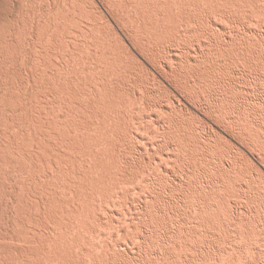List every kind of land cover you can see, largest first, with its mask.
Instances as JSON below:
<instances>
[{"label":"bare ground","instance_id":"1","mask_svg":"<svg viewBox=\"0 0 264 264\" xmlns=\"http://www.w3.org/2000/svg\"><path fill=\"white\" fill-rule=\"evenodd\" d=\"M24 1V3H25V1L26 2H28L27 0H23ZM44 1V0H43ZM53 1H56V0H53ZM59 1V0H58ZM58 1H56V2H58ZM71 1H73V0H71ZM78 1L79 0H77V2H76V4L78 5ZM86 1V0H85ZM85 1H83V2H85ZM88 1V0H87ZM86 1V2H87ZM90 1H92L91 3H94V0H90ZM90 1L88 2V3H90ZM104 1V0H103ZM106 1H108V0H106ZM105 1V3H106V5H105V3L104 2H102L103 4H101V5H104L103 6V9H104V7L105 6H107L108 7V2H106ZM114 1H116V0H113V2ZM136 0H134V2H135ZM261 1V0H260ZM257 1V0H137V2H139V4H140V6L138 7V5L136 6L135 4H137V2L136 3H134L133 2V0H131V1H128V0H126V1H124V3L125 4H127V2H131V3H129L130 5H131V7H133V8H131V9H129V7H128V4L125 6V8L123 7V9H122V7H117L115 4H118L117 3V1H116V3H114V5H115V8L117 9H120L119 10V12H117V10L115 9V12L114 13H116V14H114L113 12V14L114 15H116V16H113L112 17V13H111V15H110V18H113L111 21H113L114 20V18H115V20L117 21H119V24H116V26H120V24H122V23H124L125 22V24L127 23V27H129L127 30H125L126 31V34H127V32H128V36H129V39H128V44H127V42H125L124 40H123V38H122V36L121 35H119L120 33H122L123 34V30L126 28V27H124V29L123 30H121V32L120 33H118V31H117V29H116V27L113 25V24H111L110 22H108L107 20H108V18H107V20H106V24L108 25V27H107V25L104 27V25L102 26V24L103 23H99L98 21L99 20H101L100 18H101V16H102V19H103V11L101 10V5L100 4H98L97 6H94V5H96L95 3H97V2H95L94 4H93V6H92V4L90 3V6L88 5V6H86L87 4L85 3V5H81V4H79V6H77L76 5V7L74 6L75 5V0L73 1V3H70L71 5L73 4V7L70 5H67L68 4V1L66 0H64V1H60V3L59 4H61V8L58 6H56V4H55V2H53L54 3V6L55 7H57V9H59L60 8V10H62V5H64V3L65 2H67V3H65L66 4V6H64L63 7V9L64 8H66V11L65 10H62V11H65V13H67V14H64V19H63V17H62V13H64V12H62V11H60L59 10V12H58V10L55 8V9H53V3L51 4V3H49V2H47V1H44V2H46V4H49L50 6H52V8H51V10L53 9V11L51 12L50 11V9L48 8L49 7V5L47 6V5H45V3H44V6H40V7H42V8H37V9H46L45 8V6H47V10H49V12H47V13H50V14H47L46 15V17L48 18V21L50 22V21H52L51 23H48V25H44V27H46V26H48L47 28H45L44 30H43V28L42 27H40L39 26V24H41L42 26H43V24L42 23H38V21L37 20H39L40 22L42 21V18H43V21L45 20L44 19V17L43 16H45L44 14H43V16L41 15V13L44 11H40V12H38L37 14H35V15H38V14H40L41 16H42V18H41V16L40 15H38V16H40V19L38 18V19H35L36 21H37V24H38V26L44 31V34H43V31H42V37L43 38H41V36L39 35V38L37 37V39L39 40H34L33 38H35V34H39V32H37V33H35V31H34V37L33 38H31V39H29V40H27V41H25V40H23V42L25 41V44L24 45H26V42L27 43H29V42H36V43H40V39H44L46 36H47V32L49 31V32H51V34L50 35H52V33L53 32H56L57 31V33L59 32V31H62V27H65V30L67 29V28H69V26L71 27H73V23L71 22V21H69V17H71L72 19V21H77V23H75L74 24V28H72V29H74L76 32H79V34H77L75 31H73V30H69V29H67V30H69V31H64V34L65 33H68V36L69 35H71L72 34V36L74 35V36H76V35H79V38L81 37L82 38V40L84 39V37H87L86 38V40H85V42H82L78 37H76V38H74V36H73V40H70V39H72V36H71V38H70V36L68 37V38H70L69 40L70 41H73V43L72 44H74V40L75 39H79L78 41L80 42V44H82V45H79V43L78 42H76L73 46L71 45V43H70V49L69 48H67V47H69V43H68V45L66 46L65 44H64V42H66V37H61V39H63V40H61L60 42H62L63 41V43H62V45H59V44H61L60 42L58 43V41H57V38L55 37L54 38V36L56 35L55 33V35L52 37V38H54V42H56V43H58V47L59 48H56V46L55 45H57L56 43H55V45H54V47L56 48H54L55 49V51L56 50H59L60 49V51H61V47H63L64 46V48L66 47V49L68 50V51H66V53L64 52V50H66V49H64L63 48V52L65 53L64 55V57H60V59L62 58V62L60 63V61H58V59H59V57L56 59V57H51V56H49L48 55V57L46 56V58H50L51 57V59H49V60H51V64L49 63V64H46V62H48V61H45V60H47V59H40V61H39V59L37 58V56L38 57H40L37 53L39 52V48H40V46H38L37 47V53L35 52L36 50H34V51H32L33 49H36V48H30L29 47V45L28 46H25L27 49H32L30 52H33V54L35 53V56H36V58L38 59V60H36V58L34 59V60H36L37 62H39V63H36V61L35 62H32V60L30 59V62L32 63V64H34V63H36V64H42L43 66H41V67H39L40 68V70H39V68L38 67H32L30 64V62H28V63H30L29 64V66L31 67V70L33 69V70H39V71H41L42 70V74L41 73H39L38 72V70H37V73L41 76H43V77H48L47 79H45L44 80V78L43 77H41V78H39L38 76H37V74L35 73L36 72V70H35V72L33 71H31L30 70V67H29V71H28V73L29 74H27L28 75V77H29V79L28 80H30V81H33L35 84L34 85H36V86H34V87H37L38 88V90H40L39 88H41V86H43L42 88H41V91H43L42 89H44L45 90V93H46V88H47V90L49 91V88L48 87H46L45 88V86H49L50 85V83L52 84V82H53V86L56 84V83H58V84H56L54 87L56 88V86H57V88L55 89L54 87H52L51 85V89H50V91L49 92H47L46 93V95L49 97V100H48V97L46 98V95L44 94V95H42V97H44V98H38V97H40L39 95L41 94L36 88H33V86L31 87V89L30 88H28L29 86H26L27 88L25 89V86H24V81L22 82V80L20 81V80H16V84H19L18 82L20 81L21 83H23V85L20 87H17V88H22L23 86V88H22V90L21 91H23L24 92V94H23V96L26 94L27 95V97H29V96H32V93L34 94V96L36 95L34 92H36V91H38V93H39V95L37 94V96H35V98H36V101H37V99L39 100V101H32L34 104H35V106L34 107H37L38 105V107L40 108V110L42 109V111L41 112H43V111H45L46 112V108L48 109V112H47V117H46V115L44 114V116L42 115V113H40L41 114V117L40 116H37V117H39L40 118V120L38 121L37 119H39V118H37V119H35V117H34V112H33V117L32 116H29V113H30V115H31V112H29L28 113V111H29V109L28 108H30V111L32 110V109H36V108H32L31 109V105H34L33 103L29 106V102H31V100H32V98H34V96L33 97H30V101H29V99L27 100L26 98H25V96H24V98L27 100H24V101H26V102H23V100H22V102H23V106H22V109L23 110H25V111H23V110H21L20 108H21V106L19 105V104H21V103H18V105L20 106V108H19V106H18V108H19V110H21V112L18 110V108H17V110H16V107H17V104L15 105V104H13V105H11V101H12V99L11 98H8V97H11L12 95H13V89H12V92H11V90L10 91H8L7 89L9 88L8 86L9 85H6L7 86V89H3V87L1 88L0 87V89H1V91L3 90V91H5V90H7L8 92L7 93H9V95L6 93V92H4L6 95H5V98L3 97L4 96V93L2 94L3 96H1V94H0V97H2L1 99H3V103L4 104H8V105H10V106H12L11 108H13L14 109V105H15V110L16 111H19L20 113H18V115L17 114H14L13 112H14V110H13V112H12V110H11V112L13 113V115H16V116H23L22 115V111L24 112L23 114H24V116L25 115H27V116H29V118H28V120H26L25 118H23V117H19L20 119H25L26 121V124L28 123V121H29V123L27 124V125H24L25 123H24V120H23V122H22V120L20 121L19 120V123L21 124V126L23 125V126H25V127H27V128H25L26 129V133L27 132H30V131H32V132H30V133H33L34 132V138L37 140V139H39V141H38V143L40 144L41 143V141H42V143H41V145H42V147L39 145V144H37L36 142V144H34L35 145V151L33 152H30V153H28L29 151H27V153H24V156L25 157H23V158H25V159H27V160H29L30 161V163L32 164V166L31 167H38V165L40 164L39 163V161H36V160H38V159H34V158H36L38 155L37 154H39V153H37L36 152V146L37 145H39L38 147H40V148H42V149H44V147L45 148H48V149H52V152L49 150V152L47 153V154H49L50 152V154H52V156H50V155H47V154H45V150H44V154L43 153H41L40 155V161L42 162V163H44V164H42L41 163V165H39L40 167V170L37 168V169H34V171H32L31 172V175L32 174H36V176L37 177H35V174L33 175L35 178H33V176L32 177H30L31 179L33 178L34 180L36 179V178H38L39 176H40V174L39 173H41V172H39V171H41L42 170V172L44 173H41V174H43L44 175V177H45V179L47 178H51L52 177V174L51 173H53L52 171H51V167H52V170H53V167L56 165V167L54 168V170L57 168V167H60V168H64V164L67 162V161H69L68 163H66V165L67 164H73V168L70 170V171H72L73 169V174L74 175H76L75 177H77V178H75V177H71V176H74L73 174H71V173H68V172H70V171H68L71 167H67L66 165V167H67V173L68 174H66L67 176H68V178L69 179H67V177L65 178V181H62V182H60V184H62V185H60V186H63L64 188H65V190H67V192L68 191H70V192H72V193H70V192H68V194L70 193V194H72L71 196H72V199L74 198H77V199H75V200H77V202L76 203H74V204H76V205H73L72 204V206H69L70 204H69V201L70 200H72V199H65V197L68 195V194H66L65 192H64V194H65V196H64V199H60V202L63 204V205H67L68 204V207H66V209L64 210V212H60V215H59V213L57 212V213H55L52 209H50L51 211H49V209H48V207L49 208H51V206H49L50 204H52L53 202H56V198H57V196H58V194H59V192H60V190L61 191H64L63 190V188H59L58 187V185H57V182L59 181V178H62V175H64L65 176V171L66 170H62V169H60V173L62 174L63 172H64V174H58L59 176H58V178H56L58 181L56 182V185L57 186H51V189H52V187H54L55 189H53L54 190V192L55 193H53V194H56V198H55V195L51 198V200H50V202H48V204L49 205H47L48 207H46L47 208V210H46V208H43L42 209V213H44L45 214V216L47 215H49L48 217H51V218H49V222H52V223H54V221H55V223L57 222H60L61 220H63L64 221V219H63V217L62 216H67V217H69V220L74 224V223H76V221H77V219H76V217L78 218V215L80 216V214H81V219H79V221H77V222H79L80 224H84V225H86V224H88V223H84V222H88L89 221V223H90V221L93 223L94 221H96L98 218H100V217H98V215H96V214H98L95 210L96 209H94L95 207L97 208L98 207V209H99V207L101 206L102 207V205L103 204H106L105 202L106 201H108V198H109V194H110V191H111V194L113 193V194H115L114 192L115 191H112L111 190V188L113 187V186H117V184L115 183L116 182V180H117V178H118V180H120L121 178H122V176H121V174L123 173V172H126L127 173V171L126 170H123V169H125V168H121V166H123V165H125V164H127V165H130V166H133V167H135V170H132V171H134V173L136 172V170H137V168L139 169V166L140 165H147V166H149L150 168V170L152 171V173L154 172V174H155V178L156 179H158L157 178V175H156V171H153L154 169H152V168H155V169H157V171L160 173L162 170H163V173L165 172V175H166V177H164V179L166 178L167 180L169 179V177L171 178V179H176L175 178V176L177 175V173L179 172V173H181L179 176L182 178L183 176H182V174H186L185 175V177L184 178H186V179H188V177L189 178H191V182L189 181V179L188 180H186V179H184V178H182V179H184L183 180V182L184 181H189V183L187 182V186H188V189H183L184 191H183V193H182V191H181V193H182V195H181V197H182V199H180V200H183V198H185V199H187L186 201H188V200H190L191 202H193V204L192 203H189V204H192L193 205V207H192V209L190 208V207H188V206H190V205H188L186 202H183L184 204L186 203L188 206H186V208H184L183 206V208L182 209H184L183 211L184 212H186V213H184L185 214V216L183 215V217H186L185 218V220H184V218L182 217V220H184V221H188L189 219H187V217H189L190 215H188V216H186L187 215V211H189L188 213L190 214L192 211L194 212V214H196V215H198V213H200L204 218H202V219H204V221L205 222H207V228H208V225H210V224H212V226L214 225V224H216V226H214V227H212V229H215V230H219L220 228H227L228 226V224H231L230 222L231 221H235V222H237L236 221V219H237V217H239L240 218V216H238V215H243V213L242 214H240L239 213V211H241V209L239 210V208L241 207H243V206H238V207H236L235 205L233 206V204H232V206L230 205V201H232V200H230V199H234L235 201H236V199L232 196V195H234L235 196V194L236 195H239L240 193H242L243 192V190H242V188L244 189V190H248V189H251L252 190V188L254 187V189H256L257 188V184H255V186H254V184H253V182L254 181H258V185H259V188H260V190H259V192L260 193H262V192H264V141H262L261 139H263V138H261L260 140L257 138V137H254V128H255V126H254V124H253V126H252V123H249V126H244L245 125V123L247 122L246 120L247 119H249V116L251 117V118H253V116L255 117V115H249V116H247L248 114V112L246 111V110H248V109H244L245 107H247V106H245V104L247 103V101H248V103H247V105L248 106H251L252 105V103H253V101L250 103L249 102V100H254V99H249L248 98V100H245L246 101V103H244V102H242V100L241 99H239L238 98V94L236 95V93H234L235 95L234 96H237V98L239 99V100H241V102L242 103H244L243 105L245 106L243 109L247 112V113H244V115L245 114H247L246 116H244V115H242L243 113H241V112H239V111H243L242 109H240V108H242L243 107V105L239 108L240 110L238 111L237 109H233V107H234V105L233 104H235V102H233V101H231V102H233L231 105L233 106H230L232 109H233V111L235 110H237L236 112H239V113H241V115L243 116V117H241L240 118V116L238 117L237 115H240L239 113L236 115V114H234L233 113V111L231 112V110H230V108H229V110L228 109H226V110H223V108H222V106L223 107H226V105L227 106H229L228 104L229 103H227L226 105H222V103H223V100L225 99L224 97H220L221 99H223L222 101H221V99H219L220 101H218L219 103H221V108L218 106V103L216 104V92L217 91H219V90H221V89H219V87L218 86H220L221 85V83H223L224 84V82L223 81H228V79H229V76H227V74L229 73V71L231 70V72H232V75H233V69H235V70H237V68L238 67H243V68H251V70H253L254 71V73L256 72V67L258 66V64L259 65H262L263 64V66H264V30H263V28H261L262 26L261 25H259V26H261V27H259V28H261V31H262V33H260L261 31H260V29H257V30H259L260 32H259V35L257 34V32H254V30H252L253 29V25H252V23H251V21L252 20H249L250 22H247V23H244V19H245V17L243 16V12H244V9H241V10H243V12L242 11H240V13H238V10H236V8L238 9L239 7H241V8H245L246 10H248V11H250V9L249 8H251V7H253L254 8V12H255V14H258V16H262L261 15V12L262 11H264V10H261V9H258L259 8V4H258V2L260 3V5L262 4V6L264 7V4H263V2H264V0L263 1ZM20 2H21V0H20ZM31 2V1H30ZM33 2V3H32ZM32 2H31V4H33V5H37V3H40L38 0H37V2L35 1V3L36 4H34V1L32 0ZM62 2V3H61ZM70 2V1H69ZM98 2H100V0L98 1ZM113 2H111V3H113ZM119 2H121V0H119ZM134 4H133V3ZM16 3H19V2H17L16 1ZM57 3V4H58ZM81 3V2H80ZM227 3H228V5H229V3H232V4H234L235 5V7H233L234 5H229L228 7H230V6H232L231 7V9L230 10H232V8H234L236 11H235V13H230V11L229 10H227L228 9V7H227ZM21 6L23 5V2H21V3H19ZM27 4H30L29 2L27 3ZM40 4H43V3H40ZM40 4H38V6L40 5ZM83 4V3H82ZM121 5H122V3H120ZM247 4V5H246ZM248 4L249 5H251V7L250 6H248ZM19 5V6H20ZM24 5H26V4H24ZM23 5V9H27L25 6ZM100 5V10L98 9V11H97V7ZM109 5H110V3H109ZM120 5V6H121ZM124 5V4H123ZM122 5V6H123ZM129 5V6H130ZM207 5H209V6H207ZM237 5V6H236ZM17 6H18V4H17ZM31 6L32 5H30V7H29V10L31 9L32 10V12L31 13H29L28 15H30V14H34V11H36L37 12V10H34L33 8H31ZM111 6H113V4L112 5H110L109 7L111 8V10L112 11H114L113 10V7H111ZM118 6H119V4H118ZM207 6V7H206ZM239 6V7H238ZM245 6H248L247 8L245 7ZM262 6H260L261 8H263ZM25 7V8H24ZM69 7L70 8H72L71 10H69ZM208 7H210V9L213 11V12H211V10H207V9H209ZM19 8H21V7H19ZM21 8V10H23ZM67 8H68V10H67ZM109 8V9H110ZM106 9V8H105ZM256 9V10H255ZM264 9V8H263ZM34 10V11H33ZM107 11H108V9H106ZM239 10H240V8H239ZM246 10H245V13H247L246 12ZM257 10H260V11H257ZM25 12V11H24ZM23 11H18V13H23V15H20V17L19 18H17L18 16H19V14L18 13H16V11H15V13L18 15L16 18L18 19V20H20L21 19V16L23 17V16H25L26 15V13H24ZM35 12V13H36ZM77 12H79V13H77ZM81 12H82V14L84 13V14H86V16H84V14H83V17H85V19L87 20V18H88V15L90 14V15H92V17L94 18L96 15H95V13H99V14H101V15H98V16H100V18L99 17H97V18H99L98 20H96V21H94V22H92V20H90L91 22H89L88 20L91 18H88V24H87V21L84 19V23L85 24H87L86 26H84L83 25V23H79L80 21H79V19L77 20L76 19V17H80V19H81ZM105 12V11H104ZM110 12V11H109ZM109 12H107V14L109 13ZM209 12H211L214 16H215V14H217L219 17H217L216 18V16H215V18L216 19H214V17H213V15L211 14V13H209ZM231 12H233V11H231ZM242 12V13H241ZM251 12H253V11H251ZM253 12V13H254ZM258 12H260V15H259V13ZM44 13V12H43ZM52 13L53 14H55L56 15V13H59V22H61L60 20L61 19H63V20H65V19H67L68 18V21L67 20H65V21H67L68 23L69 22H71L72 24L71 25H67V22H65L66 24H64V26H59V24H61V25H63V23H64V21H63V23H59L58 24V22H57V20L56 21H54L55 20V18L57 19V16H55L54 17V20L52 19V17H51V15H52ZM77 13V14H76ZM236 13H238V16H240L241 14H242V16H243V18L244 19H241V20H244V21H239L237 18H238V16L236 15ZM25 14V15H24ZM79 14H81V15H79ZM104 14H106V13H104ZM233 14H235L237 17H234V15ZM240 14V15H239ZM248 15H249V13H247ZM251 14V13H250ZM263 15H264V12L262 13ZM51 17V19L52 20H50L49 19V16ZM58 15V14H57ZM61 15V16H60ZM69 16V17H65V16ZM78 15V16H77ZM94 15V16H93ZM53 16V15H52ZM108 16V15H107ZM198 16L201 18V21H202V19L204 20L203 22H198V19H200V18H198ZM242 16H241V18H242ZM253 16V15H252ZM257 15H254V17L253 18H256V20L258 21H261L262 20V17H264V16H262V17H260V19H258V16L256 17ZM31 17L33 18V15H31ZM30 17V18H31ZM62 17V18H61ZM83 17H82V19H83ZM117 17H118V19H117ZM224 17V18H227V20L228 19H231V20H228V21H231V23H228L227 22V20L226 19H222V18ZM251 17V16H250ZM13 18H15V17H13ZM13 18H11V19H9V20H11V21H13L12 19ZM15 18V19H16ZM26 18H27V15H26ZM26 18H23V21H24V19H25V22L27 21V22H29V17H28V20H26ZM31 18V19H32ZM35 18V17H34ZM74 18H75V20H74ZM96 18V17H95ZM94 18V19H95ZM220 18V20L222 21H224V20H226V23H228V25L230 26L229 28H228V26L227 27H223V21L221 22L220 20L219 21H216V20H218ZM246 18H248V16L246 15ZM252 18V19H253ZM14 19V21L12 22V24L13 23H16V22H18V21H16ZM120 19V20H119ZM240 19V18H239ZM114 20V21H115ZM123 22H122V21ZM246 20H248V19H246ZM254 21H256L255 19H253ZM21 21H22V19L20 20V22H18L19 24L21 23ZM22 21V23H24L25 24V22H23ZM33 21H34V19H33ZM33 21H31L30 20V22L31 23H29V25H31L32 23H33ZM46 21V20H45ZM79 21V22H78ZM83 21V20H82ZM86 21V22H85ZM103 21V20H102ZM113 21V22H114ZM115 21V22H116ZM117 21V22H118ZM120 21H121V23H120ZM173 21V22H172ZM177 22V23H175V22ZM200 21V20H199ZM256 21V22H257ZM7 22V21H6ZM10 22V21H9ZM26 22V23H27ZM47 22V21H46ZM57 22V23H56ZM112 22V23H113ZM206 22V23H205ZM217 22V23H216ZM222 23V24H220V23ZM225 22V21H224ZM243 22V23H242ZM262 22L264 23V19L262 20ZM3 23H5V22H3ZM34 23H35V21H34ZM45 23V22H44ZM218 23L221 25V26H219L218 25ZM225 23V24H226ZM251 23V24H250ZM262 23V25H264ZM9 24V23H8ZM12 24H9L8 26L10 27V25H12ZM19 24H17L16 23V25H18L19 26ZM23 24V25H24ZM37 24H32V25H34V26H37ZM70 24V23H69ZM78 24H80V25H83V27L81 26H79ZM110 24V25H109ZM248 24V25H247ZM261 24V23H260ZM14 25V24H13ZM22 25V24H21ZM22 25V26H23ZM79 26V27H77V26ZM227 25V24H226ZM225 25V26H226ZM252 25V26H251ZM7 26V27H8ZM18 26H16V27H18ZM34 26H32L33 28H34ZM119 26H118V28H119ZM122 26V25H121ZM123 26H125L124 24H123ZM255 26V25H254ZM13 27V26H12ZM15 27V26H14ZM13 27V29H14V31H15V29L16 28H14ZM21 27V26H20ZM24 27L25 26H23V28L21 27V29H24ZM29 27V26H28ZM60 27H61V29H60ZM67 27V28H66ZM250 27H252V28H250ZM19 28V27H18ZM17 28V29H18ZM26 28V27H25ZM108 28V29H107ZM174 28V30H176V33L179 35V38L181 39V41H182V39H183V41L181 42V41H179V42H181V43H183V44H186V46L184 45H182V47H180L181 46V44L180 43H178L179 44V46L178 47H180V48H177L176 47V50L177 49H179V50H177L176 52H175V47L173 46L172 48H171V45L169 46L168 44V42L169 41H171L170 39H171V37H174V35H176V37L178 36L176 33L174 34V30H172L173 31V33L170 31V29H173ZM228 28V29H227ZM11 29V28H10ZM20 28L18 29V30H21ZM27 29V28H26ZM34 29H37V27L36 28H34ZM122 29V28H121ZM254 29H255V27H254ZM25 30V29H24ZM23 30V32L25 33L26 31H28V30H25L24 31ZM45 30H46V32H45ZM97 30H100V31H97ZM119 30V29H118ZM256 30V31H257ZM8 31H10V30H8ZM7 31V32H8ZM17 31V30H16ZM15 31V32H16ZM30 31H33V29H31V26H30ZM29 31V32H30ZM39 31H40V29H39ZM63 31L62 32H60V33H58V34H60V35H62L63 34ZM72 31L73 32H75L74 34L72 33ZM167 31L170 33V34H174V35H171L170 36V34H167ZM11 32V31H10ZM9 32V33H10ZM13 32V31H12ZM17 32H19V31H17ZM17 32H16V34H17ZM21 32H22V30H21ZM28 32V33H29ZM98 33V32H100V33H98V34H96V33ZM144 32H146L148 35L149 34H151V35H149V38L147 37V36H145V33ZM2 33L3 32H1V35H2ZM5 33V32H4ZM45 33H47V34H45ZM62 33V34H61ZM80 33H81V36H80ZM167 34L166 36H169V37H166V38H164L163 37V35L164 34ZM30 34V33H29ZM57 34V35H58ZM64 34L62 35V36H64ZM96 34V35H95ZM125 34V33H124ZM123 34V35H124ZM143 34H144V36H143ZM146 34V35H147ZM0 35V37H2V36H4V37H2V38H6V36L5 35H2L1 36ZM20 36V38H21V36L23 35H21V34H17L16 36ZM25 35V34H24ZM24 35H23V37H24ZM44 35V36H43ZM49 35V34H48ZM56 35V36H57ZM187 37L188 38V40L190 41L192 38H191V36L192 35H194V37L195 36H198V38L196 39H194V41H195V44L193 43V44H190L189 46L187 45L188 44V41H187V38L185 39L186 41H187V43H185L186 41L184 40V37ZM251 35H257V36H253L252 38H254V39H257V41L256 40H253L252 42H250V40H248L249 39V37L251 36ZM11 36H13V35H11ZM18 36V37H19ZM29 36V35H28ZM38 36V35H37ZM66 36V35H65ZM88 36H93V37H95V38H90V37H88ZM126 36V35H125ZM125 36H123V37H125ZM128 36H127V38H128ZM181 36H182V38H181ZM201 36V37H200ZM10 37V36H9ZM29 37H31V36H29ZM60 37H59V39H60ZM146 37L148 38V39H151L150 37H154V38H152V39H155V40H157L156 38L158 37V40H157V43H159L158 41H159V37L160 38H164L165 40L168 38L169 40L167 41V45H152L151 44V42H150V40H148V39H146ZM193 37V36H192ZM257 37V38H256ZM1 38V42L3 41V43L4 42H6L7 41V38H6V40L4 41L3 39ZM49 38V37H48ZM48 38H45L44 40H46L45 41V43H47L48 44V41H50V38H49V40H47ZM51 38V39H52ZM94 39V42H95V40H96V43L98 44H100V46L99 45H97V46H94L95 44H94V42L91 40V41H87V39L88 40H90V39ZM126 38V37H125ZM126 38V39H127ZM179 38H178V40H179ZM191 38V39H190ZM251 38V37H250ZM251 38V39H252ZM17 39H19V38H17ZM23 39H26L25 37L23 38ZM36 39V38H35ZM151 39V40H152ZM11 40V39H10ZM19 40H21V39H19ZM30 40H32V41H30ZM34 40V41H33ZM154 40V41H155ZM173 40V39H172ZM174 40H175V37H174ZM22 41V40H21ZM53 41H51V44L52 43H54ZM68 41V40H67ZM70 41H68V42H70ZM160 41L162 42L163 40H161L160 39ZM185 41V42H184ZM196 41H197V43H196ZM15 41H13V43H14ZM23 42H22V44H23ZM44 42V41H43ZM42 42V43H43ZM165 41H163L162 43H164ZM191 42V41H190ZM189 42V43H190ZM193 42V41H192ZM191 42V43H192ZM254 42V43H253ZM13 43L11 42V44H12V46H14L15 45V47H12L11 46V44H10V46H8L9 45V43H8V47H10V50H8L9 48L8 47H6L5 48V46H3L4 44H7V42L6 43H4V44H2L1 45V43H0V45L1 46H3L5 49H6V51L8 50V52H12V50L13 51H16V48H18V50L19 49H21L20 50V52L21 51H23V49L25 48L24 47V45L22 46V47H24V48H19V46H17L16 47V44L14 43V45H13ZM17 43V42H16ZM19 44L21 43V42H18ZM67 43V42H66ZM90 43H93L92 45L90 44ZM155 43H156V41H155ZM156 43V44H157ZM162 43H159V44H162ZM177 43V42H176ZM64 44V45H63ZM91 46H90V45ZM172 44V43H171ZM175 44V43H174ZM205 44V47H206V44H208L207 46L208 47H210V49L208 50V48L206 49L207 51L206 52H204V51H202L204 48H203V45ZM21 45V44H20ZM48 45H50V42H49V44ZM173 45V44H172ZM1 46H0V48H1ZM52 46V48H53V45H50V46H47L46 44H45V46H44V49L46 50L45 52H47L48 50H51L52 48H50ZM74 46H76V47H74ZM92 46H94L93 48H92ZM101 47V48H99V47ZM115 46V47H114ZM128 46H130V47H132V48H134L135 46L138 48V50L140 51H137L136 50V48H134L135 49V52H132L131 50H129V48H128ZM134 46V47H133ZM175 46H177V45H175ZM2 47V49H4ZM36 47V46H35ZM91 47V48H90ZM8 48V49H7ZM90 49L91 51H90V54L92 53V57L88 54V53H86V52H88V51H86L85 49ZM98 48V49H97ZM203 48V49H202ZM2 49H0V51H2ZM4 49V50H5ZM15 49V50H14ZM26 49V50H27ZM29 49V50H30ZM42 49V48H41ZM54 49H52V50H54ZM93 49V50H92ZM115 49H116V52H115ZM133 49V50H134ZM84 50L86 51V52H84ZM113 50V51H112ZM205 50V49H204ZM28 51V50H27ZM27 51H26V56L28 55V54H32V53H27ZM54 51V52H55ZM59 51V52H60ZM78 51H80V53H78ZM17 52V51H16ZM41 52H43V50L41 51L40 50V53ZM45 52L43 53V57L45 56L44 54H45ZM59 52H57V53H59ZM81 52H83L82 54H81ZM112 52H114L115 54H112ZM141 52H143V53H141ZM86 53V54H85ZM14 54H15V52H14ZM20 54V53H19ZM32 54V55H33ZM48 54V53H47ZM60 54V56H61V52L59 53ZM82 55V56H84V54H85V56L88 54L89 55V57H91L90 59H92V58H94L96 61L94 62V63H91V65L90 66H94V67H90L89 66V63L90 62H93V61H87V57L85 58L86 60H84V59H80L79 58V55ZM117 54V55H116ZM210 54V55H209ZM10 56L12 55L13 56V54H9ZM18 55V54H17ZM41 56H42V54H40ZM58 55V54H57ZM80 55V56H81ZM116 55V56H115ZM193 55V56H192ZM213 55V56H212ZM1 56V55H0ZM2 56H3V53H2ZM1 56V57H2ZM6 57V59H5V57ZM4 56H3V59H5L6 61L8 60L7 59V56L4 54ZM10 56L8 57V58H10ZM16 56V55H15ZM14 56V57H15ZM31 55H29V56H27L28 58H32V57H30ZM34 55H33V57H35ZM53 56H55V55H53ZM63 56V55H62ZM84 56V57H85ZM127 56H130V57H134L133 58V62H134V59H135V62L137 61L138 63H140V65H141V68H139L137 65H139V64H137V65H134V63L133 64H131V63H129V62H131V58H129V57H127ZM210 56H212L213 58H211ZM0 57V58H1ZM14 57H12V59H14ZM20 57H21V55H20ZM43 57H41V58H43ZM83 57V58H84ZM89 57H88V59H89ZM150 57H153V59H152V61L154 60V58L155 59H158L157 61L159 62V64H155V63H153L152 61H151V59H150ZM197 57H200V58H203V59H201V60H204V61H202L201 63L199 62L198 63V60L199 61H201L200 60V58H197ZM18 58H19V55H18ZM24 58V57H23ZM63 58H65V60H63ZM125 58H126V60H127V58H129V62H128V60L126 61L125 60ZM194 58H195V60H196V58H197V63H195L193 60H194ZM19 59H21L20 61L22 62V63H25L26 61H27V59L25 60V59H22V58H19ZM54 59L56 60V63H54L53 61H54ZM79 59H80V62H79ZM94 59H92V60H94ZM4 60V62L3 63H5V65H3V66H6V61ZM10 60H11V58H10ZM10 60H8V62L10 61ZM15 60V59H14ZM14 60H11L12 62L14 61ZM25 60V61H24ZM33 60V61H34ZM82 60H84L85 62H89L88 63V65L87 64H85ZM1 62L0 63H2V59L0 60ZM17 61H19V60H17V56H16V63L18 64V62ZM24 61V62H23ZM29 61V60H28ZM57 61L59 62L58 64H57ZM75 61V62H74ZM82 61V62H81ZM127 63H126V62ZM157 61H155V62H157ZM217 61V62H216ZM7 62V63H8ZM20 62V63H21ZM76 62H78V65H77V63ZM204 62H210V64L208 63V64H205ZM2 63V64H3ZM27 62H26V64H22V65H27L28 64ZM52 63H54V64H52ZM73 63V64H72ZM81 63V64H80ZM103 63V64H102ZM204 64V66L203 67H201V64ZM2 64H0V66H2ZM36 64H34V65H36ZM46 64V65H45ZM75 64V65H74ZM79 64H80V66H79ZM92 64H95V65H92ZM102 64V65H101ZM129 64V65H128ZM8 65V64H7ZM21 64H19V66H21V67H23ZM33 65V66H34ZM39 65H37V66H39ZM44 65H45V68H49L50 67V65H51V67L53 68V66H56V67H54V73L52 72V73H49V72H51L50 70L51 69H49L48 71L46 70V69H44L43 67H44ZM47 65H49V66H47ZM77 65V66H76ZM238 65H240V66H237ZM2 66V67H3ZM47 66V67H46ZM73 66V67H72ZM78 66L80 67V69L78 70V71H82V75H83V72H85V70L86 69H90V68H92L90 71L88 70V71H86V73L87 74H85L84 76H82L79 72H77L78 74H75L76 72L74 71V70H76L77 68H78ZM233 66H235L234 68H233ZM255 66V67H254ZM2 67H0V68H2ZM20 67V68H21ZM26 67H28V66H26ZM50 67V68H51ZM58 67V69H56ZM74 67H76V68H74ZM100 67V69L98 70L97 68H99ZM101 67H102V69H101ZM252 67H254L253 69H252ZM262 67V66H261ZM260 67V68H261ZM4 69V71L6 72L7 70H6V68L5 67H3ZM18 70H19V68H18V66L16 67ZM43 68V69H42ZM259 68V67H258ZM258 68H257V70H258ZM259 68V69H260ZM55 69L57 70L56 72H55ZM85 69V70H84ZM240 69H242V68H240ZM239 68H238V70H240ZM262 69H264V67H262ZM22 71H23V69H21ZM20 70V73L22 74V71ZM72 70L74 71L72 74H71V72H72ZM84 70V71H83ZM98 70V71H97ZM247 70V69H246ZM1 71V70H0ZM4 71H1V72H4ZM53 71V70H52ZM70 71V72H69ZM77 71V70H76ZM140 71H142L141 72V74H140ZM245 71V70H244ZM250 70L248 69V71L247 72H249ZM4 72V73H5ZM64 72V73H63ZM70 73V74H68V79H66V77H65V75L67 74V73ZM89 72L91 73V74H89ZM137 72H139V74H140V76H138L137 75ZM226 72H227V74H226ZM234 72H236V71H234ZM240 72H241V74H240V77L242 76V74H243V72L240 70ZM239 72V73H240ZM247 72H245L246 74H248ZM251 72V71H250ZM263 72H264V70L262 71L261 70V75H263ZM24 73V72H23ZM27 73V72H26ZM64 74V76L63 77H65V78H63L61 75L62 74ZM66 73V74H65ZM244 73V74H245ZM260 73V72H259ZM3 74V73H2ZM6 74V73H5ZM73 74L76 76H78L79 75V77H73V79L72 78H69L70 76L72 77L73 76ZM243 74V75H244ZM257 73H255V75H256ZM1 75V74H0ZM6 75H9V73H7ZM70 75V76H69ZM80 75L83 77V79L85 78V80L83 81V79L82 78H80ZM87 75V76H86ZM89 75H91L90 77L92 78V79H90V84L92 83L91 81L93 80L94 81V83H92L91 85L92 86H87V84H85L86 83V81H88L89 82ZM124 75H126L127 76V78H129L130 80H131V82H130V85L128 86L127 85V83H129V82H125L124 80ZM226 75V76H225ZM234 75H236V74H234ZM1 76H3V77H1ZM0 77H1V79H0V81L1 80H3L4 81V85H2V86H5V83L6 84H9L10 83V79H11V75L9 76V77H5L4 76V74L3 75H1ZM37 76V77H36ZM126 76H125V78H126ZM230 76H231V73H230ZM251 77H252V74L250 75ZM5 77V78H4ZM225 77V80H223V78ZM227 77H228V79H227ZM237 77H238V75H237ZM237 77L235 78V80H237V81H239V79H240V77H238L239 79H237ZM243 77V76H242ZM258 77V76H257ZM262 76H260V78H261ZM264 77V76H263ZM3 78V79H2ZM7 78H9L8 79V81L6 82V80H7ZM25 78L27 79V76H25ZM37 78H39V80L37 81ZM74 78H76V80L73 82L72 80H74ZM77 78L78 79H80V81H81V79H82V83H79V80H77ZM86 78H87V80H86ZM126 78V79H127ZM232 79H234V77H231ZM231 78H230V83H231ZM246 78H247V76H246ZM246 78H244L243 80H245ZM249 78V77H248ZM254 78H255V76H254ZM6 79V80H5ZM20 79H21V77H20ZM40 79H42V83H38V82H41V80ZM52 80V82H50V81H46V80ZM64 79H66V81H68L69 83H70V81H72V91H70V90H68L69 88L71 89V87H69L68 86V82H67V86L69 87H65V85H66V81L64 80ZM72 79V80H71ZM129 79H127L128 81H129ZM227 79V80H226ZM258 80H260L259 79V77L257 78ZM256 79V80H257ZM262 79V78H261ZM27 80V81H28ZM70 80V81H69ZM126 80V81H127ZM242 80V79H241ZM257 80V81H258ZM36 81V82H35ZM44 81H46V82H50L49 84L48 83H45ZM61 81H64V87L65 88H68L67 89V92H69L68 94H70L71 95V97L73 98V96H74V99H75V97H76V101L77 100H79V98L81 97V96H77V95H83V94H86V96L88 95L89 96V100H88V96H87V99H84V100H86L85 102L83 101L82 102V100H83V98H82V100H80V102L79 101H77L78 103H77V105L73 102V104L77 107L78 106V109H79V112L80 113H82L81 115H80V118H82V117H86L85 115H87V111H89L88 113H89V115H87V116H89V117H86V119L87 118H91V117H93V119L91 120V119H88L89 121H86L85 120V118H83V120H85V122H86V124H85V122L82 120V119H78V117H76V115H78V112H76V111H78V109L76 108L75 110V115H72V113H74V109H71V108H73V106L74 105H71L72 103H70L69 105H67V103H68V98L67 97H70V95H66L67 97H64V94H65V92H66V89L64 88V87H62V82ZM76 81H78V83L79 84H81V86H79L78 84H77V82ZM2 82V81H1ZM1 82H0V86H1ZM9 82V83H8ZM11 82H14L13 81V79H11ZM75 82H76V86H79V87H77V88H74V86H73V83H74V85H75ZM87 82V83H88ZM253 82H255V80L253 81ZM253 82H251V83H253ZM32 83V82H31ZM36 83H38V84H40L41 86L40 87H38L37 86V84ZM45 83V84H44ZM59 83H62V84H59ZM132 83H133V85H132ZM233 83V82H232ZM235 83H237V82H235ZM234 83V84H235ZM245 83H247V82H245ZM250 83V82H249ZM262 83H264V81H261V84ZM3 84V83H2ZM13 84V83H12ZM33 84V83H32ZM31 84V85H32ZM48 84V85H47ZM82 84H85V85H82ZM89 84V83H88ZM222 84V85H223ZM238 84V83H237ZM248 84V83H247ZM254 84V83H253ZM255 84H258V83H255ZM254 84V86L252 85L251 86V84L249 85V86H251L252 88L254 87L255 88V85ZM260 84V82H259V85H261ZM11 85V84H10ZM30 85V86H31ZM59 85H61L60 86V88H59ZM132 85V86H131ZM231 85V84H230ZM233 85V84H232ZM5 86V87H6ZM14 86V84L12 85V87ZM75 86V87H76ZM229 86V85H228ZM239 86V85H238ZM262 87H260V88H262L263 89V87H264V85L262 84L261 85ZM11 87V86H10ZM11 87V88H12ZM61 87L63 88V89H65L64 91H63V93H62V91H61ZM225 87V86H224ZM239 87H241V86H239ZM238 87V88H239ZM257 87H259V86H257ZM256 87V88H257ZM11 88H9V89H11ZM34 90H33V89ZM54 88V89H53ZM60 89V90H57V89ZM138 88L140 89H142V90H139V91H137L138 90ZM217 88V89H216ZM226 88H227V85H226ZM226 88H222V91H225L226 92V90H223V89H226ZM234 88V86H232V89ZM24 89V90H23ZM62 89V90H63ZM155 89V91H160V94L163 96V98L165 97V99L164 100H166L167 99V101H168V103L167 102H165V107H166V105L168 104V105H170V107H169V109H168V111H166V109H165V111H163L164 110V108H162L161 107V105H160V103H161V101L163 100L162 99V96H159V95H157V93H156V96L155 97H160L162 100L159 102V101H157V100H159L160 98H158V99H153L152 98V96L151 95H153V93L152 92H154L153 90ZM219 89V90H218ZM229 89V90H228ZM228 92L230 91V89H231V86L230 87H228ZM231 89V90H232ZM235 90H237V88H234ZM233 89V90H234ZM240 90L242 89V88H239ZM19 90V91H20ZM36 90V91H35ZM56 90V91H55ZM240 90H238V92L237 93H239V91ZM244 90V92H245V89H243ZM2 91V92H3ZM34 91V92H33ZM58 91H60V92H58ZM144 91V92H143ZM221 91V94H220V96H225L226 94H224L223 92ZM253 91H254V89H253ZM261 91V90H260ZM11 92V93H10ZM22 92V93H23ZM61 95V96H63L64 98H67L66 99V101L65 102H67L66 104H65V102L63 101H59V97H60V95H58V93ZM67 92H66V94H67ZM72 92H73V94L74 95H72ZM139 92V93H138ZM144 94H143V93ZM220 92V91H219ZM219 92H218V96H219ZM232 93L234 92V91H231ZM241 92H243L242 90H241ZM243 92V95H242V97L244 96V93ZM247 92V91H246ZM22 93L20 94V92H19V96H18V99L19 100H21L22 99V97H21V99H20V96L22 95ZM43 93H44V91H43ZM224 95H223V94ZM12 94V95H11ZM63 94V95H62ZM139 94H141V95H139ZM143 94V95H142ZM154 94H155V92H154ZM159 94V93H158ZM242 93H240V95H241ZM247 95H248V92L246 93ZM258 94V93H257ZM259 94H261V92H259ZM7 95H8V97H7ZM229 95V94H228ZM228 95H227V97H228ZM246 95V96H247ZM14 96V95H13ZM12 96V97H13ZM85 95H83V97H86ZM230 96H232L231 95V93H230ZM229 96V98H231ZM249 96V95H248ZM247 96V97H248ZM63 97L60 99V100H63ZM70 97V100H69V102L70 101H73L72 100V98ZM78 97V98H77ZM226 97V96H225ZM241 97V96H240ZM245 97V96H244ZM259 97H262V96H260L259 95ZM259 97L257 98V100L259 99ZM8 98V99H7ZM46 98V99H45ZM80 98V99H81ZM234 98H236V97H234ZM255 98V99H256ZM262 98H264V97H262ZM6 100V103H5V100ZM9 99H10V101H9ZM13 99H14V97H13ZM228 99V98H227ZM232 99H233V97H232ZM231 99V100H232ZM244 99H246V98H244ZM243 99V100H244ZM33 100H35V99H33ZM41 100V101H40ZM44 100V101H43ZM74 100V101H75ZM130 100V105L131 104H135L136 105V103L137 102H140L141 101V103L139 104H137L138 105V108H140V107H142V109H147L146 111H149V110H151V111H149V112H146V113H149L150 114V112H152V115H153V112L154 111H152V110H155L156 111V113L154 112V114H155V117H153V116H151V114H150V116L147 114V116L146 115H144V112H145V110L143 111L141 108L139 109V113L141 114V116H140V114H138V108L137 107H135V109H134V106L135 105H131V107H133L132 108V110L133 111H137V113L136 114H134L132 111L130 112V111H128V108H131V107H128L129 106V103H128V106H126L127 104V102ZM136 102H134V101ZM184 100V101H183ZM218 100V99H217ZM226 100V99H225ZM225 100H224V102H225ZM228 100H230V99H228ZM228 100H226V101H228ZM238 100V101H239ZM256 100V101H257ZM264 100V99H263ZM263 100H262V102H263ZM8 101H9V103H8ZM17 102H20V101H18V100H16ZM15 101V99L12 101V102H14V103H17ZM47 101H48V104H47ZM49 101H50V103H49ZM53 101H58L57 103H64L63 104V106L62 107H66L65 105H67V109L69 110V112L70 113H66V114H71L72 116H74L75 118H73V120L72 121H74V123L76 124V125H80L81 127L83 126V123H84V126H85V128H86V125L87 126H89V127H91L93 130L92 131H94V133L91 131V129L89 128V130H88V128H82L83 130H84V132L83 131H80L79 129L81 128V127H79V129H78V131L77 132H79L80 131V133H78L79 134V136H77L76 137V132L74 133V131H75V129L77 130V128H78V126H76L74 123H72V125H74L73 126V129H74V131H73V129H71L70 127V124H68L69 122H66V126L68 125L69 126V128L68 127H66L65 129L66 130H64L63 128H64V122L65 121H68V115H66V117L67 118H65V120H63V118L65 117L64 115L65 114H63V115H61L62 113H64V112H66L67 110H65L64 108V111H61V110H63V109H59V107H57L58 105L60 106V104H56V106H54L55 105V102H53ZM75 101V102H76ZM235 101V100H234ZM237 101V100H236ZM255 101V100H254ZM0 102L2 103V101L0 100ZM36 102V103H35ZM39 102V103H38ZM40 102L42 103H44V102H46L45 103V105L43 104V106H42V108L40 107ZM54 103V105H53V108H52V106H50L51 105V103ZM134 102V103H133ZM164 102V101H163ZM185 102H188V103H190L189 105H192L191 107H195L196 108V111H199L198 113H199V115H200V112H201V114H202V116L203 117H200L199 116V118L198 119H201V123L199 122V120L198 119H194L195 121H197L198 123H199V125H200V128L198 129L197 127H199V125L195 128V126L197 125V123H196V125H195V121L194 120H192L191 118V120H192V123H193V121H194V125L190 122V123H188V121H186L184 118H185V116H181V114H184L183 112L185 111V108L186 107H188L189 105L186 103L185 104ZM229 102V101H228ZM241 102H240V104H241ZM259 102V101H258ZM3 103H2V105H3ZM52 103V104H53ZM238 103V102H237ZM255 103V102H254ZM6 104V105H7ZM36 104H38V105H36ZM1 105V106H2ZM5 105V107H4V105H3V107H1L3 110H1V113L3 114V112L5 111V109L4 108H6V107H9V106H6ZM136 105V106H137ZM141 105H143V106H141ZM163 105H164V103H163ZM162 105V106H163ZM188 105V106H187ZM238 105V104H237ZM237 105H235V106H237ZM256 105V103L254 104V105H252V106H255ZM260 104H258V105H256L255 106V108H257L258 109V107L257 106H259ZM261 108L263 107V103H261ZM28 106V107H27ZM47 106V107H46ZM74 106V107H75ZM146 108H145V107ZM179 106H181V108H182V106L184 107L185 106V108H184V111H180L179 109H178V107ZM251 106V107H252ZM38 107H37V109H38ZM46 107V108H45ZM54 107H56V110H55V108ZM159 107V108H158ZM164 107V106H163ZM190 107V108H191ZM10 107L8 108V109H11ZM45 108V110H43ZM80 108H81V111H80ZM160 108H161V110L164 112V113H162V111H160ZM180 108V109H181ZM189 108V107H188ZM188 108H187V110H188ZM236 108V107H235ZM248 108V107H247ZM250 108V107H249ZM8 109H6L7 111H9L10 112V110H8ZM52 109H53V111L55 110L56 112H58V110H60L62 113L61 114H58V113H52ZM83 109H87V111L85 110H83ZM178 109V110H177ZM192 109L193 108H191V111H192ZM257 109H256V111H257ZM260 109V108H259ZM258 109V110H259ZM28 110V111H27ZM40 110H39V112H40ZM71 110L73 111V112H71ZM129 110H131V109H129ZM140 110H142L141 112H140ZM182 110V109H181ZM194 110V109H193ZM250 110V109H249ZM255 110V109H254ZM262 109H260V111H261ZM263 110H264V107H263ZM15 111V112H16ZM33 111V110H32ZM82 111H84V112H82ZM130 112V113H128V112ZM177 111H179L178 113H179V115H180V117H182L184 120L183 121H185L186 122V124H192L193 126H194V128H192L191 129V127L189 128V125H187L186 127L185 126H183V124L182 123H185V122H182L181 123V125H180V122L177 120V121H174L173 119H172V115H174L175 113ZM190 110L189 111H187V115H188V113L189 112H191ZM234 111V112H235ZM259 111V112H260ZM8 112V113H9ZM158 112H160V114H157ZM175 112V113H174ZM264 111H262L261 113H263ZM0 113V114H1ZM5 113H6V111H5ZM11 113V114H12ZM26 113H28V114H26ZM44 113V112H43ZM51 114V116H55V118L56 117H58V115L60 116V118L63 120L62 121V124H63V127H62V125L61 124H59V123H61V119L58 117V118H56V119H58V120H60V122L58 123L57 122V120H55V118H54V120L52 121V122H56L57 123V125L59 124V128L57 129V127L58 126H56L55 124V122L53 123V124H51V120L53 119V117L52 118H50L49 119V116H50V114ZM60 113V112H59ZM92 114V116L90 117V115ZM145 113V114H146ZM167 113V114H166ZM174 113V114H173ZM178 113H176V114H178ZM194 113H195V111H194ZM249 113H253V112H250L249 111ZM1 114V115H2ZM7 114V113H6ZM10 114V113H9ZM39 114V115H40ZM56 114H57V116H56ZM85 114V115H84ZM161 114H162V116H161ZM166 116H165V115ZM176 114H175V116H176ZM191 114V117H193V118H195L194 116L196 115V116H198L197 115V112L195 113V114H193V111L190 113ZM190 114H189V116H187V117H190ZM254 114V113H253ZM8 115V114H7ZM70 115V116H71ZM139 115V116H138ZM156 115H160V117L163 119V117L165 118V117H167V119L165 118V119H163V120H159V118L156 116ZM261 114H259V116H260ZM50 116V117H51ZM148 116L150 117V118H152V119H150V121H151V123L148 125V122H150L149 120H148ZM172 116V117H171ZM259 116H257V117H259ZM264 116V114L262 115V116H260L261 118ZM5 117V116H4ZM3 116L1 117V118H3V119H1V120H3L4 121V119L5 120H7V121H5V123L6 122H8V121H10L9 119L10 118H13L12 117V115H11V117L10 116H8V117H6V118H4ZM10 117V118H9ZM15 117V116H14ZM26 117V116H25ZM146 117H147V119H146ZM176 117H178V115L176 116ZM213 117H215V118H213ZM245 117H248V118H246V120H245ZM257 117H255V118H257ZM259 117V118H260ZM8 118V119H7ZM71 117H69V121H70V123L72 122L71 121V119H70ZM174 119H175V117H173ZM197 118V117H196ZM216 118L218 119V120H216ZM244 119L245 120V123H244V125H243V123H242V121H241V119ZM255 118H254V122H256L255 121ZM260 118V119H261ZM264 118V117H263ZM15 119H17V118H15ZM74 119H76V121L74 120ZM128 121H127V120ZM187 119V118H186ZM189 119V120H190ZM13 120V119H12ZM31 120V121H30ZM182 120V119H181ZM243 120V121H244ZM17 121H18V119H17ZM78 121H80L79 122V124L77 123ZM83 121V122H82ZM129 121H131V123H130V125H132V127H134L133 126V124H134V122H135V127L137 128V127H139V128H141L140 129V131H141V134H147V133H143V131H148L149 133H150V131H151V129H149V128H151V127H153L152 129H154V130H152L151 131V135L152 134H157V133H160L159 135H163V137L162 138H164L163 139V141H162V139H161V137H160V139H159V137L157 136V135H153L152 136V138H154V139H156L157 140V142H158V140H159V143L161 142L162 144H160V145H158V146H154V144L153 143H155L154 141V139H152V140H154L153 142H152V144L153 145H151L150 143H148V140H147V143L144 141L142 144L144 145V146H142V149L141 150H135V152L136 151H138L137 152V155H135V157H133L134 156V154H132V156L131 157H133V159H130V160H132V161H125L124 163L125 164H123V165H120L119 163H120V161L119 160H121V159H119L118 160V158H119V156L118 155H120L121 156V154H120V152L121 151H124L123 153L125 154L127 151L129 152V151H131L130 149L133 147V145L131 146V148L129 149V147L127 146V147H121V146H123V144H126V143H124L125 141L127 142L128 141V138L126 137V139H125V137H124V139H125V141H124V139H121V141H122V143L120 142V140L118 141V142H120L122 145L120 146V144L118 145V143H117V140L115 139V138H113V136H111L110 135V133H112V132H114V135L115 136H118V137H120L121 136V138H122V135H123V131H125L126 133H129L128 131H130L129 129L130 128H132V127H129V124H128V122ZM133 121V122H132ZM163 121V122H162ZM250 121V119L248 120V122ZM261 122L263 121V120H260ZM259 121V122H260ZM16 122V121H15ZM14 122V124H19L18 122L17 123H15ZM22 122V123H21ZM48 123V125H47V128L49 127L50 129H48V131L46 130L47 128L45 127L46 125H45V123ZM153 122H155L154 124H156L157 123V125L155 126L154 124H152ZM179 122V123H178ZM247 122V123H248ZM253 122V121H252ZM258 122V123H259ZM260 122V123H261ZM1 123V122H0ZM4 122L3 123H1V124H4V125H7V124H5ZM24 123V124H23ZM31 123V124H30ZM136 123H137V125H136ZM247 123H246V125H247ZM14 124H13V127H12V129L10 128V130H9V134L11 135V136H13V135H16V133H18L17 134V136H15L16 138H11V137H7V136H10L9 134H7V136H5V138L7 137V138H11V139H8V140H11L10 141V143H8V141H7V143H8V145H10L11 144V146H7V143H6V141L5 140H2V142H0V151L1 150H3L2 149V147L5 149L6 147H10V148H6L5 150H6V152H5V150L3 151V152H1L0 153V157L3 155V159H6V158H4V156L5 155H10V157H11V153L12 152H14V151H17L16 150V147H12V145H14L15 146V144L17 143V142H15V140L17 141L18 139H20V142H22V141H24L25 139H23V138H25V137H27L26 135H28L29 136V134L27 133L26 135L24 134V129H23V126L22 127H20V125L19 126H17L18 127V129L17 128H14V127H16V125L14 126ZM30 124V125H29ZM110 125L109 127V129H107L108 128V126L107 125ZM153 125V126H151V127H149L150 125ZM186 124H184V125H186ZM256 125H257V123H255ZM262 124H264V121H263V123ZM12 125V124H11ZM29 125V126H28ZM32 125H34V127H31ZM52 126V128H51V126ZM250 125H251V129L253 130H251L252 132H253V134H252V132L249 130V127H250ZM35 126H36V129H35ZM56 126V127H55ZM83 126V127H84ZM106 126V127H105ZM191 126V125H190ZM216 126V127H215ZM260 126H261V124H260ZM2 127H5V126H3V125H1V128ZM43 127H45L46 129L44 130V128ZM75 127H77V128H75ZM123 128V129H126V130H120L119 129V132H118V128ZM135 127H134V129H135ZM147 127H149V128H147ZM154 127H157V130H155L156 128H154ZM257 127H258V125H257ZM256 127V128H257ZM262 128L264 127V125H262L261 126ZM0 128V129H1ZM14 128V129H13ZM30 129V131H27V130H29ZM31 128H33L34 129V131L33 130H31ZM54 128V129H53ZM56 128V129H55ZM63 129V131H61L62 129ZM146 128V129H145ZM218 128V129H217ZM259 128V127H258ZM257 128V129H258ZM15 129H17V131L18 132H16V130ZM52 129H53V131H52ZM59 129H60V131L61 132H68L69 131V134L71 135V133H70V131H73L72 133L73 134H75V135H73L72 134V138L69 136V134L66 132V134H68V135H66L65 133L63 134H61V132L59 131ZM133 129V130H134ZM147 129H149V130H147ZM2 130V129H1ZM1 130H0V132H1ZM12 130H14L13 132H14V134H13V132H12ZM19 130H21V131H19ZM56 130H58V131H56ZM86 130H88V131H91L89 134L87 133L88 131H86ZM110 130V132L109 133H107V135H110V138H108L109 136H107L106 135V132H108V131ZM128 130V131H127ZM133 130L131 131V132H133ZM143 130V131H142ZM221 130V131H220ZM260 132H258V134L259 133H262L261 131H263V129L262 130H260V128L258 129ZM257 130V131H258ZM22 131H23V136H25V137H23L22 136ZM49 131H50V133H52V136H50L51 138L54 136V134H55V136H54V139H51L50 137H48L47 138V135H49L48 133H49ZM106 131V132H105ZM112 131V132H111ZM136 131H138V128L136 129ZM140 131H138V133H140ZM202 131L203 132H205V133H207V136L205 135V139H201V135L200 134H204V133H202ZM3 132V131H2ZM19 132H21V133H19ZM58 132H59V134H58ZM130 132V133H131ZM255 132H256V130H255ZM87 135H92L91 137L90 136H86L85 134ZM119 133H121V134H119ZM125 133V134H126ZM129 133V134H130ZM133 133H135V132H133ZM133 133H131L130 135H132ZM137 133V132H136ZM137 133V134H138ZM226 134L228 137H226L225 138V135L224 134ZM2 134V133H1ZM0 134V135H1ZM20 134H21V136L23 137V138H21V136H20ZM77 134V135H78ZM128 134V135H129ZM141 134H140V136L139 137H141ZM59 136V138H58V140L60 139V135H63V140H64V137L65 136H68V137H70L69 139H68V137L66 138V139H68V142L70 141V139H74L75 140V138H81V139H83L85 136V138H84V141L83 140H73L74 142H73V144H72V142L71 143H67V145H68V150H66V139L63 141L62 140V136H61V143L60 142H58L57 140H56V142H57V144H56V146L58 147V149H62V150H58V149H55L56 147H53V145L55 146V144L53 143L54 142V140L56 139V136ZM65 135V136H64ZM105 135V136H104ZM112 135H113V133H112ZM127 135V134H126ZM125 135V136H126ZM127 135V136H128ZM128 136L129 138L131 137V136ZM143 135H142V137H143ZM148 135V134H147ZM146 135V136H147ZM262 135V134H261ZM263 135H264V131H263ZM262 135V136H263ZM20 136V137H19ZM30 136H32V134H30ZM30 136H29V139H30ZM73 136H75V138H73ZM103 136H104V138L106 137L107 139H105L110 145H113L111 148H115L114 146H117L116 148H118L119 146V148H121L120 149V152H119V154L117 153V151L115 152L114 151V153L115 154H117V161H119V162H115L116 160H112V161H114V162H112L111 160H110V165H112L113 163H117V164H119L120 166L118 167L117 166V168L119 169H121L123 172L122 173H119V175H116V167H115V164L113 165V168L116 170H114L113 168H112V166H111V168H112V170L114 171V173L112 172H106V171H108V170H106L107 168H105L104 166L106 165V167L107 166H109L110 167V165H108V159L110 158L111 159V157H113L114 155H111V157H109L110 156V153H111V151L113 152V150L112 149H108V150H105L106 148V145L108 144L106 141H104V140H102L103 139ZM114 136V137H115ZM135 135H133L132 136V139H133V137H134ZM138 136V135H137ZM145 136V137H146ZM149 136V135H148ZM255 136H259V135H257V133L255 134ZM262 136H259V137H262ZM83 137V138H82ZM90 137L91 138V142H90V140L89 141H87L88 140V138ZM117 137V138H118ZM136 137V136H135ZM135 137H134V139H135ZM151 136H149V138H150ZM158 139H157V138ZM203 137H204V135H203ZM202 137V138H203ZM89 138V139H90ZM112 138H113V141L115 142V143H110V142H112V141H110V140H112ZM27 139H28V137H27ZM49 139V140H48ZM87 139V140H86ZM131 139V138H130ZM22 140V141H21ZM51 140H53V141H51ZM92 140L94 141V143H92ZM135 140H138V138L137 139H135ZM139 140H142L143 141V139L142 138H140ZM139 140H138V142H139ZM145 140V139H144ZM152 140H150V141H152ZM201 140H203V142L201 141ZM222 140V141H221ZM225 140V142L224 143H226V145H224V143L223 144H221L223 141ZM19 141V140H18ZM79 141V143H77V144H79L80 145V142L82 143L80 146L81 147H83V146H85V144L88 142V144L86 145L87 147H88V145H90V144H93V145H95L96 144V146H92V145H90L91 147H92V150H91V153H87V156H88V159L87 160H85V162L83 163V161L81 160V158H83V156L85 157L86 156V152L87 151H89V148H90V146H89V148L87 149V150H85V153H84V148H81L80 146H74V144L76 143V142H78ZM83 141V142H82ZM86 141V143L85 144H83L84 142ZM124 141V142H123ZM130 141H132L131 143H130V145L134 142L133 140H129V142ZM142 141H140V142H142ZM221 142V143H219V142ZM19 142V143H20ZM62 142H64L65 143V147H61V146H63V145H60V146H58V143L59 144H63ZM90 142V143H89ZM137 141H135L134 143H135V146L134 147H137V149H138V146H140L141 147V145L139 144V143H136ZM218 142V143H217ZM6 144L5 146L3 145V144ZM19 143H17L16 144V146L17 147H19L20 145H19ZM25 143H27L26 142V140L24 141V144ZM116 143H117V145H116ZM217 144V145H223L224 147L225 146H227L226 147V150H225V148H223V146H222V149H224V151L223 150H221V148H220V150L217 148V145H215V144ZM3 146H2V145ZM76 144V145H77ZM136 144L138 145V146H136ZM156 144V143H155ZM23 145V144H22ZM47 145L49 146V147H47ZM73 145V148L75 147V149H76V147L78 148V150L80 149H82L81 151L83 152V156L82 155H79V157H76V154L74 153V152H78L77 151V149H76V151H74L73 150V148L71 147ZM127 145V144H126ZM126 145H124V146H126ZM128 145H129V143H128ZM202 145H203V147H202ZM24 146V145H23ZM29 145H27V147H28ZM44 146V147H43ZM50 146H51V148H50ZM70 146V147H69ZM98 146H99V148H101L100 146H103L102 148H101V150L100 149H98ZM155 148H154V147ZM201 146V147H200ZM216 147V148H214V149H217V150H214V149H212V147ZM60 147V148H59ZM80 147V148H79ZM86 147V148H87ZM95 147H97V148H95ZM108 147V146H107ZM133 147V148H134ZM11 148H13V150H12V152H10V149ZM64 148H65V150L69 153V148H70V150H71V148H72V150H73V153L72 154H70L71 152H72V150L70 151V153L68 154L69 155V157H71V155H73V154H75L74 156H72L71 158H70V160L68 159L69 157L65 154H63L64 156H62V152L64 151ZM105 148V149H104ZM110 148V147H109ZM125 148V149H124ZM126 148H128V150H126ZM133 148H132V150H133ZM255 148H258V149H256V151L258 152V153H256L255 154V152H253L252 150H254ZM38 149V148H37ZM53 149H55L54 151H53ZM91 149V148H90ZM124 149V150H123ZM167 149H169L170 150V154H168L169 153V151H168V153H165L164 152V150L166 151ZM27 150H30V147L27 149ZM41 150V149H40ZM38 151V152H42V151ZM56 150H58V151H56ZM117 150V149H116ZM125 150H126V152H125ZM134 150L133 151H131V153L132 152H134ZM8 151L10 152V153H8ZM31 151V150H30ZM59 151H62L61 153H57V152H59ZM66 151H64L63 153H66ZM81 151H79L78 153H77V156H78V154L80 153L81 154ZM106 151H109L108 153L106 152ZM219 152L218 154H217V152ZM53 152H54V154H56L54 157L56 158V160L57 161H59L58 159H61L62 157L63 158H67V161H65L66 160V158L64 159V160H62L63 161V163H64V161H65V163L62 165V166H60V163L62 162L61 160H60V163H58L57 161V164H59L58 166H57V164H56V162H55V158L53 157ZM127 152V153H128ZM134 152V153H135ZM167 152V151H166ZM171 152H173V153H171ZM7 153V154H6ZM22 152H20V154H21ZM36 153V154H35ZM122 153V152H121ZM2 154V155H1ZM15 154H17L16 152H14V153H12V157H14V156H16V157H18L17 155H15ZM34 154V155H33ZM61 154V157L60 158H58L59 157V155ZM91 154V155H90ZM112 154V153H111ZM129 154H130V152H129ZM129 154H128V156H129ZM213 154V155H212ZM259 154V155H258ZM14 155V156H13ZM23 155V154H22ZM37 155V156H36ZM58 155V156H57ZM108 155V156H107ZM127 155V154H126ZM126 155H125V159H126ZM33 156H34V158H33ZM57 156V157H56ZM87 156H86V158H87ZM91 156H93V159H92V161L93 162H91L90 164H91V166H90V164H89V162H88V160H89V158H92ZM122 156H124V155H122ZM171 156H172V158H171ZM173 156H175L174 158L176 159V162L175 163H177V168H176V170H177V173L175 172L176 170L174 169V173H176V174H172L171 175V173L167 170V167L165 166V165H168V163H170L169 162V160L170 159H173ZM9 157V156H8ZM7 157V158H8ZM8 158L7 160L9 161V162H7V161H5V160H1L0 162H2L1 163V165H3V163H4V166L6 165L5 163L7 162L8 164L9 163H11L12 161V157L11 158ZM16 157H14L13 158V161H14V159L16 158ZM20 157H22V156H19L18 158H20ZM81 157V158H80ZM107 157H109V158H107ZM80 158V159H79ZM85 158V159H86ZM114 158V157H113ZM112 158V159H113ZM128 158V157H127ZM130 158V157H129ZM129 158H128V160H129ZM168 158H170V159H168ZM22 158H20L19 160H17L16 159V162H18V163H16V162H12V164L13 163H15V164H17V166H20L21 164L22 165H24L25 163L23 162V163H21L22 162V160H21ZM114 159H116V157L114 158ZM168 160L167 162H166V160ZM83 160H84V158H83ZM105 160V164H104V161ZM107 160V161H106ZM122 160H123V158H122ZM165 160V161H164ZM229 162H228V161ZM19 161H20V165H19ZM23 161H24V159H23ZM72 161V162H71ZM86 161H87V163L89 164V165H86ZM89 161H91V159L89 160ZM162 161H164V162H166L167 164H162L163 162ZM171 161V160H170ZM174 160H172L171 162H173ZM25 162H26V160H25ZM74 162L76 163V165H78V164H80L81 166H82V169H86L87 168V170H80L81 172H83V171H85V174H87V177L83 174L82 175V173L81 172H79V171H76V167H80V165H78V166H76V165H74ZM103 162V163H102ZM106 162H107V164H106ZM123 162V161H122ZM121 162V163H122ZM229 163V164H227V163ZM39 163V164H38ZM45 163H48V165L47 164H45ZM78 163V164H77ZM174 163V164H175ZM6 165L5 166V168L6 167H8L9 165ZM11 164V165H12ZM102 164H104V166L102 165ZM173 164V163H172ZM172 164L170 163V165L172 166ZM10 165V166H11ZM21 165V166H22ZM47 165V166H46ZM51 165V166H50ZM143 165V166H144ZM162 165H164L165 167H166V169L165 168H163V166ZM169 165V166H170ZM10 166L8 167L9 169H10ZM13 166V165H12ZM11 166V167H12ZM15 166V165H14ZM20 166V167H21ZM41 166H45V169L46 170H44V167H43V169H42V167ZM71 166V165H70ZM76 166V167H75ZM102 166V167H101ZM129 166V167H130ZM147 166H144V168L145 167H147ZM174 166V165H173ZM175 166H176V164H175ZM1 168L3 167V166H0ZM23 168H24V166H22ZM21 167V168H22ZM65 167V168H66ZM98 167H101L102 169H101V172H99V170H98ZM109 167H108V169H109ZM125 167H127L128 169H129V167L128 166H126L125 165ZM142 167V166H141ZM140 167V169H139V173H141V172H143V171H141V168ZM159 168V170H158V168ZM0 168V170H2ZM8 168H6V169H8ZM15 168H17L16 166H15ZM26 168V167H25ZM105 168V169H104ZM143 168V169H144ZM162 170H161V169ZM170 167H168V169H169ZM174 168V167H173ZM5 169V171H6V173L7 174H4V175H8L9 177V179L11 180V183H9L10 182V180H9V182H7L5 185H4V183L3 184H1V188L0 189H3L2 187H4V189H6V191H8V189H7V187H8V185L10 184L11 186L13 185L12 184V182H15L14 184H16V180H13V178H17V180H20V178H21V175H23L22 177H28V176H26L25 174H27V173H30V171L29 172H27V170L25 171V172H23V174H21V175H19L20 173H22V172H20V171H23L24 169H21L20 170V168H19V174L18 173H15V174H18V176H20L19 178H18V176L17 177H14L13 176V174L14 173H12V177H11V172H12V170H13V168H11L9 171L8 170H6ZM31 169H33V168H31ZM50 169V170H49ZM80 169V168H79ZM103 169H104V171H105V173H103L102 171H103ZM127 169V170H128ZM134 169V168H133ZM147 169H148V167H147ZM146 169V170H147ZM171 170H172V167L170 168ZM169 169V170H170ZM234 169H236V173H234L233 171H234ZM15 170H17L18 171V169H15ZM14 170V172H17V171H15ZM35 170H36V172H37V170H38V173H36L35 172ZM47 170H49V171H47ZM63 172H62V171ZM78 170V169H77ZM150 170H148V171H145V172H149ZM3 173H5L4 172V168H3ZM1 171V172H2ZM87 171V172H86ZM88 171H93L96 175H97V178L96 179H94L93 181H88V174H89V172ZM109 171H111V169H109ZM129 171H131L130 169H129ZM128 171V172H129ZM131 171V172H132ZM141 171V172H140ZM151 171H150V173H151ZM9 172H10V175H9ZM27 172V173H26ZM51 172V173H50ZM116 172V173H115ZM118 172H119V170H118ZM121 172V171H120ZM145 172H143L144 174V176H143V178L145 179V177H147V180H149V177H148V175L150 176V173H145ZM173 172V171H172ZM2 173V174H3ZM109 173H111V175L109 174ZM126 173H124L125 175H127ZM133 173V172H132ZM130 174V175H135V176H137V173H135V174ZM158 173V174H159ZM38 174H39V176H38ZM112 174H114L113 176H112ZM30 174H29V176H31ZM42 175V176H43ZM61 175V176H60ZM112 177L111 179H113V180H111L109 177L110 176ZM123 175V174H122ZM129 175V174H128ZM140 175V177H142ZM164 174H163V176H165ZM170 175V176H169ZM188 175V176H187ZM42 176H40L38 179H40V178H42ZM85 176V177H84ZM115 176V178H113ZM117 176H121V178H119V177H117ZM135 176H133V177H135ZM151 176H152V174H151ZM162 175H161V177H163ZM167 176H168V178H167ZM178 176V175H177ZM178 176V177H179ZM187 176V177H186ZM191 176V177H190ZM44 177H43V180H45L44 179ZM126 177V176H125ZM125 177H123V180H127V179H124ZM131 177V179L132 180H134L135 181V179H133L132 178V176H130ZM137 177H139V176H137ZM137 177H135V178H137ZM139 177V178H140ZM152 177H154V175L152 176ZM179 177V178H180ZM7 177H5V179H6ZM73 178V180L74 181H72L71 179ZM76 180H75V179ZM139 178H137V180L139 179ZM143 178H141V180L139 179L138 181L140 182V183H144V181L146 180H142ZM151 178V177H150ZM155 178H154V180H155ZM178 178V179H179ZM194 179V181H193V179ZM32 179V180H33ZM47 179L45 180V181H47ZM77 179H78V181H77ZM109 179L111 180V181H113V183H114V185H112L111 186V184L112 183H110V185L108 184V182H110L109 181ZM152 179V178H151ZM150 179V180H151ZM161 179V178H160ZM159 179V184H160V180ZM173 179V180H174ZM177 179V180H178ZM242 179H244V181L242 180ZM257 179V180H256ZM70 180V181H69ZM117 180V182H118V185H121V183H123L124 181L121 179L120 181H121V183L119 184V181ZM132 180H130V182H132ZM136 180V181H137ZM146 180V181H147ZM153 180V179H152ZM153 180V181H154ZM171 181V180H168V181H171L170 182V184H172L173 182H176L175 184H179L180 182H179V180L178 181ZM71 181H72V183H71ZM75 181H77V183H78V185L80 184V186H77V183L75 184H73V182H75ZM107 182V184L105 183L104 184V186H102L103 185V182ZM123 181V182H122ZM135 181V185H132V186H134L133 187V189L135 188V186H136V184H138V182H136ZM145 181V182H146ZM239 181H243V184H244V182L246 183V184H244L246 187H247V189L246 188H244L245 186L241 183H239ZM3 182V181H2ZM21 182H23L22 180H21ZM25 182V181H24ZM23 182V183H24ZM35 182H36V180H35ZM42 182V181H41ZM44 182V181H43ZM90 182V183H89ZM126 182V181H125ZM149 184H151V182H149V181H147ZM167 182V181H166ZM165 181L163 182V179H162V182L161 183H163V185H164V183H166ZM179 182V183H178ZM186 182H184V183H186ZM22 183V185H26L27 183H24L23 184ZM139 183V186L141 187V190H142V188H143V190H149V191H143V192H141L140 190V192L138 193V195L136 194V192H137V190L138 189H136L135 191V193L133 192V193H130V194H132V195H134V196H138V198H139V200H140V202L142 203V201H144L143 200V197H145L144 195L148 192V193H150V192H153V191H151L155 186H156V181H155V183H153L152 182V184H155L154 186H152V184H151V187H152V189L150 190V186L148 185V184H146L145 183V185H147L148 187L146 188L144 185L143 186H141V184ZM169 183V182H168ZM181 183H182V180H181ZM184 183H182V186H183V184ZM239 183V184H238ZM8 184V185H7ZM41 184V183H40ZM58 184H59V182H58ZM102 184V185H101ZM126 185H128V187H126V185L125 186H123V187H125L124 188V190L126 189L127 191H129L130 189H129V185H130V188L132 187L131 186V184L128 182H126L125 183ZM132 184H134L133 182H132ZM158 184V183H157ZM167 184V183H166ZM170 184H168L169 185V187L167 186V189H169L170 188V186H171V188H173L172 187V185H170ZM174 184V187L176 186ZM251 184L253 185V187H251ZM4 185V186H3ZM7 185V186H6ZM43 185V184H42ZM88 185H91V186H89V187H94L97 191H98V189H99V191L101 192V186H102V188L103 187H105V185H107V188H109L108 187V185L111 187V188H109V190H108V192H107V194H108V198H106L107 196H103L104 194L106 195V192H103V193H101L100 194V192L98 191V193L100 194V195H102L101 197H104L105 199H107V200H105L104 198L102 199L101 197H100V195L97 193V195H99V197H100V199H102V200H104V202L102 201V200H99V197H98V201H96V202H98L97 203V205L99 204V201L100 202H103V203H101V205H99V206H93L94 208V211H93V209L92 210H89L88 208H89V206L87 207V203H88V199H87V196L89 195V192L91 193V190L93 189L94 190V188H90V190H89V188L87 189V187H88ZM123 185H124V183H123ZM161 185V184H160ZM14 186V185H13ZM12 186V187H13ZM30 186H32L31 184L29 185V187H23L24 189L26 188V192H27V190L28 189H31L32 190V188L30 187ZM78 188H77V187ZM84 187L87 191H88V193H87V191H85L84 192V190H83V192H82V190H81V188L82 187ZM87 186V187H86ZM138 186V187H139ZM179 186H181V184L180 185H178V187ZM187 186H185V187H187ZM12 187H8V188H10L9 189V191L8 192H4L3 190H0V194H2V193H8V196L5 194H2V195H0V196H7L6 198L8 199V200H6V198H5V200L3 201V199L4 198H0V200L1 201H3V203L1 202L0 203V207L3 209L4 208V210H6V211H4L3 210V212H5L6 214H3V215H6V220L4 219V217L2 216V217H0V218H3V220L1 221L2 223L4 222V221H6V225L4 226V224L3 225H1V223H0V225H1V228L5 231L6 230V232L8 233L9 231H11V234L14 232H16V233H19L20 231H21V229L22 230H24L22 233H23V235L21 234V232L19 233V235L22 237L23 236V238L24 237H26V234L25 233H27V234H29V233H31L30 231H28L27 230V232L25 231L28 227H27V225H32L34 228H35V226L38 224V223H36V222H39V221H41V220H44L45 221V219H47V216L45 217V219H43L44 218V216H42V213L41 214H37V215H34V214H36L35 212H37V211H35V210H33L32 209V211H30L31 210V208H29V207H34V209H35V199H34V201H33V203L34 204H32L31 206L29 205L28 206V203L29 204H31L28 200L27 201H25L24 199V201H22V202H20L21 203V205L19 204V202L17 201V200H20L21 201V198H19V196L20 195H13V192H15V191H13L14 189L16 190V188L18 189V187L16 186V188H14V189H11ZM56 187H58V189H60V190H58L57 191V188ZM79 187H81V188H79ZM121 187H122V185H121ZM139 187V188H140ZM162 187V186H161ZM184 187V188H185ZM256 187V188H255ZM23 188H22V190H23ZM84 188H82V189H84ZM98 188V189H97ZM106 188V187H105ZM120 188V187H119ZM119 188H117L119 191H120V189ZM128 188V189H127ZM157 188H160L159 187V185H158V187ZM171 188L168 190V191H170L171 190ZM181 189H182V187H180ZM180 188H178V189H180ZM259 188H257V189H259ZM113 189V188H112ZM123 189V188H122ZM122 189H121V191H122ZM132 189V190H133ZM174 189V188H173ZM172 189V190H173ZM180 189V190H181ZM253 189V190H254ZM255 190V191H257L258 192V190ZM22 190H20L21 191V193H23L22 192ZM123 190V192L125 193L126 191H124ZM153 190H156V189H153ZM158 190V189H157ZM176 190H177V188H176ZM16 191H18V190H16ZM20 191L19 192H17L18 194H20ZM29 192H31L30 190H28ZM52 191V190H51ZM117 191V190H116ZM118 191V192H119ZM131 191V190H130ZM134 191V190H133ZM159 191H161V189H159ZM158 191V192H159ZM178 191V190H177ZM255 191H253V192H255ZM26 192H24V194H27V196H29L30 194H32V193H26ZM33 192V191H32ZM94 192V191H93ZM92 192V193H93ZM122 192V195H123V198H124V193ZM155 192V191H154ZM157 191H156V193H158ZM161 192H164V193H166L167 191H165V186H164V190L162 189V191ZM172 192H174V191H172ZM171 192V193H172ZM180 192V191H179ZM179 192H177V194H179ZM249 192H252V191H250L249 190ZM256 192V193H257ZM16 193V192H15ZM16 193V194H17ZM61 193V192H60ZM73 193H74V195H75V197H74V195H73ZM86 195H85V194ZM95 193V194H96ZM128 192H127V194H129ZM143 193H145L144 195H143ZM176 193V191L174 192V194ZM180 193V194H181ZM238 193V194H237ZM244 193H245V191H244ZM23 194V195H24ZM38 194V193H37ZM53 194H51V195H53ZM70 194H69V196H67V198H70L71 196H70ZM112 194V195H113ZM117 194V195H116ZM115 195H116V197L118 196V193H116ZM119 194H121L120 192H119ZM126 194V193H125ZM141 194L143 195V197H142V199H140V197H141ZM159 194H160V192H159ZM158 194V195H159ZM161 194H163V193H161ZM169 194V193H168ZM173 194V193H172ZM174 194L172 195V196H174ZM246 194V193H245ZM244 194V195H245ZM250 194H253V193H250ZM250 194H248V195H250ZM62 195V194H61ZM115 195H113V196H115ZM122 195H119V199L120 198H122ZM147 195V194H146ZM171 195V194H170ZM170 195H168V197H171ZM254 195H255V193H254ZM259 195H261V194H259L258 193V195H255V197H259ZM263 195H264V193H263ZM15 196V197H14ZM17 196V197H16ZM90 196L91 195H89V198H90ZM121 196V197H120ZM126 196H128V195H125V197ZM131 196V195H130ZM136 196V197H137ZM149 196V195H148ZM152 196H153V194H152ZM156 196V197H155ZM155 196H153V197H155V201L157 200V198H158V200H159V196L157 197V195H155ZM163 196V195H162ZM161 196V198H163V197H166V196H163L162 197ZM178 196V199H179V195H176V197ZM232 196V198H230ZM242 196V195H241ZM253 196V195H252ZM252 196L250 197V196H248V197H250V198H252ZM31 197V195L29 196V198ZM37 197H39V196H37L36 195V198ZM61 196H60V194H59V198H60ZM80 197L82 198V199H80ZM95 197L97 198V196L95 195ZM115 197V198H116ZM132 197V196H131ZM135 197V198H136ZM246 197V196H245ZM254 197V198H255ZM257 197V198H258ZM262 197H264V196H262ZM18 198V199H17ZM50 198V197H49ZM53 198H55V199H53ZM58 198V199H59ZM86 198V199H85ZM111 198H113L111 195H110V200H111ZM128 197H126L125 198V200L124 199H122V200H124L125 201V203L126 202H129V201H132V198H131V200L129 199H127ZM174 198V197H173ZM240 198V197H239ZM253 198V199H254ZM261 198V197H260ZM58 199H57V203H59V201H58ZM74 199L72 200V201H74ZM78 199H80V201L81 200H83V201H81L80 203H79V200ZM117 199H118V197H117ZM145 199V198H144ZM148 199H150V198H148ZM147 196H146V199H145V203H144V206L143 207H145V209H146V206L145 205H148V204H146V203H148V202H146L147 200ZM164 199V198H163ZM162 199V200H163ZM168 199V198H167ZM177 199V200H178ZM184 199V200H185ZM238 199V198H237ZM242 199V198H241ZM247 198H243V200H246ZM263 199V198H262ZM261 199V200H262ZM46 200V198L45 197H42V198H40V202L41 203H44V201ZM85 200H87L86 201V203L84 202ZM113 200V201H112ZM111 201L112 202H114V204H117L116 203V201H114V199H112ZM126 200H128V201H126ZM134 200V199H133ZM137 200V199H136ZM139 200L136 202V204H138V202H139ZM142 200V201H141ZM157 200V201H158ZM169 200V199H168ZM174 200V202H175V199H173ZM251 200V199H250ZM249 200V201H250ZM258 200H259V198H258ZM260 200V201H261ZM14 201H15V203H17L16 205H15V203H14ZM117 201H119V200H117ZM124 201L122 202L121 200L119 201V202H122L123 204H124ZM155 201L153 202V204L155 203ZM156 201V202H157ZM160 201V200H159ZM189 201V202H190ZM237 201H239L240 202V199L239 200H237ZM242 201V200H241ZM247 201H248V199H247ZM247 201L245 202V205H246V207H251V206H254V207H257V202L255 203V205H254V203L253 202H249V203H247ZM252 201V200H251ZM255 201H257L256 200V198H255ZM260 201H258V203L260 202ZM26 202V203H25ZM28 202V203H27ZM84 202V203H83ZM90 202V201H89ZM112 202H111V204H110V206L111 205H113L112 204ZM119 202H118V204H119ZM162 202H164V201H162ZM173 201H170V202H167V200H165V203H163V205L164 204H166V203H172ZM173 202V203H174ZM178 202V201H177ZM181 202V203H182ZM242 202H244V201H242ZM241 202V204H243ZM262 202V201H261ZM13 203H14V205H15V210L13 209V207H14V205H13ZM37 203V202H36ZM61 203H60V206H61ZM71 203V202H70ZM121 203V204H122ZM130 203V202H129ZM132 204H133V201L131 202ZM130 203V204H131ZM152 204V201H150L149 202V204ZM158 203V202H157ZM160 203H161V201H160ZM170 204V205H173L172 207H174L175 205L174 204ZM178 203H180V201L178 202ZM233 203H234V201H233ZM248 204V206H247V204ZM263 203H264V200H263ZM19 204V207L17 206ZM25 204V205H24ZM26 204H27V207L26 208H23V209H21L22 207H25L26 206ZM89 204V203H88ZM96 204V203H95ZM107 204H109V203H107ZM130 204H125L123 207H124V209L126 210V206H128V205H130ZM151 204H150V208H154L153 206H151ZM183 204V205H184ZM235 204L236 205H238L236 202H235ZM240 203H239V205H241ZM260 204V203H259ZM258 204V205H259ZM3 205V206H2ZM24 205V206H23ZM120 205V204H119ZM118 205V206H119ZM141 205H143V204H141ZM159 205H162V203L161 204H159ZM244 205V204H243ZM250 205V206H249ZM13 206V207H12ZM20 206H22V207H20ZM107 206H109V205H107ZM106 206V207H107ZM116 205H114V208L116 209V210H118L117 212H115L116 214H124V213H121V212H123L122 210L120 211V208H123V207H119V209H117L116 207H118V206H116ZM140 206V205H139ZM139 206H137V209L136 210H133V212H135L136 213V211H137V213H139L138 215H140L141 214V212H142V215H145V214H143V211H140V212H138V207ZM166 206H167V204H166ZM178 206V205H177ZM259 206H263V204L261 203V205H259ZM16 207H18V208H16ZM63 207V206H62ZM85 207H87V209L85 208ZM100 207V208H101ZM112 207V206H111ZM129 207V206H128ZM128 207H127V210H131V207H136L135 206V203H134V205H132L129 209H128ZM141 207V206H140ZM156 207V206H155ZM158 207V206H157ZM156 207V208H157ZM160 207V206H159ZM171 206H170V208H172ZM179 207H180V204H179ZM178 207V208H179ZM187 207H188V209L189 210H185V209H187ZM245 207V206H244ZM0 208V210H2ZM104 208V207H103ZM103 208H101L102 210H103ZM108 208V207H107ZM170 208H168L169 210H170ZM175 208V207H174ZM177 208V207H176ZM175 208V209H176ZM180 208V209H181ZM251 208H253V207H251ZM260 208V207H259ZM259 208H258V210L256 209V208H254L253 209V213L251 212V214H252V216L257 212V211H262L263 210V208H262V210L260 209L259 210ZM16 209H17V211H16ZM19 209H21L23 212H24V209H28V210H25V211H29V213H31V212H33V213H31V214H33L34 216H32L31 214H29V215H25V214H28L27 212H22V214H24V215H22V217L24 218V219H26L25 221H27V223L26 222H24L23 221V218H22V220H20L21 219V215H20V218H18L17 217V219H19L21 222H22V225L24 226L25 224H27V225H25L26 227L23 229V228H19V227H22V225L21 226H19L18 225V223H16V222H18L17 220H14L13 218L15 217L13 214H15L16 212H19L20 210ZM30 209V210H29ZM84 209L87 211L86 213H88L89 214V212H88V210L89 211H91L90 212V216L88 215V214H85V211H84ZM91 209V208H90ZM97 209V210H98ZM109 209H110V211H111V208L109 207ZM108 209V210H109ZM113 209V208H112ZM114 209V210H115ZM143 209V208H142ZM149 209V205H148V208H147V210ZM152 209H149L150 211L152 210ZM161 209V208H160ZM160 209L158 208V209H155L154 210V214H155V212L157 213V212H159L160 211ZM166 209V208H165ZM168 209H166V211L168 210ZM247 208H245V210H246ZM250 209V208H249ZM13 210L15 211V213H13ZM62 210V209H61ZM105 210V209H104ZM124 210V211H125ZM126 210V211H127ZM147 210H144V211H146V214L148 215V211ZM156 210H158V211H156ZM179 210V209H178ZM178 210H172L171 211V213H166V211H165V213L167 214L166 215V217L168 216V218H166L165 219V221H167L168 222V220L167 219H169L170 218V221H171V218L172 217H169L171 214H172V212L173 211H175L176 212V214H178ZM190 210H192L191 212H190ZM242 210H243V208H242ZM255 210H257L256 212H255ZM48 211V213H46ZM113 211V210H112ZM132 211V210H131ZM130 211V212H131ZM149 211V212H150ZM161 211H162V209H161ZM180 211V210H179ZM264 211V210H263ZM1 213H0V215L3 213L2 211H0ZM20 212V213H21ZM52 212H54V213H52ZM79 212H81L80 214H78ZM99 212H102V213H106V212H104V211H101V210H99ZM114 212V211H113ZM118 212H120V213H118ZM128 212V211H127ZM151 212V213H152ZM181 212V211H180ZM179 212V214H181L182 215V213H180ZM246 212H247V210L244 212L245 214H246ZM250 212V210H248V213ZM93 213H96L95 215L93 214ZM101 213V214H102ZM126 213V212H125ZM151 213H149V215H151ZM152 213V214H153ZM160 213V212H159ZM161 213H164V208H163V212H161ZM161 213L160 214H155V219H156V221L157 220H162V219H160V218H162V216H161ZM264 213V212H263ZM63 214V215H62ZM77 214V215H76ZM83 214H85V215H83ZM100 214V213H99ZM100 214V215H101ZM107 214L109 215V212H107ZM111 214H114V213H111ZM110 214V215H111ZM127 214V213H126ZM126 214H124L123 216H126ZM129 214V213H128ZM127 214V215H128ZM130 214H133L134 215V213H130ZM128 215V216H126L127 218H129V216H131V217H133V215ZM153 214V215H154ZM176 214H172L173 216H174V218L177 216V218H178V215H176ZM199 214V215H200ZM250 214V215H251ZM261 214V213H260ZM17 215V214H16ZM18 215H19V213H18ZM39 215H41L43 218H41V220H40V216ZM75 215V218L73 217ZM84 216V218L85 217H91L92 215H94V216H92V217H94V218H89V220L87 219V218H82L83 216ZM104 215V214H103ZM135 215H137V214H135ZM146 215V216H147ZM153 215H151L150 217H151V220H146L147 222H153L155 219H154V217H153ZM171 215V216H172ZM198 215V216H199ZM248 216H249V214H247ZM256 215H259V213H256ZM255 215V216H256ZM263 215V214H262ZM11 216H14V217H12V222L15 224V226H17L19 229H17L18 230V232L16 231V230H14L13 229V227L15 228V226H13V223L11 222ZM25 216H27V217H25ZM28 216H32L33 218L35 217V216H37V218H39V221H38V219L36 218H34V220H32V218L31 217H28ZM61 216V217H60ZM112 216H114L113 218L115 219V222L118 220L117 218H116V215H111V217ZM118 216V215H117ZM120 216V215H119ZM122 216V215H121ZM122 216V217H123ZM156 216H161V217H156ZM164 216H165V214H164ZM180 216V215H179ZM192 216V218L194 219V216L193 215H191ZM245 218L247 217L246 215H243ZM255 216H253V217H255ZM259 216H261V215H259ZM258 216V217H259ZM66 217V218H67ZM96 217H98V218H96ZM102 217V216H101ZM110 216H108V217H106V219L107 218H109ZM109 218V219H111V220H109V219H105L104 220V222L106 223L105 225L102 223H100V222H102V221H97L96 223H100L101 224V226L103 225V226H106V225H108V226H106L107 228L111 225H113V223H114V219L113 218ZM129 218V220L130 219H132V218ZM136 218H141V216L140 217H137V216H135ZM134 217V218H135ZM143 217V216H142ZM150 217H148V218H150ZM152 217H153V221H152ZM196 217V216H195ZM244 217H242V218H244ZM262 217V216H261ZM31 218V219H30ZM103 218H105V215L103 216ZM125 218V217H124ZM126 218V219H127ZM133 218V219H134ZM135 218V219H136ZM158 218V219H157ZM164 218V217H163ZM174 218H172L173 220H174ZM176 218V219H177ZM191 218V219H192ZM196 218H198V220L200 219L199 217H196ZM195 218V220L197 221V223H198V225H199V221L197 220ZM248 219H249V217H247ZM16 219V218H15ZM29 219H30V221L31 222H29ZM61 219V220H60ZM73 219H74V221H73ZM88 220V221H84V220ZM91 219V220H90ZM113 219V220H112ZM117 219V220H116ZM120 219V221L121 220H123V219H121V217L119 218ZM134 219V220H135ZM143 220L144 219H147L146 217H144V218H142ZM142 219H140L141 220V222H142ZM179 219V218H178ZM187 219V220H186ZM191 219H190V221H191ZM247 219V220H248ZM252 219V218H251ZM257 219V218H256ZM255 219V220H256ZM261 218H259V220H260ZM263 219V218H262ZM37 220V221H36ZM48 220V219H47ZM60 220V221H59ZM81 220L83 221V223L81 222ZM98 220H100V219H98ZM125 220V219H124ZM124 220H123V223L124 224H128L129 223V227H130V225H131V223L133 224V227H132V225H131V227L133 228V229H130V228H128L127 227V224H126V227H127V229H128V231L129 232H131V230H135V225H136V223H137V227H139V226H141V228H143L144 227V229L145 230H150L149 232L150 233H148V235H146L147 237L148 236H153V233H154V231L153 230H151L152 228H150L149 227V224L148 223H146V224H148V225H146L145 223H141L139 226H138V224H139V222H140V220L139 221H134L133 220V222H132V220H131V222L129 221H125L124 222ZM137 220V219H136ZM238 220V219H237ZM239 220H242V219H239ZM246 220V221H247ZM258 220V221H259ZM264 220V219H263ZM262 220V221H263ZM63 221H61L60 223H56V225H55V223L53 224V225H51L50 224V228L51 227H53L52 229H54L55 230V226H56V228L58 227V225H59V227L62 229V225H61V223L64 225V223H66V222H68V219H66V221L65 222H63ZM108 221V222H107ZM109 221H110V223H112L111 221H113V223L112 224H107V223H109ZM119 220H118V222L120 223V225L122 224V225H124L123 223H121ZM163 221H164V219H163ZM165 221H164V223H165ZM176 221L177 220H174L173 222L174 223H176ZM189 221V222H190ZM201 222H203L202 220H200ZM215 221V222H214ZM250 221V220H249ZM252 221H254V218H253V220H251L250 222H245L244 221V219H243V221L240 223V224H238L237 225V223H232L231 225L233 226H235V225H237V227H239V225L240 226H243V224L242 223H252L253 224V226H258V224L256 223L257 222V220H256V222L255 223H253ZM21 222H19L20 224H21ZM32 222H35L34 224L32 223ZM43 222V221H42ZM49 222H48V225H49ZM70 222V225H68V223H66L65 225H67L66 227H68V230H72L71 232L73 233V232H75V230H76V232H75V236L76 235H78V237L79 236H81L80 235V232L77 230V226H75V227H73V226H71V223ZM155 222V221H154ZM182 222V221H181ZM180 222V223H181ZM192 222H194V221H192ZM200 222V228H197V230H201V224H203V227L205 226L204 225V222L203 223H201ZM240 222V221H239ZM261 222V221H260ZM40 223V222H39ZM95 223V226H92V225H94V223L91 225L90 224V226L92 227H89V224H88V227L89 228H91L92 230H93V228L95 229V227H97V224ZM98 223V224H99ZM157 223H159V222H157ZM160 223H161V221H160ZM170 223V222H169ZM168 223V224H169ZM179 223V222H178ZM187 222H184V224H186ZM197 223H195V224H197ZM72 224V225H73ZM78 224V223H77ZM135 224V225H134ZM143 224H145V226H143ZM151 224V223H150ZM163 224V223H162ZM171 224H173V223H170V225ZM183 223H181V225H182ZM256 224V225H255ZM262 224H264V222H262L261 224L259 223V225H262ZM30 225V226H31ZM39 225V224H38ZM48 225H46L47 227H48ZM64 225V226H65ZM74 225H76V224H74ZM83 225V226H84ZM115 225V224H114ZM119 224H118V226H120ZM152 225V227L154 226L153 225V223L151 224ZM155 225H156V223H155ZM161 224H159V226H160ZM163 225H165V224H163ZM174 226H175V224H173ZM173 225H171L172 226V228L174 227ZM198 225H196L197 227H198ZM247 225V224H246ZM3 226H4V228H6V229H4L3 228ZM7 226V227H6ZM11 226H13V227H11ZM30 226H29V228H30ZM31 226V227H32ZM46 226H45V228H46ZM80 226V225H79ZM82 226V231L84 230V231H87L88 230V227L87 226H84L83 227ZM101 226H99L98 225V227L96 228L97 230L98 229H100V232H101V229L103 228H100ZM118 226H115L116 228H118ZM125 226V225H124ZM143 226V227H142ZM146 226H148V229H146L147 227ZM177 227L176 228H174L175 230L178 228V224L176 225ZM180 226V225H179ZM220 228H219V227ZM230 226V225H229ZM249 226H251V225H249ZM14 230V231H12L11 230V228ZM32 227V228H33ZM58 227V228H59ZM66 227H64L62 230H60V229H56L57 231H58V233L57 234H63V235H61V237H60V240H59V242L61 241V240H63V241H65L66 239H69V238H65V237H67V236H65L67 233H65L66 231H68L67 229H65ZM70 227H72V228H76V229H69ZM105 227V232H106V230H107V228ZM113 227V226H112ZM136 227V229L139 231L140 229H138ZM157 228H154L155 229V233H157L158 232V234L161 232V229L163 230V228L161 227V228H158V224H157V226H156ZM166 227H167V225L165 226V229H166ZM181 228L182 227H184V225L183 226H180ZM203 227H202V229H203ZM217 229H216V228ZM231 227V226H230ZM237 227H233V229L234 230H236V231H238L239 230V233H240V230H241V228H244V226L243 227H239V228H237ZM252 227V226H251ZM28 228V229H29ZM32 228H30L31 230H32ZM33 228V229H34ZM81 229V227H78V229ZM84 228V229H83ZM87 228V229H86ZM121 228V229H120ZM120 228H118V229H120V230H118V234H119V236L121 237L122 236V239H124L125 237L124 236H126V238H125V240H127V238H128V240H129V238L134 234L133 232V234L132 235H130L129 234V236L128 235H126V233L128 234L129 232H127V230L126 231H123V230H125L126 228H123V227H120ZM168 228H170V229H172L170 226H168ZM168 228H167V230L165 231V229L162 231L163 232V234H164V231H165V233L166 232H168ZM209 228H211V226H209ZM248 228V227H247ZM250 228V227H249ZM248 228V229H249ZM255 228V227H254ZM254 228L252 227V229L250 230V232L249 231H247L248 233L247 234H251V233H253L252 234V236L249 234V236H251L252 238H253V235L256 233V231L259 229V228H257L256 229V231H254ZM261 228V227H260ZM264 228V226L262 227V229ZM16 229V228H15ZM48 229H49V227H48ZM79 229V230H80ZM90 229V230H91ZM95 229V230H96ZM109 229V228H108ZM123 229V230H122ZM143 229V230H144ZM160 229V231H158ZM169 229V230H170ZM183 229V228H182ZM206 229V228H205ZM205 229H204V237H205V234L206 233H209V232H207V229H206V231H205ZM230 229V228H229ZM247 229V230H248ZM9 230V231H8ZM50 230L51 229H49V232H50ZM66 230V231H65ZM90 230L89 231H87V232H89L90 233ZM91 230V231H92ZM94 230V231H95ZM111 230H114V227L113 228H110V230H108L109 232L111 231ZM116 230L117 229H115V233H116ZM123 231V233L124 232H126V233H122V232H120V231ZM136 230V231H137ZM145 230H144V232H145ZM157 230V231H156ZM177 230H179V231H182V230H180V228L179 229H177ZM211 230V229H210ZM209 230V231H210ZM225 230H227V229H225ZM230 230H232V228L230 229ZM259 230H261V229H259ZM264 230V229H263ZM33 231V230H32ZM44 231V230H43ZM42 231V232H43ZM47 231V230H46ZM45 231V232H46ZM52 231V230H51ZM61 231V232H60ZM64 231V232H63ZM78 231V232H77ZM81 231V230H80ZM93 231V232H94ZM108 231L106 232V233H104V234H107L108 233ZM140 231H142V230H140ZM139 231V232H140ZM151 231H153V233H151ZM172 231H174V230H172ZM172 231H169V232H172ZM177 232V233H183V232ZM193 231H195V230H193ZM202 231V230H201ZM213 231V230H212ZM212 231L210 232V233H212ZM221 231H222V229H221ZM224 231V230H223ZM241 231H243V229L241 230ZM262 231V230H261ZM25 232V233H24ZM48 232V231H47ZM52 232H54V231H52ZM52 232H50V233H52ZM56 232V231H55ZM60 232V233H59ZM97 232V231H96ZM96 232L94 233V235L93 236H95V234H96ZM99 232V231H98ZM102 232H103V229H102ZM120 232V233H119ZM161 232V233H162ZM176 232V231H175ZM203 232V231H202ZM214 232H217V231H214ZM226 232H228V230L226 231ZM225 232V233H226ZM246 232V228H245V231H244V233ZM258 232V231H257ZM264 231H262V232H260V233H263ZM5 233V232H4ZM13 233V234H14ZM15 233V234H16ZM50 233H48L49 235L47 236V235H45L48 239L47 240H49V241H52L53 243H54V239L55 238H53L54 237V235L53 234H51L50 235ZM65 233V234H64ZM79 233V234H78ZM81 233H83V232H81ZM114 232H112V233H109V235H107V236H109V237H111V234H113ZM121 233H122V235H121ZM138 233V232H137ZM142 233V232H141ZM147 233V232H146ZM160 233V234H161ZM174 233V232H173ZM177 233H175V234H177ZM194 233H196V232H194ZM197 233H198V231H197ZM209 233V234H210ZM218 233H219V231H218ZM243 233V236H245V234ZM10 234V233H9ZM8 234V235H9ZM12 234V235H13ZM71 233L69 232V234H68V237L70 236V239L69 240H71V237H72V235H70ZM86 234H88V233H86L85 232V235ZM91 234V233H90ZM89 234V236H91ZM103 234V235H104ZM118 234H117V237L115 238V236H114V239L116 240V239H118ZM139 235H140V233H138ZM138 234H136V236H138ZM143 234V233H142ZM141 234V235H142ZM145 234V233H144ZM149 234H152V235H149ZM162 234V235H163ZM175 234H174V236H175ZM178 234V235H179ZM219 234H221L222 236H221V238L224 236L225 237V234H223L222 232L221 233H219ZM237 234H238V232H237ZM241 234V236L238 238L237 236L238 235H236V237L238 238H236L237 240H238V243H236V239H235V237H234V239H233V237H231L233 240H236L235 242L233 241V240H231V242L233 241L234 243H231V244H235L236 243V245L237 244H240L239 246H242L243 245V242L247 239V241L249 240V238H245V237H243V238H245V240L244 239H242V240H239V239H241L242 238V233H240ZM258 234H259V232H258ZM257 234V235H258ZM264 234V233H263ZM263 234H261L262 236H263ZM3 235V234H2ZM5 235H6V237H7V234L5 233ZM5 235H3V236H5ZM10 236L11 238H12V242H14V238H13V236H15V235H13V236ZM18 235V234H17ZM16 235V236H17ZM18 235V236H19ZM25 235V236H24ZM40 235H42V234H40ZM74 235H73V237H74ZM85 235H84V233H83V235L82 236H84L85 237ZM101 236H102V233L100 234ZM100 235L98 234H96V236L94 237V239L96 238V237H98L99 236V238H100ZM172 235V234H171ZM171 235H169V233H168V235H167V237H165L166 239L168 238V236L171 238ZM176 236V237H174V236H172V237H174V238H177V237H180L181 235H179V236ZM183 235V234H182ZM201 235V236H200ZM200 235H198L199 237H202L199 241L202 243V242H206L207 240H205V241H203L202 239L204 238L202 235H203V233H201ZM212 235V234H211ZM228 234L226 233V236H227ZM3 236H2V238H3ZM15 236V237H16ZM17 236V237H18ZM19 236V237H20ZM39 236V235H38ZM44 235H42V238L41 239H43L44 237H43ZM57 235H55V237H56ZM63 236H64V238L65 239H63ZM81 236V237H82ZM93 236H91L92 238H89L88 236H86L85 238H86V240H87V238H88V240H90V239H93ZM128 236V237H127ZM165 236V235H164ZM208 236H210V235H207V237ZM219 236V235H218ZM6 237H4V238H6ZM16 238V239H19V240H21V238ZM35 237H37V236H35ZM33 238L34 240L36 239V238ZM41 237V236H40ZM40 237H37V239H39L38 241H37V239H36V242L34 241V240H32V241H34L35 242V245L37 244V242H38V247H40V244L39 243H41L42 245H41V247H40V250H35V245H34V242H32L31 241V243L29 242V244H31V246H34L33 248L31 247L30 248V246L28 247V248H22L23 246H21V247H19V245H18V243L17 244H13L12 242H10L11 240H8L7 238V241L8 242H10V243H8L6 240V242H7V245L5 244L6 242L5 241H2V242H4V243H2V242H0V246L3 244V246L0 248V251L1 252H3V253H1L0 252V254H2V255H4L3 257H2V259H0V264H15L14 263V260H15V262H16V260L17 259H19V260H17L19 263H21V264H29L32 260V262H31V264L33 263V264H43L42 262H43V260L44 259H47L48 258V255L46 254V253H49L50 251H48V248L50 249V247H48V246H50L49 244H51L50 242H49V244H48V246H47V241H45V238H44V243H46V245L44 244V243H42L43 241H41V239H40ZM58 237V236H57ZM56 237V238H57ZM58 237V238H59ZM73 237H72V240H73ZM84 237L83 238H80L79 240L80 241H82L81 239H83V241L85 240L84 239ZM105 237H106V235H105ZM109 237H106V239L104 238V236H102L101 238H102V240H107V238L108 239H110L112 242H113V239H111V238H109ZM133 237V236H132ZM142 237V236H141ZM145 237V236H144ZM146 237V238H147ZM159 237V235L156 237V239H155V241L153 242V244H155L156 243V240H157V238ZM198 237V238H199ZM207 237H205L206 239H207ZM230 237V236H229ZM229 237H226L227 238V241H228V243H229ZM257 237H259L260 238V234L258 235V236H256L255 235V237H254V239L255 238H257ZM264 237V236H263ZM8 238H9V236H8ZM11 238H9V239H11ZM62 238V239H61ZM98 238V239H99ZM146 238H142V239H144V241H146L145 239ZM165 238H163V240L165 239ZM170 238H168V240L170 239ZM183 238V237H182ZM204 238V239H205ZM209 238H213L212 236L211 237H208V239ZM218 238V237H217ZM226 238H223V240L224 241H226L225 239ZM75 240V242L74 243H76L77 244V242L79 241L78 239H77V237L76 238H74ZM77 239V240H76ZM94 239H93V241H94ZM138 239H139V237L138 238H135L134 240H132V239H130V241H132L133 242V244L135 245V243L136 242H134V241H137L138 242ZM148 240H150V238L148 237L147 238ZM173 239V238H172ZM251 239V238H250ZM253 239V240H254ZM264 239V238H263ZM23 240V239H22ZM57 240V241H58ZM68 241V242H66V245L68 244V245H70V243L72 244V242L73 241ZM85 240V243L84 242H82L80 245H81V247H82V245H88V243L90 242V243H92L91 241H88V243H87V241ZM97 240V239H96ZM101 240V241H102ZM114 240V242L112 243H110V246H111V244H114V246H117V245H119V246H121V245H123V244H121L120 245V241H119V244L117 243L116 244V242H117V240L115 241ZM119 240V239H118ZM124 240V241H125ZM160 240V239H159ZM162 240V241H163ZM175 240V239H174ZM174 240H172V241H174ZM202 240V241H201ZM209 240H212V239H209ZM208 240V241H209ZM214 240V239H213ZM213 240H212V242H213ZM219 240H220V237H219ZM219 240L217 239V241H216V239L214 240V241H216V242H218L219 244H215L216 246H218L219 248H220V246H222L221 248L223 249L224 248V250H222V251H225V246H223V244L225 243L222 239V241H223V243L221 242H219ZM244 240V241H243ZM257 240H258V238H257ZM261 240H262V238H261ZM260 240V241H261ZM41 241V242H40ZM57 241H55V242H57ZM77 241V242H76ZM80 241L78 242V244L76 245V248H78L80 245H79V243H80ZM98 241V240H97ZM100 241V240H99ZM98 241V242H99ZM99 242L98 244H102L103 245V243H105V242H107L108 244H109V240H107V241H105V242ZM129 241V242H130ZM140 241H142V243H143V240H141L140 239ZM139 241V242H140ZM158 241V240H157ZM161 241V240H160ZM159 241V242H160ZM167 241V240H166ZM166 241H164V242H166ZM170 241V240H169ZM241 241V242H240ZM243 241V242H242ZM247 241H246V243H247ZM251 242H252V239L250 240ZM250 241L248 242V244H250ZM256 240H254L253 242H255ZM264 241V240H263ZM64 242V243H65ZM96 242V241H95ZM132 242H131V244H132ZM158 242V243H159ZM187 242H189V241H187ZM240 242V243H239ZM251 243V249H252V247L255 245L254 243ZM257 242H259V241H257ZM256 242V243H257ZM12 243V244H11ZM15 243V242H14ZM33 243V244H32ZM58 243V242H57ZM57 243H56V245H54L55 247L54 248H57L58 247V245H57ZM89 243V245L87 246V247H90V244ZM94 243V242H93ZM92 243V244H93ZM141 243V242H140ZM141 243V244H142ZM162 243V242H161ZM157 244V246L159 245L160 247L159 248H161V250H163V253L165 254V251H164V249H163V247H165V246H163V244H165V243H162V244ZM175 243V242H174ZM173 243V244H174ZM196 243V242H195ZM193 244L194 246H198V242H197V244ZM201 243H199L200 245L199 246H201L202 244ZM206 243H208V242H206ZM206 243H204L205 245H206ZM227 243V244H228ZM245 242H244V245L246 244ZM5 244V245H4ZM95 244H97V243H94V245ZM95 245V247H94V245H93V250L91 249V247H92V245H91V247L90 248H87L86 246V248L87 249H91L94 253H91V250L89 251L90 253H91V256L90 257H92V255L93 254H96L95 252H97L98 253V249H99V245ZM116 244V245H115ZM125 244V243H124ZM132 244V245H133ZM139 245V243L137 244V248L140 246V248H141V246L143 245ZM147 243L145 242V249H146V246H149L148 244L146 245ZM152 244V245H153ZM156 244H155V246H156ZM190 244H191V242H190ZM191 244V245H192ZM203 244V245H204ZM208 244H210V246L209 245H206V246H209V247H211V242L210 243H208ZM212 244H214V243H212ZM220 244H222V245H220ZM226 244V243H225ZM224 244V245H225ZM226 244V245H227ZM230 244V243H229ZM228 244V245H229ZM229 245L230 247L232 246V245ZM254 244V245H253ZM260 244H264V242H262V243H260ZM259 243L257 244L258 246L260 245ZM15 245H18L17 247L15 246ZM105 245V244H104ZM103 245V247H100L101 249L103 248L104 249V247L107 245H105L104 246ZM126 245V244H125ZM127 245H129V243H127ZM133 245V246H134ZM186 245H187V243H186ZM201 246V247H203L204 248V246ZM220 245V246H219ZM247 245V244H246ZM245 245V247H248V249H249V246L247 245L246 246ZM253 245V246H252ZM47 246L48 248H47V250L45 249V247ZM78 246V247H77ZM96 246H98V248L96 247ZM101 246V245H100ZM109 246V245H108ZM108 246H106V248L103 250V252L101 251V249H100V252H102V256H103V258L108 262V260L105 258V257H107L106 255L108 254H111V253H105L106 255L104 256L103 254H104V252H107L108 250H106V249H109V250H111V251H113L112 249H114L115 250V248H117L118 249V247H115L114 248V246L110 249V246L108 247ZM132 246V247H133ZM162 246V247H161ZM198 246V247H199ZM213 246V245H212ZM233 246H235V245H233ZM232 246V248L231 249H233L234 247ZM238 246V245H237ZM237 247V248H240V247ZM258 246H257V248H258ZM36 248V249H39V248ZM61 247V246H60ZM63 247V246H62ZM85 247L83 246V250L85 249ZM108 247V248H107ZM129 246H127V248H128ZM131 247V245H130V248H132ZM193 247V246H192ZM201 247H199V248H201ZM209 247H206V248H208L209 249ZM217 247V249H219ZM226 247H228V246H226ZM236 247V246H235ZM255 248H254V250L256 251V253H257V255L259 254V253H262L263 251L262 250H260V251H262V252H260V251H257L256 250V246H254ZM259 247H261V246H259ZM263 247H264V245H263ZM63 248H66V251L63 249L61 252L59 251V250H57L56 251V253L59 251V254H55V250L56 249H54V255H53V253H51L52 255H50V258H48V259H53V256H56V255H60V253H61V255H60V258H61V260H63V255H67L68 254V252H72V250L71 251H68L67 252V248L68 247H63ZM95 248H97V251H95L94 249ZM135 248V247H134ZM148 248V247H147ZM150 248V252H151V254H152V252L153 251H151V248H152V246H150L149 247ZM148 248V249H149ZM154 248V247H153ZM152 248V250H154ZM158 248V247H157ZM156 248V249H157ZM203 248H201V249H199V251L200 250H202ZM206 248H204V249H206ZM213 248V247H212ZM212 248H211V250H212ZM215 248V247H214ZM213 248V249H214ZM229 248V247H228ZM226 249V251L227 250H230V249ZM244 248V247H243ZM58 249H60V248H58ZM87 249L86 250H84V251H86L87 252ZM121 249H123V250H121ZM129 249V248H128ZM148 249H146V251H145V253L146 252H148V253H150L149 251H147ZM197 249V248H196ZM196 249H195V247H194V252L196 251ZM242 249V248H241ZM241 249H239V250H241ZM260 249H262V247L260 248ZM47 252H46V251ZM61 250V249H60ZM80 250H81V248H80ZM79 250V248L75 251V250H73V252L75 251L76 253H77V251H80ZM82 250V252L80 251V252H78L77 254L74 252V254H76L75 256H74V254H72L71 253V255H70V253L68 254V255H70V256H74V257H79L80 258V256H79V254H84V255H88V252H87V254L86 253H83L84 251ZM106 250V251H105ZM119 250V249H118ZM120 250L122 251V252H126V249H124V247L123 248H121L120 247ZM119 250V252H121ZM129 250H131V249H129ZM133 250V249H132ZM142 250V249H141ZM158 250H160V249H158ZM160 250V251H161ZM192 250V249H191ZM198 250V249H197ZM210 250V251H211ZM220 250V249H219ZM247 250V249H246ZM246 250H244L243 249V252H242V250H241V253H245V252H248V251H250V250H248V251H246ZM258 250H259V248H258ZM65 251V253H63ZM117 251V250H116ZM136 251V250H135ZM138 251V250H137ZM156 251V250H155ZM154 251V252H155ZM160 251H158V252H160ZM203 251V250H202ZM207 251V250H206ZM215 251H218V250H215ZM221 251V250H220ZM225 251V252H226ZM235 251H238V250H236V248H235ZM235 251H233L232 250V252H234L235 253ZM14 253V256H15V258L16 259H14V257H13V261L11 260V257H10V255L11 256H13V253ZM66 252H67V254H66ZM99 252V253H100ZM108 252H110V251H108ZM119 252L117 253V254H119ZM157 252V253H158ZM197 252V251H196ZM219 252V251H218ZM231 251H230V253H232ZM240 252V251H239ZM259 252V253H258ZM11 253V254H10ZM90 253H89V255H90ZM113 253H115V252H113ZM127 253V252H126ZM156 253V252H155ZM208 253V252H207ZM220 253V252H219ZM226 253H229V251H227ZM230 253L229 254H224V253H220L221 255H220V257H219V259H217L218 261L220 260H222V262L224 261L223 259L224 258H226V259H229V260H227V261H229L230 263H232V261H233V263H234V261L237 259V263L236 264H242V260H240V261H238V258H240L241 256H242V254L240 253V254H237V252H236V254H237V256H238V258L237 257H235V260H231L230 259V257L229 256H223V255H230ZM233 253V254H234ZM249 253H251V251L249 252ZM252 253L253 254H248L247 255V253H246V255L249 257V255H254V252H253V249H252ZM255 253V254H256ZM264 253V252H263ZM263 253L262 254H259V255H262V256H264L263 255ZM10 254V255H9ZM27 254L28 255H32L33 257H32V260L28 263V260H27ZM101 254V253H100ZM116 253H115V256H117L116 257V259L117 260H120L119 258H121L122 256L123 257H125L124 255H125V253L124 254H122L121 256H120V254H119V256L117 255ZM128 254V253H127ZM126 254V255H127ZM151 254H150V256H151ZM161 254H162V252H161ZM163 254V256L165 257V255L167 254H165L164 255ZM223 254V255H222ZM232 254V255H233ZM236 254H235V256H236ZM68 255H67V257H64V260L66 259V261H64L63 263H61V264H65L66 262H67V259H69L68 261H70L71 262V260H70V258H68ZM146 255H147V253H146ZM231 255V258H233V256ZM240 255V256H239ZM244 255L245 254H243V259L245 258V259H247V256L246 257H244ZM257 255L255 256V257H257ZM258 255V257L260 258V256ZM52 256V257H51ZM69 256V257H70ZM113 255H111V257H112ZM115 256L113 257V258H115ZM128 256V258L130 257L129 255H127ZM126 256V257H127ZM148 257L147 258H151L149 255H147ZM153 256H154V254H153ZM153 256H152V258H153ZM155 256H157V255H155ZM217 256H219V255H217ZM253 256V257H254ZM34 257H35V259H34ZM57 257V258H56ZM56 257H54V259L53 260H55V258H56V260L55 261H57L58 259L60 260V258H58L59 256H56ZM83 257V256H82ZM122 257V258H123ZM125 257V258H126ZM143 257H145L146 258V256H143ZM229 257V258H228ZM251 257V256H250ZM257 257V258H258ZM83 258H85V256L83 257ZM82 258V259H83ZM109 259H110V256L108 257ZM124 258V259H125ZM128 258H126L127 260H130V259H132V257L130 258V259H128ZM147 258H146V260L145 261H147ZM157 258V257H156ZM155 258V259H156ZM186 258V257H185ZM223 258V259H222ZM252 258V257H251ZM257 258H256V261H257ZM258 258V260L260 261V260H262V259H259ZM261 258H263V257H261ZM31 259V258H30ZM81 259V261H84V259L82 260ZM116 259H114V261L116 260ZM124 259H122V260H124ZM141 259H142V256H141ZM148 259V260H149ZM154 259V258H153ZM187 259V258H186ZM242 259V258H241ZM35 260V261H34ZM50 260H48V263L47 264H50L49 262H53L52 260L50 261ZM58 260V261H59ZM112 260V258L110 259V261ZM116 260V261H117ZM126 260V261H127ZM151 260V259H150ZM149 260V261H150ZM157 260V259H156ZM188 260V259H187ZM186 260V261H187ZM248 260V259H247ZM247 260H245V261H247ZM253 260H255V258L254 259H252V261ZM55 261H54V263H55ZM86 261V260H85ZM97 261V260H96ZM131 261V260H130ZM140 261V260H139ZM142 261H143V259H142ZM142 261H140V262H142ZM155 260H153V261H151L152 263L154 262ZM185 261V262H186ZM217 261V263L216 264H224V263H227V262H218ZM251 261V262H252ZM18 262H16V264L18 263ZM69 262V263H70ZM92 262H94V264H95V260L93 261V259H92ZM123 264L125 263L126 264V262H123V261H121ZM128 263H129V261H127ZM144 262V261H143ZM148 262V261H147ZM228 262V263H229ZM238 262H240V263H238ZM59 262H56V264H58ZM68 262L66 263V264H69ZM89 263V262H88ZM97 263V262H96ZM112 262H110V264H111ZM116 263H118V262H115V264ZM121 263V264H122ZM131 263V262H130ZM149 263V262H148ZM155 263L157 264V261H155ZM252 263H254V261L252 262ZM252 263H249V264H252ZM258 263V262H257ZM262 263L264 264V262L262 261ZM261 263V264H262ZM51 264H53V263H51ZM60 264V263H59ZM71 264H72V262H71ZM93 264V263H92ZM113 264V263H112ZM119 264V263H118ZM243 264H247V262H245V263H243ZM255 264V263H254ZM259 264V263H258Z\"/></svg>","mask_w":264,"mask_h":264},{"label":"rangeland","instance_id":"2","mask_svg":"<svg viewBox=\"0 0 264 264\" xmlns=\"http://www.w3.org/2000/svg\"><path fill=\"white\" fill-rule=\"evenodd\" d=\"M16 1L19 2V3L23 2V5L26 4V5H24V6H25L27 9H23V8H22L23 5L21 6L19 3H16ZM27 1H28V0H27ZM30 1L32 2V0H29L28 2H29L30 4H27L28 2L25 1V3H24L23 0H21V2H20V0H0V35H1V32H3L2 35H5V36H6V38H7V41H6L7 44H4V43H6V42L3 43V41H2V42L0 41V43H1V45L4 44L3 46L6 45L5 48L8 47V46H10L11 42L13 43V41H15L14 43L16 44V47L19 46V48H21V47L25 44V41H27V40H29V39H31V38L34 37V31H35V33L39 32V34H35V38H36V39L33 38L34 40H38L37 37L39 38V35L41 36V38H43V37H42V31H43L45 28L48 27V26L44 27V25H45L46 23H47L46 25H48V23H51V22H52V21H50V22L48 21V18L46 17V15H47V14H50V13L53 11V9H55V8L57 9V7H58L59 5H60L59 7L61 8V4H59L61 0H59V1L56 0V1H58L59 3L56 2V1H53V0H44V1H47V2H49V3H51V4H52L53 2H55L56 6L58 5L57 7H55V6H54V3H53V9H52V10H51L52 6H50L49 4H46V2H44L43 0H38L39 2L41 1L40 3H43V4L37 3V5H33V4H31ZM33 1H34V4H36L35 1L37 2V0H33ZM62 1H64V0H62ZM65 1H66V0H65ZM67 1H68V4H67V5H69L70 3H73L74 0H73V1H71V0H67ZM69 1H70V2H69ZM83 1H85V0H79V1H78V5H77V4H76L77 0H75V2H74L75 5H74V6H75V7H76V5L79 6V4H81V5L83 6V5H85V3L87 4L86 6H88V5L90 6V3L92 2V1H90V0H88V1L86 0L87 2H86V1L83 2ZM89 1H90V3H88ZM98 1H99V0H94V3L97 2V3H95L96 5H94V6H97L98 4L101 5V4H103L102 2L105 3L106 0H104V1H103V0H100V2H98ZM116 1H117V3L119 4V6H118V4H115L118 8H119V7H122V9H123V7L125 8V6H126L127 4H128L129 9H131V8L134 7V6L131 7L132 4H131V5L129 4V3H131V2H127V4H125L124 1H126V0H121V2H119V0H116ZM116 1H114V2H113V0H108V1H106V2H108V7L105 6L104 9H103V6H104V5H101V10L103 9V10L105 11V12H104V11L102 10V11H103V12H102V13H103V19H102V16H101V18H100V16H98V15H101V14H99V13H98V14L95 13V15H96V16H95L96 18L94 17L95 19L92 17V15L89 14V15H88V18H90V17H91V18H90L89 20H88V18H87V20H88L89 22H91L90 20L93 19L92 22H94V21H96V20H98V19L100 18L101 20H99L98 22H99V23H100V22L103 23L102 26L104 25V27H105V26L108 24V23H107V24L105 23L106 20H107V18H108L107 21L110 22L111 24H113V25L116 27L118 33H120L121 30H123L124 27H126V28L123 30V34H124V33H125V34L123 35L122 33H120L119 35H121L122 38H123V40H124L125 42H127L128 39H129V36L127 35L128 32H127V34H126V31H125V30H127V29L129 28V27H127V26H128L127 23L125 24V22H124V23L120 24V26L118 25V26H119V28H118V26H116V24H119V21L117 20V21H118V22H117V21L115 20L116 17L114 18V20H115L116 22H115L114 20H113L114 22L111 21L113 18H110L111 13H112V12H113V13L115 12V9H116V8H115L114 3H116ZM128 1H131V0H128ZM257 1H260V0H257ZM261 1H263V0H261ZM261 1H260V2H261ZM80 2H81V3H80ZM111 2H113V3H111ZM133 2H134V0H133ZM133 2H132V3H133ZM136 2H137V0H136L134 3H136ZM32 3H33V2H32ZM44 3H45V5H47V6L49 5L48 8H49L50 11H51L50 13H47V12H49V10H47V9H48L47 6H45L46 9H40V10L37 9V8H42V7H40V6H41V5L44 6ZM57 3H58V4H57ZM61 3H62V2H61ZM65 3H67V2H65ZM65 3H64V5H62L63 7L66 6ZM82 3H83V4H82ZM94 3H91L92 6H93ZM109 3H110V5L113 4V6H111V7H113V10H114V11H112L111 8L109 7V6H110ZM120 3H122V5H123V4H124V5L122 6ZM134 3H133V4H134ZM17 4H18V6H17ZM38 4H40V5L38 6ZM138 4H139V2H137V4H135V5L137 6ZM231 4H232V3H229V5H231ZM258 4H259V8H258V9L264 10V9H263L264 7L262 6V4L260 5L259 2H258ZM263 4H264V2H263ZM19 5H20V6H19ZM30 5H32L31 8H33L34 10H37V12L33 10V11H34V14H30V15H28L29 13L32 12L31 9L29 10ZM70 5H71V4H70ZM70 5H69V6H70ZM81 5H80V6H81ZM100 5L97 7V11H98V9L100 10V8H99ZM105 5H106V3H105ZM120 5H121V6H120ZM129 5H130V6H129ZM229 5H228V3H227V7H228ZM232 5H234V4H232ZM246 5H247V4H246ZM28 6H29V7H28ZM71 6L73 7V4H72ZM80 6H79V7H80ZM139 6H140V4L138 5V7H139ZM207 6H209V5H207ZM207 6H206V7H207ZM236 6H237V5H236ZM248 6L251 7V5H249V4H248ZM248 6H245V7L247 8ZM260 6H262L263 8H261ZM19 7H21L23 10H21V8H19ZM25 7H24V8H25ZM36 7H37V8H36ZM50 7H51V8H50ZM63 7H62V10H65V11H66V8L63 9ZM126 7H127V6H126ZM231 7H232V6L228 7V9H227V10L230 11L231 14H232V13H235L236 10H238V13H240V11L243 12V10H241V9H244L243 16L245 17V19L243 18L242 14H241V15L239 14L240 16H238V13H236V15L238 16L237 19H238L239 21H244V20H245L244 23L250 22L249 20H252V21H251V23H252V25H253V26L251 25V26L253 27L252 30H254V32H257L258 35H259V32L261 31V28H263V30H264V25H262V23H263L262 20L264 19V17H262V16H264V15H263L262 13H263L264 11L261 12V15H262V16H258V14H255L256 11L254 12V8H253V7L249 8L250 11L246 10L244 7L241 8V7H239V6H238V7L240 8V10H239V8H238V9L236 8V10H235L234 8H232V10H230ZM233 7H235V5H234ZM60 8L57 9L58 12H59ZM105 8L108 9V11H107ZM109 8H110V9H109ZM118 8H117V9H118ZM208 8H209V9H207L208 11L211 10L210 7H208ZM71 9H72V8L69 7V10H71ZM117 9H116V10H117ZM120 9H121V8H120ZM120 9H118L117 12H119ZM43 10H44V11H43ZM62 10H60V11H62ZM67 10H68V8H67ZM245 10H246V12L248 11L247 13H249V15H248L247 13H245ZM255 10H256V9H255ZM15 11H16V13H18V11H19V12H20V11H23V12L25 11L24 13H26L27 18H26V15L24 14L25 16H23V17L21 16L22 21H23V18H26V20H28V17L30 18L31 15H33V18L31 17L32 19L30 18V19H29V22L26 21L27 23L25 22V19H24L23 22H25V24L22 23V21H21V23L19 24L18 22H20L21 19L18 20L17 18H19L20 15H23V13H18V14H19V16H18V15L15 13ZM40 11H43V12H44V13L42 12L41 15L43 16V14H44L45 16H43V17H44V19L47 21V22H46L45 20L43 21L42 16H41L40 14H38V15L41 16L42 21H41V22H40L39 20H37V21H38V23H42V24H43V26H42L41 24H39L40 27H42V28L44 27L43 30L38 26L37 21L35 20V19H38V18L40 19V16L35 15V14H37V13L40 12ZM46 11H47V12H46ZM54 11H55V10H54ZM54 11H53V12H54ZM65 11H62V12H64V13H62V17L64 16V14H67V13H65ZM109 11H110V12H109ZM231 11H233V12H231ZM251 11H253L254 13L251 12ZM257 11H260V10H257ZM35 12H36V13H35ZM55 12H56V11H55ZM66 12H67V11H66ZM98 12H99V11H98ZM107 12H109V13L107 14ZM211 12H213V11L211 10ZM211 12H209V13H211ZM242 12H241V13H242ZM59 13H60V12H59ZM59 13H56V15L52 13L53 16L51 15V17H52V19L54 20V17L57 16V19L55 18L54 21L57 20L58 24H59V23H63V21H64L63 25L59 24V26H64V24H66L65 22L68 21V18L65 19V20H67V21H65V20H63V19H64V17H63V19L60 20L61 22H59V20H58V19H59V18H58V17H59ZM77 13H79V12H77ZM77 13H76V14H77ZM104 13H106V14H104ZM113 13H112V17H113V16H116V15H114V14H116V13H114V14H113ZM250 13H251V14H250ZM258 13H259V15H260V12H258ZM57 14H58V15H57ZM81 14H82V12H81ZM81 14H79V15H81ZM83 14H84V13H83ZM83 14L81 15L82 17H83ZM109 14H110V15H109ZM211 14H212V13H211ZM213 14H214V13H213ZM213 14H212V15H213ZM54 15H55V16H54ZM107 15H108V16H107ZM233 15H234V17H237L235 14H233ZM246 15L248 16V18H246ZM252 15H253V16H252ZM254 15H257V16H258V19H260V17H262V20L260 19L261 21H259V20L257 21L256 18H253ZM17 16H18V17H17ZM48 16H49V15H48ZM60 16H61V15H60ZM77 16H78V15H77ZM84 16H86V14H84ZM93 16H94V15H93ZM215 16H216V18L219 17L217 14H215ZM215 16L213 15L214 19H216ZM241 16H242V18H241ZM250 16H251V17H250ZM257 16H256V17H257ZM13 17H15V18L17 17V18L15 19V18H13ZM34 17H35V18H34ZM37 17H38V18H37ZM51 17L49 16V19H50V20H52ZM62 17H61V18H62ZM65 17H69V16L66 15ZM82 17H81V19H80V17L78 16V17H76V19L78 18L79 21L81 20L80 22H79V21H78V22H79V23H83V25H84V24H85V23H84V19H85V17H83V19H82ZM97 17H99V18H97ZM11 18H13V19H12L13 21H14V19H15L16 21H18V22H16V23L19 24V26L16 25V23H13V24H14V25H13V24H12L13 21L9 20V19H11ZM69 18H70L69 21H71L73 24H72L71 22H69L70 24L67 22V25L69 26V25L72 24L73 27H72V26H71V27L69 26V28H67V27H66V28L69 29L70 31H71V30L75 31V30L72 29V28L75 27L74 24L77 23V21H76V22H75V21H72L73 19H72L71 17H69ZM198 18H200V17L198 16ZM221 18H222V17H221ZM239 18H240V19H239ZM252 18L255 19L257 22L254 21ZM33 19H34L35 23H34ZM71 19H72V20H71ZM78 19H77V20H78ZM110 19H111V20H110ZM117 19H118V17H117ZM222 19H226V20H227V18H224V17H223ZM241 19H244V20H241ZM246 19H248V20H246ZM30 20L33 21L32 24H37V26H34V25H32V24L29 25V23H31ZM40 20H41V19H40ZM62 20H63V21H62ZM74 20H75V18H74ZM82 20H83V21H82ZM85 20H86V19H85ZM87 20H86V21H87ZM102 20H103V21H102ZM119 20H120V19H119ZM199 20H200V21H199ZM219 20H220V18H219L218 20H216V21H219ZM226 20H224L225 22L222 20V21H223V24L220 23V22H219V23L222 24L223 27H227V26H228V28H229L230 26L228 25V23H231V21H228V20H231V19H228V20H227L228 23H226ZM6 21H7V22H6ZM9 21H10V22H9ZM86 21H85V22H86ZM88 21H87V24H88ZM121 21H122V20H121ZM121 21H120V23H121ZM203 21H204L203 19H202V21H201V18L198 19V22H200V23L203 22ZM220 21H221V20H220ZM222 21H221V22H222ZM3 22H5V23H3ZM14 22H15V21H14ZM44 22H45V23H44ZM57 22H56V23H57ZM96 22H97V21H96ZM112 22H113V23H112ZM122 22H123V21H122ZM172 22H173V21H172ZM174 22H175V21H174ZM8 23H9V24H12V25H10V27H9V26H8V25H9ZM101 23H100V24H101ZM175 23H177V22H175ZM203 23H204V22H203ZM205 23H206V22H205ZM216 23H217V22H216ZM219 23H218V25L221 26ZM225 23H226L227 25H226ZM242 23H243V22H242ZM251 23H250V24H251ZM260 23H261V24H260ZM21 24H22V25L24 24L23 26H25V27L27 28V29H26V28L24 27L25 30H28V29H29V30L26 31V32L24 33V32H23L24 29H21V27L23 28V26H22ZM87 24H85L84 26H86ZM123 24H124L125 26H123ZM263 24H264V23H263ZM78 25H79L80 27H81V26L83 27V25H80V24H78ZM109 25H110V24H109ZM121 25H122V26H121ZM225 25H226V26H225ZM247 25H248V24H247ZM254 25H255V26H254ZM259 25H261L262 27L259 26ZM7 26H8V27H7ZM12 26H13V27L15 26V27H14V28H16L15 31H16V30L19 31V32L16 31L17 34H21V35H22V34H23V35L25 34L24 37H25L26 39H23V38H24L23 35L21 36V38H20L19 35H18L19 37L16 36L17 34H16V32L14 31V29H13ZM16 26H18V27L22 30V32H21V30H18L19 28L16 27ZM20 26H21V27H20ZM28 26H29V27H28ZM30 26H31V29H33V31H30ZM32 26H34V28L37 27V29H34ZM76 26H77V25H76ZM79 26H77V27H79ZM110 26H111V25H110ZM110 26H109V27H110ZM80 27H79V28H80ZM107 27H108V25H107ZM109 27H108V28H109ZM252 27H250V28H252ZM254 27H255V29H254ZM259 27H261V28H259ZM10 28H11V29H10ZM17 28H18V29H17ZM108 28H107V29H108ZM121 28H122V29H121ZM228 28H227V29H228ZM39 29H40V31H39ZM60 29H61V27H60ZM67 29L65 30V27H62V31H63V30H64L65 32H66V31H69V30H67ZM118 29H119V30H118ZM257 29H260V31L257 30ZM8 30H10L11 32L8 31ZM25 30H24V31H25ZM172 30H174V28H173V29H170V31L173 33ZM256 30H257V31H256ZM263 30H262V31H263ZM7 31H8V32H7ZM12 31H13V32H12ZM29 31H30V32H29ZM36 31H37V32H36ZM62 31H59L58 33L62 32ZM64 31H63V34H64ZM73 31H72V33L74 34L76 31H75V32H73ZM97 31H100V30H97ZM127 31H128V30H127ZM170 31H169V32H170ZM174 31H175V32H174V34H175V33H176V30H174ZM262 31H261L260 33H262ZM4 32H5V33H4ZM9 32H10V33H9ZM28 32H29L30 34H29ZM45 32H46V30H45ZM51 32H52V31H51ZM51 32H49V31L47 32L49 35H48L47 33H45V34H47V36H46L45 38H48V37L50 38V41H48V44H49V42H50V45H53V48H52V46L50 47V48H52V49L55 48V47H54V45H55V43H56V42H54V41H55V40H54L55 37L57 38L58 43H59L61 40L64 39V38L61 39V37H66V39H67L68 41L73 40V39L76 38V37L79 38V35L74 36L75 34L73 35L74 38H73L72 34L69 35L70 38H71V36H72V39L68 38V37H69V36H68V33H69V32H68V33H65L64 36H62V35H63L62 33H61L62 35L58 34L57 31H56V32H53L52 35H50ZM169 32L167 31V34H170V33H171V32H170V33H169ZM263 32H264V31H263ZM54 33H55L56 35H57V34H58V35L56 36ZM76 33L79 34V32H76ZM95 33H96V32H95ZM98 33H100V32H98ZM98 33H96V34H98ZM144 33H145V36H147L148 38H149V35H151V34L148 35L146 32H144ZM43 34H44V31H43ZM53 34H54L55 36H54ZM69 34H70V33H69ZM96 34H95V35H96ZM146 34H147V35H146ZM167 34L165 33V34L163 35V37H164V38L169 37V36H166ZM174 34H170V36H171V35H174ZM176 34H177V33H176ZM2 35H1V36H2ZM11 35H13V36H11ZM28 35L31 36V37H29ZM37 35H38V36H37ZM65 35H66V36H65ZM125 35H126V36H125ZM177 35H178V34H177ZM9 36H10V37H9ZM43 36H44V35H43ZM51 36H52V37L54 36V38H52ZM60 36H61V37H60ZM67 36H68V37H67ZM80 36H81V33H80ZM123 36H125L126 38H127V36H128V38L126 39V38L123 37ZM143 36H144V34H143ZM145 36H144V37H145ZM165 36H166V37H165ZM182 36H183V35H182ZM182 36H181V38H182ZM192 36H193V37H192ZM192 36H191L192 39L190 38V39H191L190 41H191V42L193 41L192 43L188 40L187 37H184V36H183V37H184V40L187 38V41H188V44H187V45H188V46H189L190 44H193V43L195 44L194 39H195V38H196V39L198 38V36H195V37H194V35H192ZM253 36H254V35H251L250 37L252 38ZM255 36H257V35H255ZM255 36H254V37H255ZM2 37H4V36H2ZM2 37H0V40H1ZM59 37H60V39H59ZM81 37H82V36H81ZM81 37H80L79 39H80L82 42H85V40H86L87 37H84L85 40H84V39L82 40L83 37H82V38H81ZM88 37L92 38L93 36H92V37H91V36H88ZM147 37H146V39H148ZM174 37H175V40H174ZM174 37H171V39H170L171 41L168 42L169 44L167 43V41L169 40L168 38L165 40L164 38L162 39V38L159 37V41H158L159 43H162L163 41H165V42L162 43V44L157 43L158 37L156 38L157 40L152 39V38H154V37H150L152 40H151V39H148V40H150L151 44L154 42L152 45L155 44L156 46H157V45H161V46H162V45H167V44H168L169 46L171 45V48L174 46V47H175L174 50H175V52H176L177 50H179V49L176 50V47H177V48H180V47H182V45H183V46H184V45L186 46V44L181 43V42L183 41V39H182V41H181V39L179 38V35H178L177 37H176V35H174ZM200 37H201V36H200ZM250 37H249V39H248V40H250V42H252L253 40H256V41H257V39H254V38L251 39ZM6 38H2V39H3V40H4V39L6 40ZM17 38L21 39L22 41L19 40V39H17ZM45 38H44V39H45ZM49 38H48L47 40H49ZM51 38H52V39H51ZM90 38H89V39H90ZM93 38H95V37H93ZM178 38H179V40H178ZM256 38H257V37H256ZM10 39H11V40H10ZM44 39H40V43H39V44L36 43L37 41H36V42H29V43H27V42H28V41H27V42H26V45H24V47L29 45L30 48L33 47V48H36V49H33V50H32V49L29 48V49H30V50H29V49H27L26 47H25V48L22 47V48H24V49H23V51H21V52H20L21 49L18 50V48H16V51H17V52H16V51H13V50H12V52H8V50H10V47L12 46V44H11L10 47H8L9 49L7 48V49H8L7 51H6V49H5L3 46L0 45V46H1L0 49H2V47L5 49V50L2 49V51H0V55H1V56H2V53H3V56H4V54H5L6 56L8 55V56H7V59H8V60H10V58H11V60H14V59H15L13 62H12L11 60L8 62V60H7V61L5 60V59H6L5 56H4L5 59H3V56H2V57L0 56V57H1L0 60L2 59V63L4 62V60L6 61V66H3V65H5V63H3V64L0 63V64H2V66L5 67L7 71L5 72V71L3 70L4 68H3L2 66H0V67H2V68H0V70H1V71H4L6 74L9 73V75H6L4 72H1V71H0V74H1V75L4 74L5 77H6V76L9 77V76L11 75V79H13V81H14V82H11V79H10V83L8 82L9 84H6V83H5V86H6V85H9V86H8L9 88H11L12 85L14 84V86H13L11 89H9V88L7 89V86H6V87H5V86H2V85H4V81H3V80H1L2 82L0 81V82H1V86H0V87H1V88L3 87V89H7L8 91L11 90V92H12V89H13V91H14V92H13V95H14V96H13L12 94H11V95L14 97L15 101L18 100V101H20V102H17V101H16L17 103L12 102L14 99H13L12 96H11V97H8L9 93H7V92H8L7 90H5V91L2 90V91H3V92H2L1 89H0V94H1V93L3 94L4 92H6V93L8 94L7 97L12 99V101H11V105H13V104L16 105V104H17L16 110H17V108H18L19 105L21 106V105L23 104V102H26L28 99H29V101H30V100H31L30 97H33V96H34L33 93H32V96H29V97H27V95L25 94L26 96H25V95H24V96H25V98H26L27 100L24 98V96H23L24 92L21 91V90H22V88H23L25 85H26V86H29L28 88H30V89H31V87L33 86V88H36V89L38 90L37 87H34V86H36V85H34L35 83H34L33 81L28 80L29 77H28L27 74L30 73V72L28 73V71H29V67H30L29 64L31 63V62H30V59H31V60H32L33 58L35 59L36 56H37V55L35 56V53L33 54V52H30V51H31V50H32V51L36 50L35 52L37 53V47L40 46V48L38 47V48H39V49H38L39 52L37 53L40 57L37 56V58L39 59V61H40V59H41V60L44 59V58L47 59V60H45V61H48V62H46V64H49V63L51 62V60H49V59H51V57H56V59L59 57L58 61H60V63H61V62H62V58L60 59V57H64V56H65L64 54L66 53V51H68V50L66 49V47L64 48V46L61 47V48H62L61 51H60V49L55 51L56 48H59V47H60V46L58 47V43H56L57 45H55L56 48H55L54 50L51 49V50H48L47 52H45V51H46V50L44 49L45 44H46L47 46H50V45H48L47 43H45L46 40H44ZM69 39H70V40H69ZM79 39H75V40H74V44H75L76 42H78L79 45H82V44H80V42H79L80 40H79ZM160 39L163 40V41L161 42ZM172 39H173V40H172ZM5 40H4V41H5ZM23 40H25V41L23 42ZM34 40H33V41H34ZM53 40H54V41H53ZM67 40H66L67 43L64 42V44H65V45H66V44L68 45V43H69V47H67V48L70 49V43H71L72 46H73L74 44H72L73 41L68 42ZM78 40H79V41H78ZM91 40H92V39H90V40L87 39V41H91ZM126 40H127V41H126ZM129 40H130V39H129ZM154 40L156 41L157 44L155 43ZM30 41H32V40H30ZM38 41H39V40H38ZM43 41H44V42H43ZM51 41H53L54 43L51 44ZM92 41L94 42V39H93ZM179 41H181V42H179ZM185 41H186V40H185ZM185 41H184V42H185ZM187 41H186L185 43H187ZM16 42H17V43H16ZM18 42H21V43H20L21 45H20ZM22 42H23V44H22ZM42 42H43V43H42ZM46 42H47V41H46ZM176 42H177V43H176ZM189 42H190V43H189ZM8 43H9V45H8ZM14 43H13V45H14ZM60 43H61V44H59V45H62L63 41L60 42ZM95 43H96V40H95L94 44H95ZM166 43H167V44H166ZM171 43H172L173 45H172ZM174 43H175V44H174ZM178 43L181 44L180 47H178V46H179ZM196 43H197V41H196ZM253 43H254V42H253ZM64 44H63V45H64ZM76 44H77V43H76ZM76 44H75V45H76ZM90 44L92 45L93 43H90ZM90 44H89V45H90ZM127 44H128V42H127ZM7 45H8V46H7ZM67 45H66V46H67ZM77 45H78V44H77ZM91 45H90V46H91ZM97 45L100 46L99 43H98V44L96 43L94 46H97ZM175 45H177V46H175ZM207 45H208V44H206V47H205V44L203 45V48H204L205 50L202 48V49H203L202 51L206 52V51H207V50H206L207 48H208V50L210 49V47H208ZM35 46H36V47H35ZM94 46H92V48H93ZM99 46H98V47H99ZM12 47H15V45L12 46ZM74 47H76V46H74ZM114 47H115V46H114ZM133 47H134V46H133ZM41 48H42V49H41ZM63 48L66 49V50H64L65 53L62 51ZM90 48H91V47H90ZM99 48H101V47H99ZM128 48H129V50H131L132 52H135V49H134V48H136V50L139 51L138 48H137L136 46H135L134 48L128 46ZM26 49H27L28 51H27ZM97 49H98V48H97ZM133 49H134V50H133ZM14 50H15V49H14ZM40 50H41V51L43 50V52L40 53ZM85 50L88 51V52H86ZM85 50H84V52L88 53V54L92 57V53L90 54V51H91V50H90V49L88 50L87 48H86ZM92 50H93V49H92ZM26 51H27V53H32L35 57H33L32 54H28L27 56L31 55L30 57H32V58H28V57L26 56ZM54 51H55V52H54ZM59 51L62 53L61 56H60V54H59V53H60ZM112 51H113V50H112ZM14 52H15V54H14ZM44 52H45V54H44L45 56L43 57V53H44ZM57 52H59V53H57ZM115 52H116V49H115ZM139 52H140V51H139ZM19 53H20V54H19ZM47 53H48V54H47ZM78 53H80V51H78ZM82 53H83V52H81V54H82ZM86 53H85V54H86ZM141 53H143V52H141ZM9 54H13V56H12V55L10 56ZM17 54L19 55V58H22V59H25V60L27 59V61H26L27 63L30 62V63H28V64L26 65V66H28V67H26L25 65H22V64H26V62H25V63H22V62L20 61L21 59L18 58V55H17ZM40 54H42V56H41ZM57 54H58V55H57ZM81 54H80V55H81ZM85 54H84V56H85ZM88 54H87L85 57L82 56V55H81V56L79 55V58H80V59H84V60L87 59V61H93V62H90V63H89V62H85L84 60H82V61H83L85 64H87V65H88V63H89V66H90L91 63H94L96 60H95L94 58H92V59H94V60L90 59L91 57H89ZM112 54H115V53L112 52ZM15 55L17 56V60H19V61H17L18 64L15 62V61H16V56H15ZM20 55H21V57H20ZM48 55L51 56V57H50V58H46V56L48 57ZM53 55H55V56H53ZM62 55H63V56H62ZM116 55H117V54H116ZM116 55H115V56H116ZM209 55H210V54H209ZM9 56H10V58H8ZM14 56H15V57H14ZM192 56H193V55H192ZM212 56H213V55H212ZM212 56H210V57L213 58ZM12 57H14V59H12ZM23 57H24V58H23ZM41 57H43V58H41ZM83 57H84V58H83ZM86 57H87V58H86ZM88 57H89V59H88ZM127 57L131 58V62H129L130 60H129V58H127V60H128L129 63H131V64L134 63V65L139 64V65H137V66H138L139 68H141L140 63H138L137 61L135 62V59H134V62L132 61L134 57H133V58L130 57V56H127ZM37 58H36V60H38ZM85 58H86V59H85ZM197 58H200V57H197ZM197 58H196V60H195V58H194V60H193L195 63H197ZM34 59H33V60H34ZM80 59H79V62H80ZM150 59H151V61H152L153 57H150ZM201 59H203V58H200V60H201ZM25 60H24V61H25ZM28 60H29V61H28ZM33 60H32V62H35V61H36V60H34V61H33ZM63 60H65V58H63ZM125 60H126V58H125ZM127 60H126V61H127ZM154 60L157 61L158 59H155V58H154ZM154 60H153V61H154ZM204 60H205V59H204ZM204 60H201V61L198 60V63H199V62L201 63V62L204 61ZM24 61H23V62H24ZM49 61H50V62H49ZM58 61H57V64L59 63ZM82 61H81V62H82ZM126 61H125V62H126ZM153 61H152V62H153ZM155 61H154L153 63H155V64H156V63L159 64V62H158L159 60H158L157 62H155ZM0 62H1V61H0ZM7 62H8V63H7ZM20 62H21V63H20ZM53 62L56 63V60L54 59ZM74 62H75V61H74ZM216 62H217V61H216ZM36 63H39V62L36 61ZM36 63H34V64H36ZM54 63H52V64H54ZM76 63H77V65H78V62H76ZM126 63H127V62H126ZM136 63H137V64H136ZM204 63H205V64H208V63L210 64V62H204ZM7 64H8V65H7ZM19 64H21L23 67L19 66ZM34 64L31 63L30 65H31L33 68H34L35 66L38 67V68L41 67V66H43L42 64H40V65H39V64L34 65ZM46 64H45V65H46ZM50 64H51V63H50ZM72 64H73V63H72ZM80 64H81V63H80ZM80 64H79V66H80ZM102 64H103V63H102ZM102 64H101V65H102ZM33 65H34V66H33ZM37 65H39V66H37ZM45 65H44V67H43L44 69H46L47 71H48L49 69H51V70H50L51 72H49V73H52V72L54 73V67H56L57 65H56V66H53V68L51 67V65H50L51 68H50V67H49V68L47 67V66H49V65H47V66H46L47 68H45ZM54 65H55V64H54ZM74 65H75V64H74ZM77 65H76V66H77ZM92 65H95V64H92ZM128 65H129V64H128ZM202 65L204 66L203 63L201 64V67H203ZM17 66H18L19 70L16 68ZM79 66H78V68L76 69L77 71L74 70V71L76 72L75 74H78L77 72H79L80 74L82 73V71H81V72L78 71L82 65H81L80 67H79ZM236 66H237V65H236ZM238 66H240V65H238ZM238 66H237V67H238ZM261 66L264 67L263 64H262V65H259V64H258V66L255 68V69H256V72H255V73H257L256 75H255V73H254V71H253V70H254L253 68H254L255 66L252 67L253 70H251V68H246V67L243 68L242 66H241V67H238L239 69L242 68V69H240V70L243 72V74H244L245 72H247L248 69L251 71V72H250V71L247 72L248 74H246V73H245L244 75L242 74L243 77H242V76L240 77L241 72H240V70H238V68H237V70H235L236 68L232 70V71H233V75H232L231 70L229 71L228 74H227V72H226L227 76H229V79H228V77H227L228 81H227V82H226V81H223L224 84L221 83V85L218 86L219 89H221V90L218 89L220 92H219V91L216 92L217 94H218V92H219V96H218L217 94H216V96H215V97H216V98H215V99H216V104L218 103V106L221 108V103H222L221 101H222L224 98H225L226 100L230 99V100H228L229 102L226 101L225 99H224L225 102H224V100H223L222 105H226L227 103H229V104H228L229 106H227V105H226V107H223V106H222L223 110H226V109L229 110V108H230V110H231V112H232L233 109H237L238 111H239L240 109H242L243 111H239V112H241V113H243V112H244V113H247V112H248V113H247L248 115H247V114L244 115V113H243L242 115H244V116H246V115H247V116H249V115H255V117H257V116H259V114H261L260 116H262V115L264 114V112L261 113L262 111H264V110H263V107H264V100H263V99H264V98H262V97H264V87H263V89L260 88V87H262V86H261L262 84L264 85V83L261 84V81H264V77H263V76H264V72H263V75H261V74H262V73H261V70L263 71L264 69H262ZM20 67H21V68H20ZM72 67H73V66H72ZM90 67H94V66H90ZM234 67H235V66H233V68H234ZM258 67H259V68L261 67V68L259 69ZM43 68H42V69H43ZM74 68H76V67H74ZM257 68H258V70H257ZM21 69H23V71H22ZM56 69H58V67H57ZM56 69H55V72L57 71ZM91 69H92V68H90V69L88 68V69H86V70L84 69L85 72H83V75H82V74H81V75L84 76L85 74H87L86 71H88V70L90 71ZM97 69L99 70L100 67L97 68ZM101 69H102V67H101ZM246 69H247V70H246ZM20 70L22 71V74L20 73ZM30 70H31V67H30ZM35 70H36V69H35ZM35 70L32 69L31 71H32V72H33V71L35 72ZM37 70H38V69H37ZM37 70H36L35 73H36L37 76L39 77L40 75L37 73ZM39 70H40V68H39ZM39 70H38V72L42 74V70H41V71H39ZM52 70H53V71H52ZM80 70H81V69H80ZM84 70H83V71H84ZM98 70H97V71H98ZM244 70H245V71H244ZM74 71L72 70L71 74H72ZM234 71H236V72H234ZM23 72H24V73H23ZM26 72H27V73H26ZM69 72H70V71H69ZM69 72H68L67 74L65 73V74H66L65 77L67 76L66 79H68V74H70ZM141 72H142V71H140V74H141ZM239 72H240V73H239ZM259 72H260V73H259ZM2 73H3V74H2ZM63 73H64V72H63ZM230 73H231V76H230ZM61 74H62V73H61ZM71 74H70V75H71ZM89 74H91V73L89 72ZM140 74H139V72H137V75H138V76H140ZM234 74H236V75H234ZM251 74H252V77L250 76ZM1 75H0V76H1ZM70 75H69V76H70ZM81 75H80V78L83 79V77H82ZM141 75H142V74H141ZM237 75H238V77H240V79L237 77ZM25 76H27V79L25 78ZM37 76H36V77H37ZM61 76L63 77L64 74H62ZM74 76H75V75L73 74V76H72V77L70 76L69 78H72V79H73ZM86 76H87V75H86ZM90 76H91V75H89V77H90ZM125 76H126V75H124V77H123V78L125 79L124 81H125L126 83L129 82V83H127V85H128V84L130 85L131 80H130L129 78H127V76H126V78L129 79V81H128V80L125 78ZM225 76H226V75H225ZM246 76H247V78H246ZM254 76H255V78H254ZM257 76L259 77L260 80L257 79V78H258ZM260 76H262V77H261L262 79L260 78ZM1 77H3V76H1ZM1 77H0V79H1ZM5 77H4V78H5ZM20 77H21V79H20ZM41 77H43V76L41 75L39 78H41ZM65 77H63V78H65ZM75 77H79V75H78V76L76 75ZM84 77H85V76H84ZM231 77H234V79H232ZM236 77H237V79H239V81L235 80ZM248 77H249V78H248ZM39 78H37V81L39 80ZM43 78H44V80H45V79H47L48 77H47V78H46V77H43ZM230 78H231V83H230ZM244 78H246V79L243 80ZM2 79H3V78H2ZM8 79H9V78H7V80L5 79L6 82L8 81ZM66 79H64V80L66 81ZM72 79H71V80H72ZM82 79H81V81H82ZM90 79H92V78L90 77V78H89V82L86 81V83H85V84H87L88 87H89V86H92V85H93L92 83H94V81L92 80V81H91V82H92V83H91L92 85H91V84H90ZM227 79H226V80H227ZM241 79H242V80H241ZM256 79H257L258 81H257ZM16 80H20V81L22 80V82L24 81V86H23L22 88H20L21 90H20L19 88H17V87H19L21 84L23 85V83H21V82L19 81V82H18L19 84H16ZM27 80H28V81H27ZM40 80H41V82H38V83H42V79H40ZM75 80H76V78H74V80H72V81L74 82ZM77 80H79V83H82V82L85 80V78L83 79L82 82H81L80 79H78V78H77ZM86 80H87V78H86ZM126 80H127V81H126ZM223 80H225V77L223 78ZM254 80H255V82H253ZM46 81H50V80L48 79V80H46ZM46 81H44V82H45V83H48V82H46ZM69 81H70V80H69ZM72 81H70V83H69L68 81L65 82V83H66L65 87L67 86V82H68V83H69L68 86L71 87V89H70L68 86H67V87H68L69 89H68V88H65V87L63 86V85L65 84L64 81H61L63 84H62V83H59V84H62V87H64V88L66 89V92H67V89L70 90V91H72V89H73V88H72ZM31 82H32L33 84H32ZM35 82H36V81H35ZM50 82H52V80H51ZM50 82H49V83H50ZM76 82H77V84H78L79 86H81V84H79L78 81H76ZM76 82H75V85H74V83H73L74 88L79 87V86H76ZM87 82H88L89 84H88ZM232 82H233V83H232ZM235 82H237L238 84L235 83ZM245 82H247L248 84L245 83ZM249 82H250V83H249ZM251 82H253L254 84H255V83H258V84H255V85H256L255 88H254V87L252 88L251 86H252V85L254 86V84L251 83ZM259 82H260L261 85H259ZM2 83H3V84H2ZM12 83H13V84H12ZM20 83H21V84H20ZM38 83H36V84H37L38 87H40L41 85L38 84ZM45 83H44V84H45ZM49 83H48V84H49ZM234 83H235V84H234ZM10 84H11V85H10ZM31 84H32V85H31ZM42 84H43V83H42ZM48 84H47V85H48ZM52 84H53V82H52ZM52 84L50 83V85H51L52 87H54V86H55L56 84H58V83H56L54 86H53ZM85 84H82V85H85ZM222 84H223V85H222ZM230 84H231V85H230ZM232 84H233V85H232ZM250 84H251V86H249ZM22 85H21V86H22ZM30 85H31V86H30ZM50 85H49V86H45V88H46V87H48V88L50 87V88H49V91H50V89H51V86H50ZM129 85H128V86H129ZM132 85H133V83H132ZM132 85H131V86H132ZM226 85H227V88H226ZM228 85H229V86H228ZM238 85L241 86V87H239ZM10 86H11V87H10ZM21 86H20V87H21ZM26 86H25V89L27 88ZM60 86H61V85H59V88H60ZM75 86H76V87H75ZM224 86H225V87H224ZM230 86H231V89H232V86H234V88H237V90H235V89L233 88L234 90H233V89H232V90L230 89V91L228 92V90H229L228 87H230ZM257 86H259V87H257ZM42 87H43V86H41V88H42ZM62 87H61V91H62V93H63V91H64L65 89H63ZM238 87H239V88H242L241 90H242L243 92H244L243 89H245V92H244V93H245V94H244L245 97H244V96L242 97L243 92H241V90H240ZM256 87H257V88H256ZM28 88H27V89H28ZM33 88H32V89H33ZM41 88H39L40 90H38V91L41 93L40 95H39L38 91H36V90H35L36 92L33 91V92L36 94L35 96H37V94L40 96V97L37 96L39 99L42 97V95H44V94L46 95V93L49 92V91L47 90V88H46V93H45V90L42 89V90L44 91V93H43V91H41ZM54 88H55V87H54ZM54 88H53V89H54ZM56 88H57V86H56ZM56 88H55V89H56ZM59 88H58L57 90H60ZM222 88H226V89H223V90H226V92H225V91H222ZM62 89H63V90H62ZM216 89H217V88H216ZM227 89H228V90H227ZM253 89H254V91H253ZM19 90H20V91H19ZM23 90H24V89H23ZM33 90H34V89H33ZM139 90H142V89H141V88H140V89L138 88L137 91H139ZM238 90H240L239 93H237ZM260 90H261V91H260ZM55 91H56V90H55ZM153 91L155 92V94H154V92H152L153 95H151L153 99H154V98H155V99L160 98V97H158V96L155 97L157 92L159 93V94L157 93V95L162 96V95L160 94V91H155V89H154ZM221 91H222L224 94H226V95H225L226 97H225V96H220ZM231 91H234V92L232 93ZM246 91L248 92V95H249V96L246 94V93H247ZM11 92H10V93H11ZM19 92H20V94L23 92L22 95L20 96V99H21V97L23 96L21 100L18 99V96L20 95ZM58 92H60V91H58ZM58 92H57V93H58ZM64 92H65V91H64ZM66 92H65V94H64V97H67L66 95H70V94H68L69 92H67V94H66ZM139 92H140V91H139ZM139 92H138V93H139ZM143 92H144V91H143ZM143 92H142V93H143ZM259 92H261V94H259ZM223 93H222V94H223ZM230 93H231L232 96H230ZM234 93H236V95L238 94V98L241 99L242 102H244V103H246L245 100H248V98H249V99H254L255 101H254V100H249V102L251 103V102L253 101L252 105H254L255 103H256V105L260 104V105L257 106V107H258V109L260 108V109H262V110L260 111V109L258 110L257 108H255L256 105H255V106H252V105H251L252 107H251V106H248V105H247L248 101H247V103L245 104V106H247L248 108L245 107V106L243 105L244 103H242L241 100H239V99L237 98V96H234V95H235ZM240 93H242V94L240 95ZM257 93H258V94H257ZM2 94H1V96H3ZM143 94H144V93H143ZM143 94H142V95H143ZM224 94H223V95H224ZM228 94H229V95H228ZM5 95H6V94L4 93V96H3L4 98H5ZM47 95H48V94H47ZM47 95H46V98L48 97ZM58 95H60V94L58 93ZM62 95H63V94H62ZM72 95H74L73 92H72ZM83 95L86 96V94H83ZM83 95H77L78 97L81 96V97L83 98V100H82V98L80 97L81 99L79 98V100H77V101L80 102V100H82V102H83V101L85 102L86 100H84V99H87V96H88V95H87L86 97H83ZM139 95H141V94H139ZM154 95H155V96H154ZM227 95H228V97H227ZM246 95H247L248 97H247ZM259 95L262 96V97H259ZM35 96H34V98H32L31 102H29V106H30L34 101H36V98H37V97L35 98ZM229 96H230L231 98H229ZM240 96H241V97H240ZM62 97H63V96L60 95V97L58 98L59 101H62V102L64 101V102H65L66 99L68 98V103L65 102V104L67 103V105H69L70 103H72L71 105H74L73 102H74L76 105H77V103H78V102L75 100L76 97H75V99H74V96H73V98H72L71 95H70V97L72 98V100L74 99L76 102H75L74 100L69 102L70 97H67V98H64V97H63V100H60ZM78 97H77V98H78ZM220 97H221V98L224 97V98L221 99ZM232 97H233V99H232ZM234 97H236V98H234ZM256 97H257V98L259 97V99L257 100ZM1 98H2V97H0V100H1L2 103H3L4 101H3V99H1ZM8 98H7V99H8ZM42 98H44V97H42ZM46 98H45V99H46ZM227 98H228V99H227ZM244 98H246V99H244ZM255 98H256V99H255ZM7 99H6V100H7ZM33 99H35V100H33ZM155 99H154V100H155ZM162 99H163V100H162ZM162 99L160 98V99L157 100V101L160 102V101L162 100L161 103H160V105H161L162 108H164L163 111H165L166 108H167L166 111H168L170 105L167 104L166 107H165V102L168 103V101H167V99L164 100L165 97L163 98V96H162ZM217 99H218V100H217ZM219 99H221V101H220ZM231 99H232V100H231ZM243 99H244V100H243ZM4 100H5V99H4ZM6 100H5V103H6ZM22 100H23V102H22ZM24 100H26V101H24ZM48 100H49V97H48ZM88 100H89V96H88ZM234 100H235V101H234ZM236 100H237V101H236ZM238 100H239V101H238ZM256 100H257V101H256ZM262 100H263V102H262ZM9 101H10V99H9ZM9 101H8V103H9ZM32 101H33V102H32ZM37 101H39V100L37 99ZM37 101H36V102H37ZM40 101H41V100H40ZM43 101H44V100H43ZM133 101H134V100H133ZM163 101H164V102H163ZM183 101H184V100H183ZM218 101H220L221 103H219ZM231 101L235 102V104H233L234 107L231 105V104L233 103V102H231ZM258 101H259V102H258ZM36 102H35V103H36ZM53 102H55V101H53ZM53 102H52V103H53ZM57 102H58V101L55 102V105H54V103H53V104L51 103L50 106H52V108H53V105L56 106V104H60V106L58 105L57 107H59V109H60V108H61V109L64 108V109L67 110V111L64 112V113H62L61 111H64V109H63V110H61V111L58 110V112H56V111H57V110H56V107H54L56 111H55V110L53 111V109H52V113H53V112H54V113L56 112V113H58V114H61V113H62L61 115L65 114V115H64L65 117L63 118V120H65V118L68 117V121H65V122H64V123H65V124H64L65 126H64L63 129L66 130V129H65L66 127L69 128L68 125L66 126V122H69L68 124H70V126H71L70 128L73 129V126H74V125H72V123H74V121H72V120H73V118H75V117L72 116V115H75V111H76L75 109H76V108L78 109V106L76 107V106L74 105L75 107L73 106V108H71V109H74V110H73L74 113H72V115H71V114H66L67 112L70 113L69 110H68L70 107L67 109V105H65L66 107H62L64 103H57ZM129 102H130V100L126 103V104H127L126 106H128V103H129ZM134 102H135V101H134ZM134 102H133V103H134ZM226 102H227V103H226ZM237 102H238V103H237ZM240 102H241V104H240ZM254 102H255V103H254ZM2 103L0 102V113H1V110H3L1 107H3V105H4V107H5V105L7 104V103H6V104L3 103V105H2ZM18 103H21V104L18 105ZM26 103H27V102H26ZM38 103H39V102H38ZM42 103H43V102H42ZM42 103L40 102V104H41L40 107H41V108H42L43 104L45 105L46 102H44L43 104H42ZM49 103H50V101H49ZM135 103H136V102H135ZM138 103L140 104L141 101H140V102H137L136 105H137ZM163 103H164V105H163ZM186 103H187L188 105L190 104V103H188V102H185V104H186ZM261 103H263V107H262V108H261V106H262ZM33 104H34V103H33ZM47 104H48V101H47ZM141 104H142V103H141ZM237 104H238V105H237ZM1 105H2V106H1ZM15 105L13 106V107H14V109H13V108H11L12 106H10V105L7 104L6 106H9V107L11 108V109H8L9 107L4 108L5 111H6V113H7L8 115L5 113V111L3 112V114L1 113L2 115L0 114V122H1V123H3V122L5 123V121H7V120H5V119H4V121L1 120V119H3V118H1L2 116H3V117L5 116L4 118H6V117H8V116L11 117V115H12V117H13V118H10V117H9V118H10V119H9L10 121H8V122L5 123V124H7V125H4V124H1V123H0V128H1V125L5 126V127H2V128H1L2 130L0 129V130H1L0 134L2 133V134L0 135V142H2V140H5L7 137L16 138L15 136H17L18 133H16V135H13V136L10 135L11 133L9 134V130H10V128L12 129L13 124H14L15 121H16L15 123H17V122L19 123V120L21 121L23 118H25L26 120H28L29 116H32V117H33V115H34L35 119H37V118H39V117H37V116H40V117H41V114H40V113H42L43 116H44V114H45L46 117H47V112H48V109L46 108L47 106L45 107V108H46V112L43 111V112H44V113H43V112H41L42 109L40 110V108L38 107L39 105L36 104V105H38V106H37L38 109H37V107H34V106H35V104H34V105H31V106H32L31 109H32V108H36V109H32L33 111H32V110L30 111V108H28L29 111H28V110H27V111H28V113L31 112V115H30V113H29V116L25 115L26 117H25L24 114H23V113H24L23 111H25V110L22 109V106H23V105L21 106V108H20V106H19V108H20L21 110H23V111H22V115H23V116H21V117H23V118L20 119V118H21L20 116H19V117H20V118H19L18 116L13 115V113L18 115V113L21 112V110H19V108H18V110H19L20 112L15 110ZM61 105H62V106H61ZM131 105H135V104H131ZM131 105H130V103H129V106H128V107H131ZM136 105L134 106V109H135V107L138 108V105H137V106H136ZM162 105H163L164 107H163ZM188 105H187V106H188ZM235 105H237V106H235ZM242 105H243V107L240 108ZM69 106H70V105H69ZM141 106H143V105H141ZM168 106H169V107H168ZM191 106H192V105H189V106H188L189 108H188V107L185 108V106H184V107L182 106V108H181V106L178 107V109H179L180 111H184V108H185V111L183 112L184 114H181L182 112L180 113L179 111H177V112L175 111L176 113L179 112V113L181 114L182 117L185 116V118H184V117H183V118H184L186 121H188V123H190V122L192 123V120H194V119H198L199 116H200V117H203L202 114H201V112H200V115H199V113H198L199 111H196V108H195V107H191ZM230 106H232L233 109H232ZM27 107H28V106H27ZM43 107H44V106H43ZM144 107H145V106H144ZM190 107L194 109V110L192 109L193 114H195V113L197 112V115H198V116L195 115V116H194L195 118L191 117V114H190V113H191L192 111H191V108H190ZM235 107H236V108H235ZM238 107H239L240 109H239ZM244 107H245V108H244ZM249 107H250V108H249ZM45 108H44L43 110H45ZM132 108H133V107L128 108V111H130V112L132 111L133 113L135 112L134 114H136L137 111H136V110L133 111L134 109L132 110ZM140 108L142 109V107H140ZM140 108L137 109V110H138V114H140V113H139V109H140ZM145 108H146V107H145ZM158 108H159V107H158ZM180 108H181L182 110H181ZM187 108H188V110H187ZM222 108H221V109H222ZM243 108H244V109H248V110H246L247 112H246ZM6 109L10 110V112L7 111ZM129 109H131V110H129ZM178 109H177V110H178ZM249 109H250V110H249ZM254 109H255V110H254ZM256 109H257V111H256ZM11 110H12V112H13V110H14V112L12 113ZM39 110H40V112H39ZM83 110H84V111H85V110L87 111V109H83ZM142 110L144 111L145 109H142ZM142 110H140V112H141ZM146 110H147V109H146ZM146 110H145V112H144V115L147 116V114H148V115L150 116V114H151V116L154 115L153 117H155V114H154V112L156 113L155 110H152V111H154V112H153V115H152V112H150V114H149V113H146V112H149V111H151V110H149V111H146ZM189 110H190L191 112H189L188 115H187V111H189ZM230 110H229V111H230ZM237 110H236V111H237ZM15 111H16V112H15ZM73 111L71 110V112H73ZM80 111H81V108H80ZM84 111H82V112H84ZM128 111H127V112H128ZM160 111H162L161 108H160ZM163 111H162V113H164ZM166 111H165V112H166ZM194 111H195V113H194ZM234 111H235V110H234ZM234 111H233V113L236 114V115L239 113V112H236V111L234 112ZM249 111H250V112H253L254 114H253V113H249ZM259 111H260V112H259ZM8 112H9L10 114H9ZM17 112H18V113H17ZM25 112H26V111H25ZM33 112H34V114H33ZM59 112H60V113H59ZM76 112H78V115H76V117H78V119H79V118H80V115H81L82 113L79 112V109H78V111H76ZM88 112H89V111L86 112L87 115H89ZM130 112H128V113H130ZM175 112H174V113H175ZM11 113H12V114H11ZM28 113H26V114H28ZM52 113H51V114H52ZM84 113H85V112H84ZM86 113H85V114H86ZM145 113H146V114H145ZM174 113H173V114H174ZM176 113H175V114H176ZM179 113L176 114V116L178 115V117H176L175 114L172 115L173 117H175V119H174L172 116H171V117H172V119H173L174 121H177V120H178L179 122L181 121V122H180V125H181V123H182V122H185V121H183L184 119H183L182 117H180ZM241 113H239L240 115H237L238 117L240 116V118L243 117V116L241 115ZM32 114H33V115H32ZM39 114H40V115H39ZM49 114H50V113H49ZM51 114H50V116H51ZM79 114H80V115H79ZM85 114H84V115H85ZM90 114H91V113H90ZM141 114H142V113H141ZM141 114H140V116H141ZM157 114H160V112H158ZM166 114H167V113H166ZM189 114H190V117H187V116H189ZM66 115H68V116L66 117ZM70 115H71V116H70ZM82 115H83V114H82ZM87 115H85V116H86V117H89V116H87ZM164 115H165V114H164ZM14 116H15V117H14ZM50 116H49V119L53 117V119L51 120V124H53L55 121H54V122H52V121L54 120L55 116H51V117H50ZM56 116H57V114H56ZM91 116H92V114L90 115V117H91ZM138 116H139V115H138ZM149 116H148V120L150 121V119H152V118H150ZM156 116L159 118L160 121L163 120V119H165V118L167 119V117H168V116L165 117V118L163 117V119H162V118L160 117V115H159V116L156 115ZM161 116H162V114H161ZM165 116H166V115H165ZM260 116H259V117H260ZM27 117H28V118H27ZM58 117L60 118L59 115H58ZM58 117H56V118H58ZM69 117H71V118H70L71 121H72L71 123H70V121H69ZM72 117H73V118H72ZM86 117H82V118H80V119L83 120V118H85L86 121H89L88 119H91V120L93 119V117H91V118H87V119H86ZM196 117H197V118H196ZM251 117H252V116H251ZM251 117L249 116V119H250L249 122H248L249 119L246 120V118H248V117H245V120L248 122V123L246 122L247 125H246V123H245V120L242 118V119H241L242 123H243V122L245 123V125H244V123H243V125L247 127V126H249V123H252V126H253V124H254V126H255V128L253 129L254 131L251 129V125H250V127H249V130L251 129L255 134L257 133V135L262 136V135H263V131H264V127L262 128L261 126L264 125V124H262L263 121H264V118H263L264 116H263L262 118L260 117L261 119H260L259 117H257V118H255L254 116H253V118H251ZM15 118H17L18 121H17V119H15ZM56 118H55V120H57V122H58V121L60 122V120H58V119H56ZM186 118H187V119H186ZM190 118H191L192 120H191ZM213 118H215V117H213ZM254 118H255V121H256V122H254ZM7 119H8V118H7ZM12 119H13V120H12ZM25 119H23V120H24V123H25V124H24V123H23V124H24V125H27V124L29 123V121H28V123L26 124L27 121H26ZM60 119H61V118H60ZM146 119H147V117H146ZM181 119H182V120H181ZM189 119H190V120H189ZM23 120H22V122H23ZM37 120L39 121L40 118L37 119ZM63 120L61 119V123L58 122L59 124L62 125V127H63V124H62V121H63ZM74 120L76 121V119H74ZM85 120H83V121L85 122ZM126 120H127V119H126ZM198 120H199V122L201 121V119H198ZM216 120H218V119L216 118ZM243 120H244V121H243ZM260 120H263V121L261 122ZM25 121H26V122H25ZM30 121H31V120H30ZM83 121H82V122H83ZM127 121H128V120H127ZM151 121H152V120H151ZM151 121L148 122V125L151 123ZM194 121H195V120H194ZM194 121H193V123H192L193 125H194ZM252 121H253V122H252ZM259 121H260L261 123H260ZM22 122H21V123H22ZM79 122H80V121H78L77 123L79 124ZM132 122H133V121H132ZM162 122H163V121H162ZM179 122H178V123H179ZM258 122H259V123H258ZM48 123H49V122H48ZM48 123H47V122L45 123V125H46L45 127H46V128H47ZM55 123H56V122H55ZM80 123H81V122H80ZM130 123H131V121L128 122L129 127H132V125H130ZM154 123H155V122H153L152 124H154ZM196 123H197V125H196ZM200 123H201V122H200ZM255 123H257L258 127L260 128V130L263 129V131H261L262 133H259V134H258V132H260V131L258 130L259 128L257 127V125H256ZM11 124H12V125H11ZM30 124H31V123H30ZM30 124H29V125H30ZM59 124H58V125H57V123L55 124L56 126H58L57 129L59 128ZM74 124H75V123H74ZM85 124H86V122H85ZM134 124H135V122H134ZM134 124H133V126L135 127ZM152 124H151L149 127L153 126ZM182 124H183V126H185V127H186L187 125H189V128L191 127V129L194 128L195 125H196L195 128L199 125V123H198L197 121H195V125H194V126H193L192 124H186V122H185V123H182ZM184 124H186V125H184ZM260 124H261V126H260ZM15 125H16V127H14V128H17V129H18L17 126H19V125H20V127L23 126V125L21 126L20 123H19V124H14V126H15ZM29 125H28V126H29ZM53 125H54V124H53ZM53 125H52V126H53ZM75 125H76V124H75ZM80 125H81V124H80ZM80 125H76V126H78V128L75 127V128H77V130L75 129V131H74V129H73L74 133L76 132V133L78 134V133H80V131H83V132H84V130H85L86 128H88V130H89V128H90L91 131L93 130L91 127H89V126H87V125H86V128H85L84 123H83V126H84V127H83V126L81 127ZM106 125H107V124H106ZM136 125H137V123H136ZM154 125L156 126L157 123L154 124ZM190 125H191V126H190ZM200 125H201V124H200ZM200 125H199V127H197L198 129L200 128ZM50 126H51V125H50ZM52 126H51V128H52ZM56 126H55V127H56ZM107 126H108L107 129H109V128H110V127H109L110 125H107ZM254 126H253V127H254ZM31 127H34V125H32ZM45 127H43L44 130L46 129ZM79 127H81V128L79 129ZM105 127H106V126H105ZM134 127L130 128V129H129L130 131H128V130H127V131L130 133V132L134 129ZM149 127H147V128H149ZM187 127H188V126H187ZM215 127H216V126H215ZM256 127H257L258 129H257ZM14 128H13V129H14ZM25 128H27V127L23 126V129H24L23 131H24V134H25V135H26L27 133L29 134L30 132H32V131H30V129L28 128L29 130H27V131H30V132H27V133H26V132H25V131H26ZM70 128H69V129H70ZM82 128H85V129L83 130ZM137 128H138V131H140L141 128H139V127H137ZM137 128L135 127V129L133 130V132H135V133L131 132V133H133L132 135H130L131 133L129 134V133H126L125 131H123V132H124L123 135H122L121 133H119V134L122 135V138H121V136H120V137L115 136L116 134L114 135V132H112V131H111V132L113 133V135H112V133H110V135L113 136V138H115L116 140L118 139V140H117V143H118V145L120 144V146L123 144L122 141H121V139H124V137H125V139H126V137H127V138H128V141L126 142L125 139H124L125 142L123 141V142L126 143L127 145H126V144H123V146H121V147H127V146L129 147V146H130L129 149L131 148V146H132L133 144H134V145H133V147H134V146H135V143H134V142L137 141L136 143H139V144L141 145V147L138 146L139 144H138V145L136 144V146H138V149H137V147H134V148L132 147V148H133V150L136 148L135 150H138V151L142 149V146H144L142 143H143L144 141L147 143V140H148V139H149V140H148V143H150L151 145L154 144L155 147L158 146V145H160V144H162L161 142H162L163 139H164V138H162L163 135H159L160 133H157L158 135L155 134V133L152 134V135L150 134L151 131L154 130V129H152L153 127L149 128V129H151V131H150L149 129H147V130L150 131V133H149L148 131H143V130H142L143 133L145 132V133H147L149 136H151L150 138H149V136H148L147 134H144V135L141 134V131H140V133H138V131H136ZM154 128H156L155 130H157V127H154ZM197 128H196V129H197ZM247 128H248V127H247ZM17 129H15L16 132H18ZM35 129H36V126H35ZM48 129H50V128L48 127L46 130L48 131ZM53 129H54V128H53ZM53 129H52V131H53ZM55 129H56V128H55ZM61 129H62V128H61ZM63 129H62L61 131H63ZM78 129L80 130L79 132H77ZM119 129H120V130H121V129H122V130H126V129H123V128L120 127V128H118V132H119ZM145 129H146V128H145ZM217 129H218V128H217ZM31 130L34 131L33 128H31ZM50 130H51V129H50ZM88 130H86V131H88ZM251 130H250V131H251ZM255 130H256V132H255ZM257 130H258V131H257ZM2 131H3V132H2ZM13 131H14V130H12V132H13ZM19 131H21V130H19ZM23 131H22V136H23ZM56 131H58V130H56ZM59 131H60V129H59ZM61 131H60V132H61ZM73 131H70L71 135L69 134V131H68V132L66 131V132H67V133L69 134V136L71 137L72 134H73V133H72ZM91 131H88L87 133L89 134ZM107 131H108V130H107ZM220 131H221V130H220ZM252 131H251V132H252ZM14 132H15V131H14ZM14 132H13V134H14ZM66 132H64V133L66 134ZM92 132L94 133V131H92ZM105 132H106V131H105ZM109 132H110V130H109L108 132H106V135H107V133H109ZM136 132H137L138 134H137ZM253 132H252V134H253ZM19 133H21V132H19ZM62 133H63V132H61V134H62ZM64 133H63V134H64ZM125 133H126L127 135L129 134V135L131 136V137H130L131 139L128 137L129 135L127 136ZM202 133H204V134H203L204 137H203L202 134H200V135H201V139H205V135L207 136V133H205V132H203V131H202ZM7 134H9L10 136H7ZM30 134H32V136H30ZM30 134H29L30 139H29V136H28V135H26V136L28 137V139H27V137L23 136V137H25V138H23V137L21 136V134H20L21 138L25 139L27 143L24 144V141H25V140H24V141L21 140L22 142H20V139H18L19 141H18V140H17V141L15 140V142H17V143L20 142V143H19L20 146L17 147V146H16L17 143H16L15 146L12 145V147H16V150H17V151H14L13 148L10 149V152H12V150H13L14 152L17 153V154H15V155H17V156L20 154V152H22L19 156H22V157H20V158H22V159H21V160H22L21 163L24 162L25 164L22 165V164L20 163V161H19V165L21 164L22 166H24V168H23L21 165H20V166H21L22 168H21L20 166H17V164H15V163L12 164V162H16V159H17V160L20 159V158H18L19 156L16 157V156L13 155L14 157H16V158L14 159V161H13V158H14V157H12V153H14V152L11 153V157H12V160H11V161H12V162L9 163V164L7 163V162H9L7 159L10 157V155H9V154H8V155H5L4 158H6V159H3V155L1 154L2 156L0 157V159H1V160L3 159V160H5V161H7V162L5 163L6 165H7V164H8L9 166H10L11 164L13 165V166L11 165L12 167L10 166V169L13 168V170H12V172H11V177H12V173H14V174H13L14 177H17L18 174H19L20 172H22V173H20L19 175L23 174V172H25L26 170H27V172L30 171V173H27V172H26L27 174H25V175L28 176V177H25V178H24V177H22L23 175H21L20 180H17V178H13V177H12L13 180H16V184H14L15 182H12V184L14 185V186L12 185L13 187H12L10 184H9V185L7 184V185H8V187H12L11 189L16 188V186H17L18 189L16 188V190H18V191H16L15 189L13 190V191H15L16 193L19 192L20 190H22L23 187H26V188H27V187H29L30 184L32 185V186H30V187L32 188V190H31V189H28V190H30L31 192H29V191L27 190L28 193H32V194H30V195H31L30 198H29L30 195L27 196V194H24V192H26V191H25L26 188H25V189L23 188V190H22V192L24 191L23 193H21V191H20V194H18V193L16 194L15 192H13V195H14V194L17 195V196L20 195L19 198H21V201H20V200H17V201L19 202L20 205H21L20 202L24 201L25 199H26L25 201L28 200V201L31 203V204H29V203L27 202V203H28V206H29V205L31 206L32 204L35 203V209H34L33 206H32V207H29V208H31V210L29 209L30 211H32V209L35 210V211H37V212H35L36 214H34L33 212H31V213H33L34 215H37L38 213L41 214V213H42V209L48 207L47 205H49V204L51 203L50 200H51V198H52L54 195H55V198H56V194H53V193L56 192V191L54 192V190H53V189H55V188L52 187V189H51V186H52V185H53V186H57V185H58V187H59V188H63L64 191H61L60 189H58V187H56V188H57V191L60 190L61 193L59 192V194H60L61 197L59 198V194L56 192V193L58 194V196H57V198H56V202H53L52 204H50L49 206H51V208L48 207V209H49V211H51L50 209H52V210L54 209L53 211H54V212L56 211L55 213L58 212L59 215H60V212H61V211L64 212V210L66 209V207H68V204H67V205H63V204L60 202V199H61L62 197H63L62 199H64V196H65L64 192H65V191H66V192H65L66 194H68V192H70V191L67 192L68 189L65 190V188H64L63 186H60V185H62V184H60V182L65 181V178H66V177H67V179H69V178H68L69 175L67 176L66 174H68V173L73 174V170H74V169H73L72 171H70V170L73 168V167H72V166H73L72 163L70 164L71 166H70L69 164L66 165V163L69 162V161H67V158H66V157H65V158H66L65 161H67V162L65 163V161H64L65 164H64L63 161H62V160H64L65 158L62 157L61 159H58L59 161H57L56 158L54 157V156L56 155V154H54V152H55L54 150H55V149H58V147L56 146V144H57L56 140H57L58 142H60V141H61V140H60V139H61V136H62V140H63V135H60V139H59V140H58L59 136L57 135V136H56V139H55L54 142H53V143L55 144V146L53 145V147H56L55 149H53V151H54V152H53V154H54L53 157L55 158V159H54L55 162L57 161L58 163H60V160L62 161V162L60 163V166H62V165L64 164V168H63L64 170H66L68 166L71 167L70 169L68 168L69 170L67 169V170L70 171V172L67 173V170H66V171H65V176H64V175H62V174H64V172H63L64 170H63L62 168L57 167V168L54 170V168L56 167V165H55V166L53 167V170H52V167H51V171L53 172V173L50 172V173L52 174V177H51V178H48V179L46 178L47 181H45L46 179H45V177H44V175H43L44 173H43L42 170H41V171H39V172H41V173H43V174H41V173H39V174H40V176H42V175H43V176H42V178L38 179V178L40 177L39 174H38L39 177L35 179V180H36V182H35V180H34L33 178H35V177H37V176H36V174L34 173V174H35V177H34V176H33L34 174L31 175V172L34 171V169H37V168L40 170V168H39L40 166H39V165H41L42 162L40 161V158H39V157L42 155L41 153L44 154V150H45V154H47V153L49 152V150L52 152V149L45 148L44 146H43L44 149L38 147L39 145L42 147V145H43V144L41 145L42 141H41V143L39 144V143H38L39 139H37V140H38V141H37V140L34 138V132H33V133H30ZM48 134H49V135H47V138L50 137V136H52V133H50V131H49ZM58 134H59V132H58ZM68 134H66V135H68ZM77 134H76V137L79 136V134H78V135H77ZM84 134H85V133H84ZM88 134H87V135L85 134V135H86V136H90V137L92 136V135H88ZM140 134H141V137H139ZM223 134H224V133H223ZM255 134H254V137H257L259 140H260L261 138H263V139H261V140L264 141V135H263L262 137H259V136H255ZM261 134H262V135H261ZM73 135H75V134H73ZM110 135H107V136H109L108 138H110ZM125 135H126V136H125ZM133 135L136 136V137L134 136L135 139L138 138V140H139L140 138H142L143 141H142V140H139V142H138V140H135L134 137H133V139H132V136H133ZM137 135H138V136H137ZM142 135H143V137H142ZM146 135H147V136H146ZM153 135H157L158 137L160 136L161 139H162V141L159 143V140H158V142H157L156 139L152 138ZM224 135H225V138L228 137L226 134H224ZM5 136H7V137L5 138ZM20 136H19V137H20ZM54 136H55V134H54ZM54 136H53L52 138H51V137H50V138H51V139H54ZM64 136H65V135H64ZM86 136H85V137H86ZM104 136H105V135H104ZM104 136H103V139H102V140L106 141L105 139H107V138H106L107 136H106L105 138H104ZM114 136H115V137H114ZM123 136H124V137H123ZM145 136H146V137H145ZM65 137L67 138L68 136H65ZM65 137H64V140L66 139ZM70 137H68V139H69ZM85 137H84V138H85ZM90 137H89V138H90ZM117 137H118V138H117ZM160 137H159V139H160ZM202 137H203V138H202ZM4 138H5V139H4ZM11 138H7V139H6V140L8 141V143H10V141L12 140ZM71 138H72V137H71ZM73 138H75V136H73ZM82 138H83V137H82ZM84 138H83V139H81V138H80V139H79V138H78V139L75 138V140L77 139V140H80V141H81V140L84 141ZM87 138H88V137H87ZM89 138H88V140H87V139H86V140H87V141L90 140V142H91V138H90V139H89ZM113 138H112V140H110V141H112V142H110V143H112V144L116 142L115 140H114L115 142L113 141ZM151 138L154 139L155 141L152 140ZM156 138H157V137H156ZM8 139H11V140H8ZM16 139H17V138H16ZM68 139H66V141H65V142H66V145H67V143H71V142H72V144H73V142L75 141L74 139H70L71 142H70V141L68 142ZM144 139H145V140H144ZM157 139H158V138H157ZM161 139H160V140H161ZM6 140H5V141H6ZM48 140H49V139H48ZM64 140H63V141H64ZM73 140H74V141H73ZM107 140H108V139H107ZM119 140H120V142H121L122 144H121L120 142H118ZM126 140H127V139H126ZM129 140H133L134 142L130 145V143H131L132 141L129 142ZM150 140H152V141H150ZM7 141H6V143H7ZM51 141H53V140H51ZM83 141H82V142H83ZM108 141H109V140H108ZM140 141H142V142H140ZM153 141H154L156 144H155V143L152 144ZM201 141L203 142V140H201ZM221 141H222V140H221ZM3 142H4V141H3ZM3 142H2V143H3ZM35 142H36L37 144H39V145L36 146V147L38 148V149L36 148V152L39 153V154H37L38 156L36 155V156H37L36 158H34V156H33V158H34L35 160L38 159V160H36V161H39V163H40V164L38 163L39 165H38L37 168H36V167H35V168H34V167H31L32 164L30 163V161L27 160V159H25V158H23V157H25V156H24V153H27V151H29L28 153H30V152H32V151H33V152L35 151V145H34V144H36ZM90 142H89V143H90ZM106 142H107V141H106ZM218 142H219V141H218ZM218 142H217V143H218ZM224 142H225V140H224L222 143H221V142H219V143L223 144ZM8 143H7V146H11V144L8 145ZM60 143H61V142H60ZM62 143H63V144H59V143H58V146L63 145V146H61V147L63 148V147H65L66 145H65L64 142H62ZM77 143H79V141L76 142V143L74 144V146H77V147H78V146H80V145L82 144L81 142H80V145L77 144ZM85 143H86V141H85L83 144H85ZM92 143H94L93 140H92ZM107 143H108V142H107ZM117 143H116V145H117ZM128 143H129V145H128ZM22 144H23L24 146H23ZM76 144H77V145H76ZM87 144H88V142L85 144V146H83V147L80 146L81 148H84V150H83L84 153H85V150H87V149L89 148L90 145H92L93 147L96 146V144H95V145L90 144V145H88V147H87V146H86ZM214 144H215V143H214ZM1 145H2V144H1ZM3 145L5 146L6 144L4 143ZM3 145H2V146H3ZM27 145H29V146L27 147ZM68 145H69V144H68ZM68 145L66 146V147H67L66 150H68ZM118 145H117V146H118ZM124 145H126V146H124ZM215 145H217V144H215ZM219 145H220V144H219ZM219 145H217V148H218L219 150H220V148H221V150L224 151V149H222V146H223V145H220V146H219ZM224 145H226V143H224ZM107 146H108V147H107ZM112 146H113V145H110V144L108 143V144L106 145V147H105L106 149L104 148L105 150H108V149H112V150H113V152L111 151L112 154H111L109 151H106L107 153H108V152L110 153V156H109V157H111V155H114V156H113L114 158L116 157V159H114L113 157H111V159H110L109 157H107V158H109V159H108V160H109V161H108V162H109L108 165H110V160H111V161H112V160H116L115 162H119V161H120L119 164H120V165H123V164H125V163H124L125 161H126V162H127V161H128V162H129V161H132V160H130V159H133V157H135V155H137V152H138V151L135 152V150H134L135 153H134V152L131 153V151H133L132 148H131V149H130L131 151H129V152H130V154H129L128 151H127L128 153L126 152V150H128V148H126V150H125L126 153L124 154V153H123L124 151H121L122 153L120 152V149H121V148H119L120 146H119L118 148H116L117 146H114L115 148H111ZM154 146H153V147H154ZM218 146H219L220 148H219ZM0 147H1V146H0ZM29 147H30V150H31V151H30V150H27ZM47 147H49V146L47 145ZM69 147H70V146H69ZM71 147L73 148V145H72ZM77 147H76V149H77L78 152L82 150V149H81V150H80V149L78 150ZM80 147H79V148H80ZM86 147H87V148H86ZM100 147L102 148L103 146H100ZM109 147H110V148H109ZM155 147H154V148H155ZM200 147H201V146H200ZM202 147H203V145H202ZM226 147H227V146H225V147L223 146V148H225V150H226ZM6 148L8 149V148H10V147H6ZM6 148H5V149H6ZM50 148H51V146H50ZM59 148H60V147H59ZM72 148H71V150H72ZM90 148H91V149H90ZM90 148H89V151H87V152L85 153L86 156H87V153H88V152L91 153L92 147L90 146ZM95 148H97V147H95ZM101 148H99V146H98V149L101 150ZM214 148H216V147L213 146L212 149H214ZM2 149H3V150H1L0 153L3 152V151L5 150L3 147H2ZM40 149H41V150H40ZM74 149H75V147L73 148V150H74ZM76 149H75L74 151H76ZM116 149H117V150H116ZM124 149H125V148H124ZM124 149H123V150H124ZM253 149H254V148H253ZM256 149H258V148H255V149L252 150V151L255 152ZM37 150H38V151L40 150V151H42V152H38ZM58 150H62V149L60 148V149H58ZM58 150H56V151H58ZM66 150H65V148H64V151H66ZM71 150H70V148H69V153H70ZM73 150H72V152H71L70 154L73 153ZM214 150H217V149H214ZM47 151H48V152H47ZM64 151H63V152H64ZM114 151H115V152L117 151L118 154H119V152H120L121 156L118 155V156H119V158H118V157H117V154H115ZM166 151H167V152H166ZM166 151L164 150L165 153H168V151H169L168 154H170V150H169V149H167ZM5 152H6V150H5ZM10 152L8 151V153H10ZM46 152H47V153H46ZM51 152H50V153H51ZM61 152H62V151H59V152H57V153H61ZM63 152L61 153L62 156H64V155L66 154V155L69 157V155H68L69 153H68L67 151H66V153H63ZM78 152H74V153L76 154V157H79V155H82V154H83V152L81 151V154L79 153L78 156H77V153H78ZM216 152H217V151H216ZM3 153H4V152H3ZM50 153L47 154V155L52 156V154H50ZM67 153H68V154H67ZM109 153H108V154H109ZM171 153H173V152H171ZM218 153H219V152H217V154H218ZM256 153H258V152L256 151L255 154H256ZM4 154H5V153H4ZM6 154H7V153H6ZM22 154H23V155H22ZM35 154H36V153H35ZM40 154H41V155H40ZM45 154H44V155H45ZM61 154H60V155L58 154V155H59L58 158L61 157ZM63 154H64V155H63ZM75 154L71 155V157L74 156ZM126 154H127V155H126ZM128 154H129V156H128ZM132 154H134L133 157H131ZM33 155H34V154H33ZM58 155H57V156H58ZM90 155H91V154H90ZM122 155H124V156H122ZM125 155H126V159H125ZM212 155H213V154H212ZM256 155H257V154H256ZM258 155H259V154H258ZM8 156H9V157H8ZM57 156H56V157H57ZM82 156H83V155H82ZM86 156H85V157L83 156L84 160H83V158L80 157L81 160L83 161V163L85 162V160L88 159V156H87V158H86ZM107 156H108V155H107ZM7 157H8V158H7ZM11 157H10V158H11ZM71 157H69L68 159L70 160ZM91 157H92V158H89V160L91 159V161L88 160L89 164H90L91 162H93V161H92L93 156H91ZM127 157H128V158L130 157L129 160H128ZM174 157H175V156H173V159L168 158V159H170L171 161L174 160L173 162H171V161L169 160V162H170L171 164L173 163L172 166L170 165V163L167 162L168 160L165 159L166 162L168 163V165H165V164H167L166 162H164L165 160L162 161V162H163L162 164H164V165L167 167V170L171 173V175H172V174L174 175V174L177 173V170H176V168H177V163H175V162H176V159H175ZM80 158H79V159H80ZM85 158H86V159H85ZM112 158H113V159H112ZM117 158H118V160H119V159H121V160L117 161ZM122 158H123V160H122ZM171 158H172V156H171ZM23 159H24V161H23ZM1 160H0V161H1ZM25 160H26V162H25ZM106 161H107V160H106ZM122 161H123V162H122ZM227 161H228V160H227ZM57 162H56V164H57ZM71 162H72V161H71ZM103 162H104V164H105V160H104ZM103 162H102V163H103ZM112 162H114V161H112ZM121 162H122V163H121ZM228 162H229V161H228ZM1 163H2V162H0V166H3V167H2V168L0 167V168H1L2 170H3V168H4V172H5V173H3L2 170H0V188H1V184L4 183V185H5V184H6L7 182H9V180H10V179H9L10 177H9L8 175H7V176L4 175V174H7V173H8V172L6 173L5 169L8 168L9 166L5 168L6 165L4 166V163H3V165H1ZM16 163H18V162H16ZM69 163H70V162H69ZM174 163L176 164V166H175ZM226 163H227V162H226ZM42 164H44V163H42ZM45 164L48 165V163H45ZM77 164H78V163H77ZM89 164H88L87 161H86V165H89ZM104 164H102V165L104 166ZM106 164H107V162H106ZM114 164H115V167H116V170H117V171L114 169L115 167L113 168V165H114ZM119 164H117V163H113L112 165H110V167H109V166L106 167V165H105L104 167L107 168L106 170H108V171H106V172H111V173L113 172V173H114V171L112 170V168H113V169L117 172V173L115 172L116 175H119V173H122V172H123L120 168H119V169L117 168V166H118V167L120 166ZM227 164H229V163H227ZM14 165H15L17 168H15ZM47 165H46V166H47ZM58 165H59V164H57V166H58ZM65 165H66L67 167H66ZM74 165H76L75 162H74ZM78 165H80V164H78ZM78 165H76V166H78ZM125 165L128 166V167L130 166V165H127V164H125ZM125 165L121 166V168H122V167L125 168V169H123V170H126L127 173H128L129 175H128L126 172H123V173H122L123 175L121 174L122 178H121V176H117V177L121 178L122 180H123V177H125V176L128 178V179H127V178L125 177L124 179H127V180H123L124 182L122 181V182L124 183V185H123V183H121V181H120L121 179L118 180V178H117V180L119 181V184L121 183L122 187H121V185H118L117 180H116V182H115V183L117 184V186H116V185L113 186V187H112L113 189L109 186L110 183H112L111 186L114 185V183H113L114 180L111 179L112 177L110 176L111 173H109V174H110V175H109V176H110L109 178H110L111 180H113V181H111L110 179H109L110 182L107 181L108 184H109L108 187L111 188L112 191H115V192H114L115 194L118 193V196H117L118 199H117V197H116L117 194L115 195V194L112 193V194L115 195V196H113V195L111 194V191L109 190V188H107V185H105L106 188H105V187L102 188V186H104L105 183L107 184V182L104 181V182H103V185L101 184V185H102V186L100 187V188L102 189L101 192H100L99 189L97 188L98 191L100 192V194L103 193V192H106V195H105V194L103 195V196H107L106 198H108V194H107V192H108V190H109V191H110L109 198H110V195H111V196L113 197V198H111V200L114 199V201H116L117 204H114V202H112L113 200L111 201V200L108 198V201L105 202L106 204H103L102 207L100 206L101 208L104 207L103 210H102L100 207H99V209H98V207L96 208L95 206H96L97 203H98V202H96V201H98L97 199H98V197H99L100 194L98 193V191H97L94 187H89V186H91V185H88V187L86 186L87 189L89 188V190H90V188H94V190H93V189L91 190V193L89 192V195H91L90 198H89V195L87 196L88 203H89V204L87 203V207L89 206V208H88L89 210H92V209L95 207L94 209H96L95 211H96L98 214H96V213H93V214H94V215H95V214L98 215V217H100V218H98V217H96V218H98V219H100V220L97 219L96 221L93 222L94 225H92V224H93V223L91 222L92 220L90 219V220H91L90 223H89V221H88L89 218H94V217H95L94 215H92V216H94V217H92V216L89 217V218H88V217H85V218H87L88 220L86 219V220H84V221H88V222H84V223H85V224L88 223V224H89V227H91L90 224H91L92 226H95V223H96L97 221H102V222H100V223H101V224L103 223V224L105 225L106 223L104 222V220H105L106 217H108V216L111 217V215H116V218H117L119 221H120L119 218L121 217V219H123V220L125 219L124 222H125V221L127 222L131 216H129V218H127L126 216H128V215L132 212V213H134V215H133V214H130V215H133V217H131L132 219L129 220L130 222H131V220H132V222H133V220L136 218L135 216H137V217H140V216H141V218H139V219L136 218L137 220H136V219L134 220V221H136V222L139 221L140 219L144 218V217L147 218V219H144V220L142 219V222H143V223H145V222L148 223V224H149V227L152 228L151 230L154 231V233H153V231H151V233H153V236H152V237H151V236H148V237L150 238V240H148V239H147L148 237L146 236V235H148V233H150V232H149L150 230L148 229V226H146V227H147L146 229H148V230H145L144 227H143V226H145L146 223L143 224V226H142L143 228H141V226H139V225L142 223L141 220H140V222H139V224H138L139 227H137V223H136V225L134 224L138 229L142 230V231L139 230L140 232L136 229V227H135V230H131V232H129L130 230L128 231L127 227L130 228V229H133V228H134V227H133V224L131 223V225H132V227H133V228H132L131 225H130V227L128 226L129 223H128V224L126 223V224H127V227H126V224H124V223H123V220H121L122 222H121V221H120V222L123 223L125 226L122 225V224L120 225V223L118 222L117 219H116L117 221L115 222V219H114L115 217H114V216L111 217V218L114 217V218H113L114 220L112 219V220L114 221V223H113V221H111V222L113 223L112 226L114 227V230H111L110 232H109L108 230H110V228H113V227L110 225V224H112V223H110V221H109V223H107V224L110 225V226L108 227L109 229L106 227V226H108V225H106V226H103V225H102V226H101V224H100L99 222H98L99 224L96 223V224H97V227H98V225L101 226L100 228L103 227V228H102V229H103V232H102V229H101V232H100V229H98V230L96 229L97 227H95L96 230H95L94 228H93V230H92V229H91L92 227L89 228V227H88V224H86V225L83 224L84 226H87V227H88V230H87V231H89L90 229L92 230V231L90 230V233H91V234L93 233L92 235H91L89 232H87V231H84V230L82 231V226H83V225L79 223V222H80L79 219H81V218H80V217H81V214H80L81 212L78 213V214H80V216L78 215V218L76 217L77 221H79V222H77V221L75 220L76 223H74V224H76V225H74V224L69 220V217H67V216H62L63 219H64V221L61 220V219H60V220L63 221V222H65L66 219H68V222H66V223H68V225H70V222H71V223L73 224V225L71 224V226H73V227H75V226L78 225V226H77V230L80 232V235L82 236L83 233H84V235H85V232H86V233H88V234H86L85 237L88 236L89 238H92L91 236H93L94 233H95L96 231H97V232H96L97 235H98V234L100 235V234L102 233V236H104L105 239H106V237H109V236H107V235H109V233L114 232L113 234H111V237H112V238L109 237V238L113 239V242H114V240H115V239H114V236L116 235V236H115V238H116V237H117V234H118V230L121 229L120 227L126 228L125 230H123V229H122V230H123V231H126V230H127V232H129V233H128V234H127L126 232H124V233H126V235H128V236H129V234L132 235V234L134 233V234L132 235L133 237H132V236H131V237L129 236V237H130L129 240H128V238H127V240H125L126 236H124L125 238L122 239V236L120 237L119 234H118V239H119V240L116 239V240H117L116 244H117V243L119 244V241H120V245H121V244H123V245H121V246H119V245L114 246V244H111V246H112V247L114 246V248H115V247H118L119 250H120V247H121V248L124 247V249H126V252H127L128 254H127L125 251L122 252L121 250H123V249L120 250L121 252H119V250H118L117 248H115V250L112 249L113 251H111V250H109V249H106V250H108V251H110V252H108V251H107V252H104V254H103L104 256H105L107 253H111V254H109V255L107 254V255H106L107 257H105V258L108 260V262H107V261L103 258V256H102V252H103V250L106 248V246H108V245L110 246V243H111L112 241H111L110 239L107 238V240H109V241H108L109 244H108L107 242H105V241H107V240H105V241L102 240V238H101L102 236H101V235H100V238H99V236H98V237H96V238L94 239V237L96 236V234H95V236H93L94 241H93V239L88 240V238H87V240H88V241H91V242L93 241L94 243H97V244L102 240L101 242H105V243H103V245H104V244H105V245L107 244V245H106V246L104 245V246H105L104 249H103V248L101 249L100 247H103V245H102V244H98V245H99L98 253L95 252L96 254H93L92 257H90V256H91V253H94V252L92 251V250H93V245H94L93 242H92L93 244L89 242V243L92 245V247H91V245H90V247H91V249H92V250L90 249V250H91V253H90V252H89L90 250L87 249V248H90V247H87V246L89 245V243H88V241L86 240V238H85L84 236H82V237L79 236L80 238H83V237H84V239L87 241L88 245H85V244H86V243H85V240L83 241V239H81L82 241H80V240H79L80 238L78 237V235H76V236L74 235L75 232H76V230H75V232H73V233L71 232L72 230H71V231L68 230V227H66L67 225H65L66 223H64L65 226L61 223V225L63 226L62 229H63L64 227H66L65 229L68 230V231L65 230V231H66L65 233H67V234L65 235V236H67V237H65V238H69V239H70V236L68 237V234H69V232H70V233H71L70 235H72V237H73V235H74L73 240H72V237H71V240H72L73 242H72V244L70 243V245H68V244L66 245V242H68V241L70 242V241H71V240H69V239H66V240H65L66 242L63 241V240H61V241L59 242L61 235H63V234L60 233L61 231L59 232L60 234H57L58 231H59L58 229L62 230V229L60 228L61 226L59 227V225H58V227H59V228L57 227L58 229H57L56 226H55V230L52 229L53 227L50 228V224L53 225V224L55 223V221H54V223L49 222V221H50L49 218H51V217H48L49 215H48V216L46 215L48 220L45 219V217H46L45 214H44L45 212L42 213V216H44V218H43L41 215H39V216H40V220H41V218H43V219H45V221H44V220L39 221V218H37L38 215L34 217L35 219L37 218L38 221H39L40 223H39V222H36V223H38L39 225L37 224V225L35 226V228L30 224V225L34 228V229H33L30 225H27L28 223H27V221H25L27 218L24 219V218L22 217V215L25 214L24 212H27V213H28V214H25V215H29V214H31V213H29V211H25V210H28V209H24V212L21 210V209H23V208H26V207H27V204H26L25 207L20 206V207H22L21 209H19L20 211L15 213V211H14L15 209H14V208H15V205L17 204V203H15V201H14L15 205H14V203H13L14 207L12 206L13 209H14V210H13V213H15V214H13V215H14L15 217H14V216H11V222H12V217H14L13 219L18 221V222H16V223H18V225L21 226V225H22V222H21L20 220H22V218H23V221L27 223V224H25V225H27L28 228H29V226H30V228H32L33 231H32L30 228H29V229L27 228L25 231L27 232V230H28V231H30L31 233L27 234L28 232H27V233L24 232V233L26 234V237L23 238V236L21 237V236L19 235V233H20L21 231L23 232L24 230H22L21 228H23V227L25 228L26 226H25V225H24V226L22 225V227H19V226L17 225V226L21 229V231H20L19 233H16V232H15L16 234L13 232L14 234H13V233H12V234L15 235V236L18 234L20 237H19L18 235H17V236H18L19 238H21V240L16 239V238H18V237H17V236H16V237L13 236V235L11 234V231L8 230L9 232L7 233L6 230L4 231V230L1 228V225H3V224H4V226L6 225V224H5L6 221H4V222L2 223L1 221L3 220V218H0V220L2 219V220L0 221V223H1V225H0V242L5 241V240L7 241V239H8V240H11L10 242H12V238L10 237V236L12 235L13 238H14L13 240H14V242H15V243L12 242L13 244H17V243H18L19 247L23 246L22 248H28L29 246H30V248H31V247L33 248L34 246H31V244H29V242L31 243V241L34 240L33 238H34L35 236H37V237H40V236H41V237H40V239H41V238H42V235H44V236L47 235V236H48V235H49L48 233L54 231V232L50 233V235H51V234H53V235L55 234V235H57L58 237L60 236L59 238L56 236V237H57V238H56L55 235H54V237H53V238H55V239H54V243H53L52 241L47 240L48 238H47L46 236H45L46 238L43 236V237L45 238V241L48 242V243H47V246H48L49 242L51 243V244H49L50 246H48V247H50V249H49L47 246H46V247L44 246L46 250H47V248H48V251H50L49 253H46V254L48 255V258H50V255H52L51 253H53V255H54V249H56V250H55V254H59V251L61 252L63 249L66 251V248H63V247H68V248H67V249H68L67 252H68V251H71V250H72V252H73V250L76 251L78 248H79V250H80V248H81L80 251L82 252V250H83V249H82L83 246H84V247H85V246L87 247V248L85 247L84 250L87 249L88 255H84V254L81 253V254H79L80 258H79V257H77V258L74 257V256H75L78 252H80V251H77V253L74 251L76 254H74V252H73V253L71 252L72 254H74V256H73V255L70 256L71 253L68 252V254L70 253V255H68L67 252H66V254L68 255V258H70L72 264H92V263L94 264V262H92V259H93V261L95 260V264H110V262H112L113 264H115V262H118L119 264H121V263H122L121 261L126 262V264H156L155 261H157V264H216L217 261H218L217 259H219L220 255H221L220 253L229 254L230 251H231V252H232V250L235 251V248H236V250H238V251H235V253L232 252V253H230V255H223V254H222V255L225 256V257H226V256H229L231 260H235V257L238 258L237 254H240V253H241V250H242V252H243V249H244V250L247 249L246 251H248V250L251 251V253H249L250 251L245 252V253H241L242 256H243V254L246 255V253H247V255H248V254H253V253H252V249H253L254 255L256 256L257 253H256V251L254 250V248H255L254 246H256V250H257V251L262 250V251L264 252V247H263L264 244H263V245L260 244V243L264 242V241H263V240H264V239H263V238H264V237H263V236H264V234H263L264 232H263V233H260V232L264 231V230H263L264 228L262 229V227L264 226V224L259 225V223L261 224L262 222H264V220H263V219H264V213H263V212H264V211H263V210H264V203H263L264 197H262V196H264V195H263L264 192H262V193L259 192L260 188H259V185H258V181H254V182H253L254 186H255V184H257V188H259V189H257L256 187H255V188L258 190V192L255 191L256 189H254L253 185L251 184V187H253L252 190H251V189L244 190V189L242 188V190H243L242 193H240L239 195H236V194H235V196L232 195V196L236 199V201H235L234 199H230V200H232V201H230V205H231V206H232V204H233V206L235 205L236 207H238V206H243V207H242L243 210H242L241 207L239 208V210L241 209V211H239V213H240V214L243 213V215H246L247 217H249V219H248L247 217L245 218L243 215H242V216H241V215H238V216H240V218L237 217V219H238V220L236 219L237 222H235V221H231V222H230L231 224L234 222V223H237V225H238V224H240V223L243 221V219H244L245 222H250L251 220H253V218H254V221H252V222L255 223L256 220H257L256 223L258 224V226H257L256 224H255L256 226H253L252 223L250 224V223H245V222H244V223H242L243 226H244V228H241V227H243V226H240L241 224L239 225V227L241 228V230L243 229V231L240 230V233H242V238L239 239V240H242V239L245 240V238H249V237H250V238L252 239V242H253L254 240H256V241L253 242L255 245H254V244H253L254 246L252 245V246H253L252 249H251V243H252V242L250 241V240H251L250 238H249L248 241H247V239H246L245 241L243 240L245 243H246V241H247L246 244L249 246V249H248V247H245L246 244L244 245V242H243V241H242V242H243V245H242V246H239V245L241 244V243H240L241 241H240V242H239L240 244H237L240 248H237V247H238V246L236 245V243H238V240H237V239L241 236V234L239 233V230L236 231L237 229H236V230L233 229V227L235 228V227H237V225H235V226L233 225V226H232L231 224H228V225H227V226H228L227 228H226V227H225V228H220V227L218 226L220 229L218 230V229H217L218 227H217V228L215 227V228L217 229V230H215V229H212V227L216 226L217 223L214 224L213 226H212V224H210V225H208V228H207V227H206V226H207V225H206L207 222H205L204 219H202V218H204V217H203L200 213H198V215L200 214L199 216L196 215V214H194V212H193L192 210H190V212L192 211L190 214L188 213L189 211H187V210H189L190 208L192 209V207H193V205H192L193 202H191L190 200L186 201L187 199H185V198H183V200H180V199H182L181 195H182V193H183V191H184L183 189H188V186H187L188 184H187V182L189 183V181H190V182L192 181L191 178L188 177L189 181H187V182L184 181V182H186V183L183 182V180L186 179V178H184L186 174H185V175L182 174V176H183L182 178H184V179H182V178L180 177V176H181V175H180L181 173L178 172L177 175H178V176L180 175V176H179L180 178L176 175V176H175L176 179H174V178H173V179H174L175 181H178V180L180 179V180H179L180 183L178 182L179 184H175L176 182H173L172 184H170V182H171L173 179L170 178V177H171L170 175H169L170 177H169L168 180H171V181H168L166 178L164 179V177H166V175H165V172L163 173V170H162L161 168H160V169H161L162 171H161L160 173L157 171V169L152 168V169H154L153 171H156V172H157L156 175H157V178H158V179H156V178H155L156 176H155L154 172L152 173V171L150 170L151 168H150L149 166L143 164L144 166H147V167H148V169H147V167L144 168L143 165H140V166H139V169H140V167L142 166V167H141V168H142L141 171H143V170H144L143 172L148 171V170L151 171V173H150V171H149V172H145V173H147V174L150 173V176L148 175L149 180H147V177H145V179H146L147 181L151 182V184H152V182L155 183V181H156V183H155L156 186L153 188V189H156V190H153L152 187H151V184H149V183L143 178V176H144V175H143V174H144L143 172L140 171L141 173H139V169L137 168V170H136V172H135V173H137V176L140 177L141 174H142L143 176L141 175L142 177L139 178V177H137V176H135V175H130L132 172H133L132 174H135L134 171H132V170H135V167H133V166H130V167H129V169L132 171V172H131V171H129V169H128L127 167H125ZM164 165H162V166H163V168L166 169V167H165ZM169 165H170V166H169ZM173 165H174V166H173ZM50 166H51V165H50ZM76 166H75V167H76ZM90 166H91V164H90ZM111 166H112V168H111ZM25 167H26V168H25ZM41 167H42V169H43V167H44V170L47 169V168L45 169V166H41ZM62 167H63V166H62ZM65 167H66V168H65ZM101 167H102V166H101ZM101 167H98L99 172H101V169H102ZM108 167H109V169H111V171H109ZM168 167H170V168L172 167V170H171L170 168H169V169H170V170H169ZM173 167H174V168H173ZM175 167H176V168H175ZM19 168H20V170H21V169H24V170L19 172ZM31 168H33V169H31ZM79 168H80V169H79ZM105 168H104V169H105ZM133 168H134V169H133ZM143 168H144V169H143ZM149 168H150V169H149ZM157 168H158V167H157ZM10 169L8 168V169H6V170L9 171ZM15 169H18V171L15 170ZM60 169L63 170V171L61 170V171L63 172L62 174L60 173ZM77 169H78V170H77ZM81 169H82V166H81V165H80V167H79V166L76 167V171H79V172H81V171L84 170L85 168L82 169V170H81ZM104 169H103V171H102L103 173H105ZM127 169H128V170H127ZM146 169H147V170H146ZM174 169L176 170V171H175L176 173H174ZM14 170L17 171V172H14ZM31 170H32V171H31ZM49 170H50V169H49ZM49 170H47V171H49ZM80 170H81V171H80ZM85 170H87V168H86ZM118 170H119V172H118ZM158 170H159V168H158ZM1 171H2V172H1ZM10 171H11V170H10ZM120 171H121V172H120ZM128 171H129V172H128ZM172 171H173V172H172ZM35 172H36V170H35ZM86 172H87V171H86ZM88 172H89V174H88V178H87L88 181H93L94 179L97 178V175H96L93 171H88ZM233 172L236 173V172H237L236 169H234ZM2 173H3V174H2ZM15 173H18V174H15ZM32 173H33V172H32ZM36 173H38V170H37ZM81 173H82V175L84 174V175L87 177V174H85V171H83V172H81ZM124 173H126L127 175H125ZM158 173H159V174H158ZM29 174H30L31 176H29ZM58 174H61V175H62V178H59V181L56 179V178H58V176H59ZM151 174H152V176L154 175V177H152ZM163 174H164L165 176H163ZM9 175H10V172H9ZM16 175H17V176H16ZM61 175H60V176H61ZM73 175H74V174H73ZM113 175H114V174H112V176H113ZM161 175H162L163 177H161ZM32 176H33V178H32L33 180L30 178V177H32ZM75 176H76V175L71 176V177H75ZM85 176H84V177H85ZM130 176H132V178L135 179V181L137 180V178H139L140 180H141V178H143L142 180H145L146 182L144 181V183L142 184V183H140L141 181H140V182L138 181V180H139V179H138V180L136 181V182H138V184H136L135 188L133 189L134 186H132V185H135V181L132 180ZM133 176H135V177H137V178H135V177H133ZM187 176H188V175H187ZM187 176H186V177H187ZM5 177H7V178L5 179ZM8 177H9V178H8ZM19 177H20V176H18V178H19ZM43 177H44L45 180H43ZM150 177H151L153 180H154V178H155V180L153 181ZM190 177H191V176H190ZM75 178H77V177H75ZM75 178H74V179H75ZM113 178H115V176H114ZM160 178H161V179H160ZM167 178H168V176H167ZM178 178H179V179H178ZM70 179H71V178H70ZM150 179H151V180H150ZM159 179L161 180V181H160V184H161V185H160L159 182H158ZM162 179H163V182H164V181H165V182L167 181V182H166L167 184L164 183V185H163V183H161V182H162ZM177 179H178V180H177ZM188 179H186V180H188ZM192 179H193V178H192ZM21 180H22L23 182L25 181L24 183H27V184H26V185H22L23 182H21ZM71 180L74 181L73 178H72ZM75 180H76V179H75ZM130 180H132V182H133L134 184H132V182H130ZM157 180H158V181H157ZM174 180H173V181H174ZM181 180H182V183H184L183 186H182ZM242 180L244 181V179H242ZM256 180H257V179H256ZM2 181H3V182H2ZM41 181H42V182H41ZM43 181H44V182H43ZM57 181L59 182V184H58ZM69 181H70V180H69ZM72 181H71V183H72ZM77 181H78V179H77ZM77 181L73 182V184H74V183L76 184ZM125 181H126L127 183L129 182V183L131 184V186H132L131 188H130V185H129V189H130L131 191H130V190L127 191L126 189L124 190L125 187H123V186L126 185V184H125V183H126ZM193 181H194V179H193ZM243 181H242V182L239 181V183L241 182V183L243 184ZM56 182H57V185H56ZM168 182H169V183H168ZM9 183H11V180H10ZM24 183H23V184H24ZM40 183H41V184H40ZM89 183H90V182H89ZM139 183L141 184V186L144 185L146 188H147L148 186L145 185V183L148 184V185L150 186V190L152 189L151 191H153V192H150V193L147 192V193H146L147 195H146L145 193H143V195L145 194V195H144L145 197H143V195L141 194L140 199H142V197H143V200H144V201L141 200L142 203L140 202V200H139V198H138V196H139L138 193H139L140 191H141V192H143V191L145 192V191H149V190H146V189L143 190V188H142V190H143V191H142V190H141V187L139 186ZM157 183H158V184H157ZM239 183H238V184H239ZM241 183H240V184H241ZM42 184H43V185H42ZM155 184H152V186H154ZM168 184L172 185V187H173L174 189L171 188V186H170L171 190L168 191V190L170 189V188L167 189V186L169 187ZM174 184L176 185L175 187H174ZM180 184H181V186L178 187V185H180ZM186 184H187V185H186ZM244 184H246V183L244 182ZM244 184H243V185H244ZM4 185H3V186H4ZM7 185H6V186H7ZM158 185H159L160 188H157ZM77 186H80V184L78 185V183H77ZM77 186H76V187H77ZM138 186H139L140 188H139ZM161 186H162V187H161ZM164 186H165V191H167L166 193L161 192L162 189L164 190ZM185 186H187V187H185ZM244 186H245V185H244ZM8 187H7V189H8V191H9L10 188H8ZM81 187H82V186H81ZM81 187H79V188H81ZM119 187H120V188H119ZM126 187H128V185H126ZM180 187H182V189H181ZM184 187H185V188H184ZM2 188L4 189V187H2ZM77 188H78V187H77ZM82 188H84V187H82ZM82 188H81L82 192H83V190H84V192L87 191L85 188H84V189H82ZM117 188H119L120 191H119ZM122 188H123V189H122ZM148 188H149V187H148ZM176 188H177L178 191L176 190ZM178 188H180L181 190L178 189ZM244 188L247 189L246 186H245ZM3 189H0V190H3ZM121 189H122V191H121ZM127 189H128V188H127ZM132 189H133L134 191H133ZM136 189H138L137 192L135 191ZM157 189H158V190H157ZM159 189H161V191H159ZM172 189H173V190H172ZM253 189H254V190H253ZM4 190H5V191H4ZM4 190H3L4 192H8V191H6V189H4ZM51 190H52V191H51ZM116 190H117V191H116ZM123 190L126 191V192H125L126 194L123 192ZM139 190H140V191H139ZM249 190L252 191V192H249ZM32 191H33V192H32ZM93 191H94V192H93ZM95 191H96L99 195H97V193H96ZM102 191H103V192H102ZM118 191H119L121 194H119ZM154 191H155V192H154ZM156 191H157V192L159 191L160 194H159V192L156 193ZM172 191H174V192L176 191V193L174 194V192H172ZM179 191H180V192H179ZM181 191H182V193H181ZM244 191H245L246 194L244 193ZM253 191H255V192H253ZM260 191H261V190H260ZM1 192H2V191H1ZM1 192H0V193H1ZM27 192H26V193H27ZM92 192H93V193H92ZM122 192L124 193V198H123ZM127 192H128V193H129V192H130V193H133V192L135 193V192H136V194H137L138 196L136 195V196H137V197H136V196H134L135 194L132 195V194H130V193L127 194ZM171 192L174 194V196H172L173 194H172ZM177 192H179V194H177ZM256 192H257V193H256ZM37 193H38V194H37ZM70 193H72V192H70ZM70 193H69V194H70ZM87 193H88V191H87ZM87 193H86V194H87ZM95 193H96V194H95ZM108 193H109V192H108ZM161 193H163V194H161ZM168 193H169V194H168ZM180 193H181V194H180ZM250 193H253V194H250ZM254 193H255V195H258V193L261 194V195H259V197L257 196V197L259 198V200H258L257 197H255ZM2 194H4V193H2ZM2 194H0V195H2ZM5 194H6V193H5ZM5 194H4V195H5ZM23 194H24V195H23ZM51 194H53V195H51ZM61 194H62V195H61ZM69 194H68L67 196H69ZM84 194H85V193H84ZM86 194H85V195H86ZM152 194H153V196L157 195V197L160 195V196H159V197H160L159 200L161 201L162 205H159V204H161V203H160V201L158 200V198H157L158 201L156 200L158 203L154 200L156 196L153 197ZM158 194H159V195H158ZM170 194H171V195H170ZM237 194H238V193H237ZM244 194H245V195H244ZM248 194H250V195H248ZM6 195L8 196V193H7ZM36 195L39 196V197L36 198ZM71 195H72V194H70V196H71ZM73 195H74V193H73ZM95 195L97 196V198L95 197ZM119 195H122V198L119 199ZM125 195H128V196H126V197H128V198H127L128 200H129V199L131 200V198L133 197V198H132L133 204L131 203L132 201H129L131 204H130L129 202H126V203H125V201H124L125 198H126ZM130 195H131L132 197H131ZM148 195H149V196H148ZM162 195H163V196H166V197H163ZM168 195H170L171 197H168ZM176 195H179V199H178V196L176 197ZM241 195H242V196H241ZM252 195H253V196H252ZM7 196H4V197H3V196H0V198H1V199L4 198V199H3V201H4L5 198H6ZM17 196H16V197H17ZM51 196H52V197H51ZM67 196L65 197V199H69V200L72 199V196H71L70 198H67ZM101 196H102V195H100V197H101ZM146 196H147V199L150 198V199H148V200L146 201V202H148V203H146V204L149 205V209H152V208H150V204H151V203L149 204L150 201H152L151 206L154 207L151 211L148 209L150 212L147 210L148 205H145V206H146V209H145V207H143V206H144V203H145ZM161 196H162L164 199L161 198ZM232 196H231L230 198H232ZM245 196H246V197H245ZM248 196H250V197L252 196V198H250V197H248ZM14 197H15V196H14ZM42 197H45V198H46V200L44 201V203H41V202H40V198H42ZM49 197H50V198H49ZM74 197H75V195H74ZM100 197H99V200H102V199L104 198V197H101L102 199H100ZM115 197H116V198H115ZM120 197H121V196H120ZM135 197H136V198H135ZM173 197H174V198H173ZM239 197H240V198H239ZM254 197L256 198L257 201H255V198H254ZM260 197H261V198H260ZM55 198H53V199H55ZM58 198H59V199H58ZM144 198H145V199H144ZM153 198H154V199H153ZM167 198H168L169 200H168ZM237 198H238V199H237ZM241 198H242V199H241ZM243 198H244V199L247 198L248 201H247V199H246V200H243ZM253 198H254V199H253ZM262 198H263V199H262ZM17 199H18V198H17ZM23 199H24V200H23ZM34 199H35V202L33 203ZM49 199H50V200H49ZM57 199H58L59 203H57ZM73 199H74V198H73ZM73 199H72V200H73ZM75 199H77V198H75ZM75 199H74V201H72V200L69 201V204H70L69 206H72V204H73V205H76V204H74V203L77 202V200H75ZM80 199H82V198L80 197ZM80 199H78V200H79V203H80L81 201H83V200L80 201ZM85 199H86V198H85ZM104 199H105V198H104ZM122 199H124V200H122ZM133 199H134V200H133ZM136 199H137V200H136ZM162 199H163V200H162ZM173 199H175V202H174ZM177 199H178V200H177ZM184 199H185V200H184ZM239 199H240V202L237 201V200H239ZM250 199H251L252 201H251ZM261 199H262V200H261ZM6 200H8V199L6 198ZM6 200H5V201H6ZM105 200H107V199H105ZM117 200H119V201L121 200L122 202L124 201V204H123L122 202L117 201ZM128 200H126V201H128ZM138 200H139V202H138V204H136V202H137ZM165 200H167V202L173 201L174 203H173V202H172V203H173L174 205L177 203V204L174 206L175 208H176V207H177V208L175 209L174 207H172L173 205H170V204H172V203H169V204L166 203L167 206H166V204L163 205V203H165ZM241 200L244 201V202H242ZM249 200H250V201H249ZM260 200H261L262 202H261ZM3 201L0 200V203H1V202L3 203ZM86 201H87V200H85L84 202L86 203ZM89 201H90V202H89ZM102 201L104 202V200H102ZM154 201H155V203L153 204ZM162 201H164V202H162ZM177 201H178V202L180 201V203H178ZM182 201H183V202H186V203H187L188 205H190V206H188L186 203L184 204ZM189 201H190V202H189ZM233 201H234V203H233ZM246 201H247V203H249V202H250V203H251V202H253V203L255 202V203H256V202H257V207H254V206H251V207H253V208H251V207H246V205H245V202H246ZM258 201H260V202H259L260 204L258 203ZM36 202H37V203H36ZM48 202H50V203L48 204ZM70 202H71V203H70ZM84 202H83V203H84ZM103 202H100V201H99V204H98L97 206L101 205V203H103ZM111 202H112V204H113V205H111L112 207L110 206ZM118 202H119L120 205L118 204ZM143 202H144V203H143ZM181 202H182V203H181ZM235 202H236L238 205H236ZM241 202H242L244 205L241 204ZM22 203H23V202H22ZM25 203H26V202H25ZM60 203H61V206H60ZM77 203H78V202H77ZM95 203H96V204H95ZM107 203H109V204H107ZM121 203H122V204H121ZM134 203H135V206H136V207L133 208V207H131V206L134 205ZM189 203H192V204H189ZM239 203H240L241 205H239ZM247 203H246V204H247ZM250 203H249V204H250ZM255 203H254V205H255ZM261 203L263 204V206H259V205H261ZM19 204L17 205L18 207H19ZM125 204H130V205H128L129 207L126 206L125 208H126V210H127V207H128V209L131 207V210H132V211H131V210H127V211H128V212H127V211L124 209V207H123ZM141 204H143V205H141ZM179 204H180V207H179ZM183 204H184V205H183ZM258 204H259V205H258ZM24 205H25V204H24ZM24 205H23V206H24ZM107 205H109V206H107ZM114 205H116V206L119 205L118 207L115 206L117 209H119V207H123V208H120V211H121V210L123 211V212H121V213H124V214H126V213L128 214V213H129V214H128V215L126 214V216H123L124 214H116L115 212H117L118 210H116V209L114 208ZM139 205H140L141 207H140ZM177 205H178V206H177ZM250 205H251V204H250ZM250 205H249V206H250ZM0 206H1V205H0ZM2 206H3V205H2ZM62 206H63V207H62ZM93 206H94V207H93ZM106 206H107L108 208H107ZM137 206H139V207H138V212L143 211V214H145V215H142V212H141L140 215H138L139 213H137V211H136V213L133 212V210H136V209H137ZM155 206H156V207L158 206V207L156 208ZM159 206H160V207H159ZM170 206H171L172 208H170ZM182 206H183L184 208H186V206L190 207L189 209H188V207H187V209H185V210L187 211V215H186V216L190 215L189 217H187V219H189L188 221H184L186 217H183V215L185 216L184 213H186V212L183 211L184 209H182V208H183ZM191 206H192V207H191ZM244 206H245V207H244ZM247 206H248V204H247ZM255 206H256V205H255ZM18 207H16V208H18ZM87 207H85V208L87 209ZM109 207L111 208V211H110ZM178 207H179V208H178ZM181 207H182V208H181ZM259 207H260V208H259ZM0 208H1V207H0ZM27 208H28V207H27ZM90 208H91V209H90ZM112 208H113V209H112ZM142 208H143V209H142ZM158 208H159V209H160V208L162 209V211H161V209H160V211H159L160 213L163 212V208H164V213H161V216L163 215L162 218H160V219H162V220H160L161 223H160L159 220L156 221V219H155V217H154L155 214L158 215V214H160V213H159V212H157V213L155 212V214L153 213L154 210H155V209H158ZM165 208H166V209L170 208V210L168 209V210L166 211ZM180 208H181V209H180ZM245 208H247V209H246V210H247L246 214L244 213V212L246 211ZM249 208H250V209H249ZM254 208H256L257 210H258V208H259V210H260V209L262 210V208H263L262 211H257V210H255V212L257 211L256 213H259V215H261L262 217L259 216V215H256V213L253 215V216L256 215L255 217L252 216L251 212L253 213V209H254ZM1 209H2V208H1ZM61 209H62V210H61ZM94 209H93V211H94ZM97 209H98V210H97ZM104 209H105V210H104ZM108 209H109V210H108ZM114 209H115V210H114ZM178 209H179L181 212H180ZM3 210H4V208H3L2 210H0V211L3 212ZM46 210H47V208H46ZM89 210H88V212H89V214H88V213H86L87 211L84 209L85 214H88V215L90 216L92 213L90 214L91 211H89ZM99 210L104 211V212H106V213L99 212ZM112 210H113L114 212H113ZM124 210H125V211H124ZM144 210H147V211H148V212H147L148 215L146 214V211H144ZM172 210H175V211L178 210V214H176L175 211H173L172 214H176V215H178V218H179V219L177 218V216L174 218L175 215L173 216L172 214H171L172 216H171V215L169 216V217L174 218V220H177L176 223L173 222L174 220H173L172 218H171V221H170V218L167 219L168 222L165 221V219L168 218V216L166 217V215H167L166 213L169 214V213H171ZM248 210H250L249 213H248ZM4 211H6V210H4ZM16 211H17V209H16ZM21 211H22L24 214H22ZM130 211H131V212H130ZM152 211H153V212H152ZM156 211H158V210H156ZM165 211H166V213H165ZM20 212H21V213H20ZM40 212H41V213H40ZM54 212H52V213H54ZM107 212H109V215L107 214ZM125 212H126V213H125ZM151 212H152L154 215H153ZM179 212H180V213L183 212L182 215L179 214ZM0 213H1V212H0ZM18 213H19V215H18ZM46 213H48V211H47ZM99 213H100V214L102 213V214L100 215ZM111 213H114V214H111ZM118 213H120V212H118ZM149 213H151V215H153V217H154L155 220H154L153 217H152V221L154 220L155 222H154V221H153V222H151V221H150V222H147V221H146V220H148V219L151 220V217H150L151 215H149ZM260 213H261V214H260ZM3 214H6V213L3 212V213L0 215V217L3 216L4 219L6 220V215H3ZM16 214H17V215H16ZM21 214H22V215H21ZM33 214H31V215L34 216ZM85 214H83V215H85ZM103 214L105 215V218H103V216H104ZM110 214H111V215H110ZM135 214H137V215H135ZM164 214H165V216H164ZM247 214H249V216H248ZM250 214H251V215H250ZM262 214H263V215H262ZM20 215H21V219L19 220V219H17V217L20 218ZM62 215H63V214H62ZM76 215H77V214H76ZM83 215H82V216H83ZM117 215H118V216H117ZM119 215H120V216H119ZM121 215H122L123 217H122ZM146 215H147V216H146ZM179 215H180V216H179ZM191 215H193V216L195 215L196 217H199L200 219L198 220V218H196L195 216H194V219H193ZM32 216H28V217H31L32 220H34V218H33ZM85 216H86V215H85ZM101 216H102V217H101ZM142 216H143V217H142ZM161 216H159V217H161ZM181 216L184 218V220H182V217H181ZM258 216H259V217H258ZM25 217H27V216H25ZM60 217H61V216H60ZM66 217H67V218H66ZM73 217L75 218V215H74ZM110 217H109V218H110ZM124 217H125V218H124ZM134 217H135V218H134ZM148 217H150V218H148ZM156 217H158V216H156ZM159 217H158V218H159ZM163 217H164V218H163ZM201 217H202V218H201ZM242 217H244V218H242ZM15 218H16V219H15ZM31 218H30V219H31ZM82 218H84V216H83ZM85 218H84V219H85ZM109 218H107V219H109ZM126 218H127L128 220H127ZM133 218H134V219H133ZM158 218H157V219H158ZM176 218H177V219H176ZM191 218H192V219H191ZM195 218L199 221V225H198L197 221L195 220ZM251 218H252V219H251ZM256 218H257V219H256ZM259 218H261V219L259 220ZM262 218H263V219H262ZM30 219H29V222H31ZM94 219H95V218H94ZM107 219H106V220H107ZM163 219H164L165 223H164ZM187 219H186V220H187ZM190 219H191V221H190ZM239 219H242V220H239ZM247 219H248V220H247ZM255 219H256V220H255ZM60 220H59V221H60ZM106 220H105V221H106ZM109 220H111V219H109ZM149 220H148V221H149ZM200 220H202V221L204 222V225H205V226L203 227V224H201V226L203 227V229H202V227H201V230H202L203 232H202L201 230H200V231L197 230V228H200V227H199V226H200V222H201ZM246 220H247V221H246ZM249 220H250V221H249ZM258 220H259V221H258ZM262 220H263V221H262ZM36 221H37V220H36ZM42 221H43V222H42ZM61 221H60V222H61ZM73 221H74V219H73ZM75 221H74V222H75ZM129 221H128V222H129ZM181 221H182V222H181ZM189 221H190V222H189ZM192 221H194V222H192ZM239 221H240V222H239ZM260 221H261V222H260ZM13 222H14V221H13ZM13 222H12V223H13ZM19 222H21V224H20ZM48 222H49V225H48ZM60 222H58V223H60ZM81 222L83 223L82 220H81ZM107 222H108V221H107ZM157 222H159V223H157ZM169 222L175 224V226H174L173 224H171V225L174 226V227L172 228V226L170 225ZM178 222H179V223H178ZM180 222L183 223V224L181 225ZM184 222H187V223L184 224ZM203 222H201V223H203ZM214 222H215V221H214ZM16 223H15V224H16ZM32 223L34 224L35 222H32ZM56 223H57V222H56ZM56 223H55V225H56ZM58 223H57V224H58ZM77 223H78V224H77ZM133 223H134V222H133ZM150 223H151V224L153 223V225H154L153 227H154V228H157L156 226H157V224H158V228H161V227L163 228V227H164L163 230L165 229V226L167 225L165 231L167 230L168 226H170L172 229L168 228V232L165 233V231H164V234H163V232H162L163 230L161 229V232H162V233L160 232L161 234H160V233L158 234V232L155 233V229L152 227V225H151ZM155 223H156V225H155ZM162 223L165 224V225H163ZM168 223H169V224H168ZM195 223H197V224H195ZM234 223H233V224H234ZM15 224L13 223V226H15ZM114 224H115V225H114ZM118 224H119L120 226H118ZM148 224H146V225H148ZM159 224H161V225H160L161 227L159 226ZM177 224H178V228H177V229L180 228V230H182V231H179V230H177V229H176V230L174 229V228L177 227V226H176ZM246 224H247V225H246ZM46 225H48L49 229H51L52 231L50 230V232H49V229H48V227H47ZM79 225H80V226H79ZM141 225H142V224H141ZM179 225H180V226H183V225H184V227H182L183 229H182ZM196 225H198V227H197ZM217 225H218V224H217ZM229 225H230L231 227H230ZM249 225H251L253 228L255 227V228H254V231H256L257 228H259V229L262 230V231L259 230V229L257 230V231L259 232V234H260V238L257 237L258 240H257V238L254 239L255 235H256V236L259 235L257 231H256V233L253 235V238L251 237L253 233H251V234L249 233L251 236H249V234H247V233H248L247 231L250 232V230L252 229V227L249 226ZM4 226H3V228H4ZM13 226H11V227H13ZM17 226H15L16 229H15L14 227H13V229L16 230V231L18 232L17 229H19V228H18ZM45 226H46V228H45ZM53 226H54V225H53ZM84 226H83V227H84ZM115 226H118V228H120V229L116 228ZM209 226H211V228H209ZM6 227H7V226H6ZM11 227H10V228H11ZM78 227H81V229L79 228L81 231L78 229ZM105 227L107 228L106 232L108 231L107 234H104V233H106V232H105ZM239 227H237V228H239ZM247 227H248V228L250 227L251 229H250V228L248 229ZM260 227H261V228H260ZM24 228H23V229H24ZM71 228H72V227H70L69 229H71ZM98 228H99V227H98ZM205 228L207 229V232H209V233L213 230L212 233H210V234H209V233H206V234H205V237H207V235H210V236H208V237H211V236H212L213 238H209V239H212V240H213V239H214V240L216 239V241H217V239L219 240V237H220L219 242H220V243H221V242L223 243V241H224L223 238H226V237H229V236H230L229 239H228V240H229V243H230V244H231V243H234V242L237 240L235 244H231L232 246L235 245L236 247L233 246L234 248L231 249L232 246H231V247L229 246L230 244L228 243L227 238H226V239H225L226 241H224V242H225L226 244L228 243L229 245H228V244L226 245V244L224 243L225 245L223 244V246H225V251H226V249H227L228 247H229L228 249H230V250H227V251H229V253H226L227 251H226V252H225V251H222V250H224V248L222 249V248H221L222 246H220V245H222V244L219 245V246H220V248H219L218 246L215 245V244H219L218 242H216V241H214V240H213V242H212V240H209L208 237H207V239L204 237V229H205ZM229 228H230V229L232 228V230H230ZM240 228H239V229H240ZM245 228H246V232L244 233ZM4 229H6V228H4ZM13 229L11 228L12 231H14ZM56 229H57L58 231H57ZM72 229L74 230V229H76V228H72ZM83 229H84V228H83ZM86 229H87V228H86ZM115 229H117V230H116V233H115ZM143 229L145 230V232H144ZM169 229H170V230H169ZM206 229H205V231H206ZM210 229H211V230H210ZM221 229H222V231H221ZM225 229H227L228 232H226L227 230H225ZM247 229H248V230H247ZM43 230H44V231H43ZM46 230H47L48 232H47ZM94 230H95V231H94ZM122 230H121L120 232L123 233ZM136 230H137V231H136ZM172 230H174V231H172ZM193 230H195V231H193ZM209 230H210V231H209ZM223 230H224V231H223ZM42 231H43V232H42ZM45 231H46V232H45ZM55 231H56V232H55ZM78 231H77V232H78ZM93 231H94V232H93ZM98 231H99V232H98ZM133 231H134V232H133ZM156 231H157V230H156ZM158 231H160V229H159ZM169 231H172V232H169ZM175 231H176V232H175ZM178 231H179V232H183V233H182L183 235H182L181 233H180V234L177 233ZM197 231H198V233H197ZM214 231H217V232H214ZM218 231H219V233L222 232L223 234H225V237L223 236V237L221 238L222 235L219 234ZM4 232L7 234V237H6V235H5ZM22 232H21V234L23 235ZM63 232H64V231H63ZM81 232H83V233H81ZM120 232H119V233H120ZM132 232H133V233H132ZM137 232L140 233V235H139ZM141 232H142L143 234H142ZM146 232H147V233H146ZM173 232H174V233H173ZM194 232H196V233H194ZM225 232L228 234L227 236H226V233H225ZM237 232H238V234H237ZM9 233H10V234H9ZM65 233H64V234H65ZM122 233H121V235H122ZM124 233H123V234H124ZM131 233H132V234H131ZM144 233H145V234H144ZM168 233H169V235L172 234V235H171V238L168 236V238H170V239H169L170 241L168 240V238H167V239L165 238V237H167ZM175 233H177V234H175ZM201 233H203L202 236L205 238V239L203 238L202 240H203V241L207 240L206 242H208V243L211 242V247H209L210 244H208V243H206V242H202L203 244L206 243V245H209V246H206L205 244L203 245V244L199 241L202 237H199L198 235H200ZM243 233L245 234L246 237L243 236ZM2 234L5 235V236H3ZM8 234H9V235H8ZM40 234H42V235H40ZM78 234H79V233H78ZM89 234H90L91 236H89ZM103 234H104V235H103ZM114 234H115V235H114ZM136 234H138V236H136ZM141 234H142V235H141ZM162 234H163V235H162ZM174 234H175V236H174ZM178 234L181 235V236H180V237H177V238H174V237H176ZM211 234H212V235H211ZM257 234H258V235H257ZM261 234H263V236H262ZM38 235H39V236H38ZM105 235H106V237H105ZM149 235H152V234H149ZM158 235H159V237L157 238L158 241L156 240V243H157V244H160L161 242H162V243H165V244H163V246H165V247H163V249H164V251H165V254L167 253L166 255L163 253V250H161V248H159V247H160L159 245L157 246V244L155 243V244H156V246H155V244H153V242L155 241V239H156V237H157ZM164 235H165V236H164ZM179 235H178V236H179ZM218 235H219V236H218ZM236 235H238V236H237L238 238L236 237ZM2 236H3V238H2ZM8 236H9V238H11V239H9ZM24 236H25V235H24ZM128 236H127V237H128ZM141 236H142V237H141ZM144 236H145V237H144ZM172 236H174V237H172ZM200 236H201V235H200ZM248 236H249V237H248ZM4 237H6L7 239L4 238ZM37 237H35V238L37 239ZM76 237H77V239L80 241L79 245H80L82 242L85 243L84 245H82V247H81V245H80L79 247L77 246L78 248H76V245H77L78 242H79V241H78V242L76 241L77 244L74 243V242H75V241H74V240H75L74 238H76ZM138 237H139L138 242H137V241H134V242H136L135 245H134L133 242L130 241V239L134 240L135 238H138ZM146 237H147V238H146ZM182 237H183V238H182ZM198 237H199V238H198ZM217 237H218V238H217ZM231 237H233V239H234V237H235V239H236V238H237V239H236V240H233ZM243 237H245V238H243ZM44 238L41 239V241H43L42 243L45 242V241H44ZM65 238H64V236H63V239H65ZM98 238H99V239H98ZM142 238H146V239H145L146 241H144V239H142ZM163 238H165V239L163 240ZM172 238H173V239H172ZM261 238H262V240H261ZM22 239H23V240H22ZM36 239L34 240L35 242H36ZM58 239H59V240H58ZM61 239H62V238H61ZM77 239H76V240H77ZM96 239H97L98 241H99V240H100V241L98 242ZM140 239L143 240V243H142V241H140ZM159 239H160L161 241H160ZM174 239H175V240H174ZM198 239H199V240H198ZM221 239H222L223 241H222ZM230 239L233 240L234 242H233V241L231 242ZM253 239H254V240H253ZM38 240H39V239H37V241H38ZM57 240H58V241H57ZM67 240H68V241H67ZM116 240H115V241H116ZM124 240H125V241H124ZM162 240H163V241H162ZM166 240H167V241H166ZM172 240H174V241H172ZM202 240H201V241H202ZM208 240H209V241H208ZM260 240H261V241H260ZM6 241H5V242H6ZM34 241H32V242H34ZM41 241H40V242H41ZM55 241H57L58 243L55 242ZM95 241H96V242H95ZM129 241H130V242H129ZM139 241H140L143 245H142ZM159 241H160V242H159ZM164 241H166V242H164ZM187 241H189V242H187ZM249 241H250V244H248ZM257 241H259V242H257ZM7 242H8V241H7ZM7 242L5 243L6 245H7ZM10 242H8V243H10ZM35 242H34V245H35ZM38 242H39V241H38ZM38 242H37V244L35 245L36 248L38 247V246H37V245H38ZM64 242H65V243H64ZM113 242H112V243H113ZM131 242H132V244H133L134 246L131 244ZM145 242L149 245V246H146V249H148L150 246H152V248H153V247H154V248H155V247H156V248L158 247L157 249H156V248H155V249L153 248L154 250H152V248H151V251H153L152 254H151V252H150V248L147 250V251L150 252V253L146 252L147 255L150 256V254H151V256H150V257H151V258H150L151 260H150L149 258H147L148 256H147L146 253H145V251H146L145 246H144V245H145ZM158 242H159V243H158ZM174 242H175V243H174ZM190 242H191V244H192V243L194 244L195 242H196L195 244H197V242H198V246L200 245L199 243H201V244L204 246V248L209 247V249H208V248L204 249L203 247H201V246H202V245H201V246H199V247L203 248V249H202L203 251H202V250L199 251V249H201V248H199L198 246H194L193 244L191 245ZM256 242H257V243H256ZM2 243H4V242H2ZM12 243H11V244H12ZM56 243H57V245H58V244H59V245H58L57 248H54V247H55L54 245H56ZM114 243H115V242H114ZM124 243H125L126 245H125ZM127 243H129V245H127ZM138 243H139V245H140V244L142 245L141 248H140V246H139L138 248L136 247ZM162 243H161V244H162ZM173 243H174V244H173ZM186 243H187V245H186ZM212 243H214V244H212ZM258 243L260 244L259 246H261L262 249H260L261 247H259V246L257 245ZM5 244H4V245H5ZM32 244H33V243H32ZM39 244H40V247H41L42 244H41V243H39ZM44 244L46 245V243H44ZM97 244H95V245H97ZM116 244H115V245H116ZM147 244H146V245H147ZM152 244H153V245H152ZM18 245H15V246L17 247ZM95 245H94V247H95ZM100 245H101V246H100ZM130 245H131V247H132V246H133V247L130 248ZM212 245H213V246H212ZM247 245H246V246H247ZM2 246H3V244L0 246V248H1ZM60 246H61V247H60ZM62 246H63V247H62ZM109 246H108V247H109ZM111 246H110V249L112 248ZM127 246H129L128 248L131 249V250H129V249L127 248ZM192 246H193V247H192ZM226 246H228V247H226ZM257 246H258L259 250H258ZM35 247H34V248H35ZM40 247H38L39 249H36V248H35V250H40ZM96 247L98 248V246H96ZM108 247H107V248H108ZM134 247H135V248H134ZM147 247H148V248H147ZM161 247H162V246H161ZM194 247H195V249H196V248L198 249V250L196 249L197 252H196V251H195V252L193 251V250H194ZM212 247H213V248L215 247V248L213 249ZM217 247H218L221 251H220L219 249H217ZM243 247H244V248H243ZM34 248H33V249H34ZM58 248H60L61 250L58 249ZM69 248H70L71 250H70ZM97 248H95L94 250L97 251ZM211 248H212V250H211ZM241 248H242V249H241ZM1 249H2V248H1ZM100 249H101L102 252H100ZM132 249H133V250H132ZM141 249H142V250H141ZM158 249H160L161 251L158 250ZM191 249H192V250H191ZM239 249H241V250H239ZM46 250H45V251H46ZM57 250H59V251L56 253ZM84 250H83V251H84ZM106 250H105V251H106ZM116 250H117V251H116ZM135 250H136V251H135ZM137 250H138V251H137ZM144 250H145V251H144ZM155 250H156V251H155ZM206 250H207V251H206ZM210 250H211V251H210ZM215 250H218L220 253H219L218 251H215ZM65 251H64L63 253H65ZM154 251H155L156 253H155ZM158 251H160V252H158ZM239 251H240V252H239ZM262 251H260V252H262ZM0 252H1V251H0ZM46 252H47V251H46ZM87 252L84 251L83 253H86V254H87ZM99 252H100L101 254H100ZM113 252H115L116 254H117L118 252H119V254L121 253L120 256H121L122 254L125 253V255H124L125 257H126L127 255L130 256L129 258H128V256H127L126 258L130 259V258L132 257V259H130V260H131V261H130V260H127L125 257L122 256L123 258L121 257V258H119L120 260H117L118 258L116 259L117 256H115V253H113ZM157 252H158V253H157ZM161 252H162V254H161ZM207 252H208V253H207ZM236 252H237V254H236ZM263 252H262V253H263ZM1 253H3V252H1ZM12 253H13V252H12ZM89 253H90V255H89ZM105 253H106V254H105ZM233 253H234V254H233ZM255 253H256V254H255ZM258 253H259V252H258ZM262 253H259V254H262ZM10 254H11V253H10ZM10 254H9V255H10ZM49 254H50V255H49ZM119 254H117V255L119 256ZM126 254H127V255H126ZM153 254H154V256H153ZM163 254L165 255V257L163 256ZM232 254H233L234 256H233ZM235 254H236V256H235ZM259 254H258V255H259ZM11 255H12V254H11ZM11 255H10L11 260L13 259V257H14V259H16L15 256H14V253H13V256H11ZM60 255H61V253H60ZM60 255H56V256H59L58 258H60ZM67 255H63V260H64V257H67ZM111 255H113V256L111 257ZM155 255H157V256H155ZM217 255H219V256H217ZM231 255L233 256V258H231ZM245 255H244V257L247 256V255H246V256H245ZM254 255H253V256H254ZM258 255H257V257H258ZM263 255H264V253H263ZM3 256H4V255L0 254V259H2ZM56 256H53V259H54V257H56ZM69 256H70V257H69ZM82 256H83V257L85 256V258H83ZM109 256H110V259L112 258L111 261H110V259L108 258ZM114 256H115V258H113ZM120 256H119V257H120ZM141 256H142V259H143L144 262L142 261ZM143 256H146L147 261H148L149 263H148L147 261H145L146 258L143 257ZM152 256H153L154 259L152 258ZM239 256H240V255H239ZM242 256H241L240 258H238V261L242 260V264L245 263V262H247V264H249V263H252L253 261H254L255 264H258V263L261 264L262 261L264 262V256H262V255H259L260 258L258 257L259 259H262V260H260V261L258 260L257 257H255V256L253 257L252 255H249V257L247 256V259H248V260L245 259V258L243 259ZM250 256H251L252 258H251ZM32 257H33L32 255H28V254H27V257H26V258H27V260H28V263L32 260ZM51 257H52V256H51ZM156 257H157V258H156ZM185 257H186L188 260H187ZM229 257H228V258H229ZM261 257H263V258H261ZM30 258H31V259H30ZM48 258H47V259H44L42 263H43V264H47V263H48V260H50V259H48ZM56 258H57V257H56ZM56 258H55V260H56ZM82 258L84 259V261H81ZM124 258H125V259H124ZM155 258H156L157 260H156ZM220 258H221V257H220ZM241 258H242V259H241ZM254 258H255V260L252 261V259H254ZM256 258H257V261H256ZM14 259H13V260H14ZM34 259H35V257H34ZM53 259H51L53 262H49L50 264H51V263L56 264V262H59V263L61 264V263H63L64 261H66V259H65L64 261L61 260V258H60V260L58 259L59 261H58V260L55 261V260H53ZM83 259H82V260H83ZM114 259H116L117 261H116V260L114 261ZM122 259H124V260H122ZM148 259H149L150 261H149ZM222 259H223V258H222ZM239 259H240V260H239ZM13 260H12V261H13ZM17 260H19V259H17ZM17 260H16V262H18ZM29 260H30V261H29ZM51 260H50V261H51ZM68 260H69V259H67V262L69 263L70 261H68ZM85 260H86V261H85ZM96 260H97V261H96ZM126 260L129 261V263H128ZM139 260L142 261V262H140ZM153 260H155V261L152 263L151 261H153ZM186 260H187V261H186ZM223 260H224L225 262H227V263H224V264H236V263H237V262H236L237 259L234 261V263H233V261H232V263H230L231 261H230L229 259H226V258H224ZM227 260H229L230 262L227 261ZM245 260H247V261H245ZM32 261H33V260H32ZM32 261H31V262H32ZM34 261H35V260H34ZM54 261H55V263H54ZM185 261H186V262H185ZM219 261H220V260H219ZM219 261H218V262H219ZM224 261H223V262H224ZM251 261H252V262H251ZM16 262H15V260H14V263H15V264H16ZM31 262H30L29 264H31ZM67 262H66V263H67ZM71 262H70L69 264H71ZM88 262H89V263H88ZM96 262H97V263H96ZM130 262H131V263H130ZM220 262H222V260H221ZM223 262H222V263H223ZM228 262H229V263H228ZM235 262H236V263H235ZM257 262H258V263H257ZM59 263H58V264H59ZM66 263H65V264H66ZM112 263H111V264H112ZM118 263H116V264H118ZM238 263H240V262H238ZM254 263H252V264H254ZM17 264H21V263L18 262ZM32 264H33V263H32ZM122 264H123V263H122ZM124 264H125V263H124ZM219 264H220V263H219ZM262 264H263V263H262Z\"/></svg>","mask_w":264,"mask_h":264}]
</instances>
